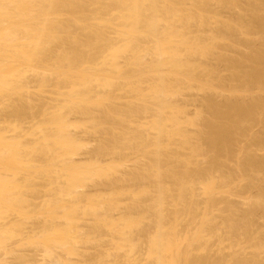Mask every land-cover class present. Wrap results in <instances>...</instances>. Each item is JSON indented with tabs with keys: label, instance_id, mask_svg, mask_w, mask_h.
Masks as SVG:
<instances>
[{
	"label": "bare ground",
	"instance_id": "6f19581e",
	"mask_svg": "<svg viewBox=\"0 0 264 264\" xmlns=\"http://www.w3.org/2000/svg\"><path fill=\"white\" fill-rule=\"evenodd\" d=\"M190 1V0H189ZM194 1V2H193ZM200 1H202V0H200ZM208 1V0H207ZM206 0H205V3H203L204 1H202V3L203 4H205V5H203V6H201V4L200 5H198L197 3V8L200 10V8L201 7H204V6H206L207 4H208V9L210 8V7H212L213 5H214V3H213V5H212V3H210L209 1H211V2H213L212 0H209L208 2H207ZM216 2H217V4H218V6H219V2H223L224 3V1L225 0H222V1H217V0H215ZM228 1V0H227ZM226 1V3H227V5H229V3ZM230 1V0H229ZM234 1V0H233ZM233 1H230L231 2V4H230V6L232 5V2ZM238 1V0H237ZM253 1V0H252ZM258 1V0H257ZM256 1V2H257ZM188 1L187 0H0V105H2V106H4V105H9V106H11L12 105V110H11V113H9L10 115L12 114V112H14V117L19 113V112H21V111H19V110H23L21 113H20V115L18 116V120H19V117L21 118H23V116H25L24 117V119L26 120V119H29V120H31V118H33L34 117V119L36 118V116H34V114L35 115H37V112L39 113V112H41L42 114H40V115H42V117H40V119L42 118V121L40 120V119H38V118H36V121H37V119L38 120H40L42 123H41V125H38V128L36 129L35 127V132H37L36 133V135H37V139H35V136L36 135H34V134H25L24 132H26V130H24L25 128H23V129H21V127H19V126H17V123H15V125H14V122H8L9 123V125H7V119H5V122L3 123V122H1L0 124H2L3 125V128H2V125L0 126V264H9V262L10 261H13V260H9V262H8V257L11 259H16V261L17 262H19V264H77V263H74V262H78V261H76L75 260V258H73L74 260H72V257H78V255L80 254H78L77 252H81V251H79L78 250V248L80 247L79 246V243H80V245H81V243H83V242H81V239L83 240L84 239V247H86L85 245H86V242H87V239L89 240V238H87V237H90V236H92V234L89 236H86V238H84L85 237V235L83 234V232H82V229L80 230H78V228L80 227L79 225L82 223V222H84V221H82L81 223L80 222H78L81 218L79 217L81 214H82V217H83V215L84 214H88V213H90V214H88V215H93V214H95L94 215V217L95 216H99V217H96V218H98V221H100V222H98L97 220V222L98 223H96V221L94 222L93 221V223H95V224H98L99 225V228L100 229H98V227H97V225L95 226V225H93V226H95L97 229H95L96 230V234H97V232L100 234V232L99 231H97V230H102L101 231V233L103 232V236H102V239L100 238V240H102V243L104 242L103 241V239H105V241H108V240H110V242H111V244H109V243H107V244H109V245H111L112 246V250H113V247H114V250H117V253H114L113 252V254H111L109 251H110V249H111V247H110V249H108V253H110L111 255H112V257H113V255L114 254H116V255H114V260L113 261H116L115 260V256L118 258V253H119V251H120V253L122 254L123 253V249H127L128 248V244L127 243H130L131 245L133 244V247L131 248V247H129V248H131L133 251H136V250H138V246H139V249H140V247L141 246H143L142 245V243H144V246L146 247H144L143 246V248L144 249H147V252H146V254H145V256H147V258L148 259H146V264H190V263H192V262H195L197 259H198V256H197V253H195V252H197L198 251V249H200L199 251H198V254H199V252L200 251H203V253H204V256H205V254H208V252H209V255H208V260L209 259H213L212 257H214V256H216L217 255V257L220 255V257H221V253L219 254V253H216V255L214 254V253H212L213 251L211 250V248L212 247H219V246H222V245H224L225 243H226V241H227V243L228 244H225L224 246H222L221 247V249H222V251H226V252H229L230 251V247H231V250H233V251H230V252H232V253H234V249H235V247L234 246H236L237 245V243L239 242L238 241V239H237V241H232L231 239H225V238H223L224 239V241H225V243H223V239H222V235H224V234H222L221 232V234L219 235V234H216L215 232H217L218 233V231H217V229L216 230H214V229H212V226L214 225V223H216L217 221V219H219V217L221 216V217H223L224 218V216L223 215H225V213H223L224 212V207H225V209H229V211H230V209L232 210L233 209V207H234V210L236 209L235 208V205H233V206H231L232 204L230 203V202H232V201H230V200H232L233 199V197H235L236 195V193H234L235 191H238V189H237V184L234 182V185H232V183H233V181H230L228 178H231L229 175H231V173L235 170H237V169H234V168H236V167H238V165L237 164H239V170L241 169V166H242V168L243 169H246V170H243V169H241L239 172H242L243 174H244V171H245V173H251V172H255L256 170H257V173H258V170L260 171L261 170V168H260V166H259V168L260 169H256L255 170V168L258 166L257 164H259V160L258 159H256V160H258L257 162H256V160H255V158L256 157H254L253 155H255L256 156V153H251V152H248L247 151V149H245V151L247 152H242L243 154L240 156V154L241 153H239V156H238V159L239 158H241L242 156H244V158H245V156L247 157V158H243L242 159V161H245L246 162V164H244L242 161H241V163H243L244 165H241L238 161H237V164H236V162L235 163H233L232 165H230V163H229V165L231 166V167H233V169L234 170H230V171H228L229 172V175H227L228 177L226 178L225 176H224V179H227V180H225L227 183H231V184H226V186H224L225 184H224V179H223V181H222V178L223 177H220V182H223V185L218 181L219 179H218V177L220 176V175H222V173H224L225 172V170H222V167L221 166H223V169H224V165H225V163H226V161L228 160L226 157H229V156H227V155H230V157H231V155H233V154H229V150H231V149H233L232 148V144H233V147H235L234 145H237L238 146V144H239V141L241 142V140H239V141H237L236 143L237 144H234L235 143V141H236V138L238 139L239 138V136H240V138L239 139H241L242 137H241V135L239 134L240 132L242 133V134H247L248 132H246V127H248L247 125H251V122L250 121H254V119L256 118V120H258V117L260 118L259 120H261V117H260V115L259 114H257V115H259V116H257L256 115V113L257 112H261L259 109H260V107L261 106H259L258 107V111H257V105H262L263 106V108H264V104H262V99H260V98H258V99H260V104H258V102L259 101H254V103H257V104H253L252 102H250V103H252L251 105H250V103H249V105L247 106H244L243 104H244V102H245V104H246V101H244V100H242L243 102H242V104H241V102L239 103H232L231 102V104L229 105V102H227L228 104H225V106H229V107H227L228 109H227V111L226 110H223L224 108H223V106H219V108H218V106H217V108L219 109V111H218V109H216V107L214 108H212L211 106H214V105H216L215 104V102L214 101H211V102H214V105H213V103H211L210 102V99H208L207 98V100L205 101V103H204V101L202 102V103H204V104H202L203 106V108L205 107V105H206V107H205V110L203 111V109H202V111H203V113H205L207 110H209V109H207V106H208V103L207 102H210L209 103V105H211L209 108H210V110H212L213 111V113H212V111L210 112L211 113V117L213 116V118L214 119H212L211 117V120H210V118H209V116H207V119L206 118H203V115H202V113H201V118L199 117H196V116H198V115H196L195 117H196V119H193L194 121H192L191 119H190V117L187 119L188 121H192V123H194V124H191V122H190V125L191 126H193V125H196L197 127H199L198 125H199V123L201 122V120H202V118H203V121H206V123H204L203 121V123H200V125L201 124H203L201 127H199L200 128V130H198L197 129V127H196V129H197V131H199V135H198V132H190V134L192 135H194V136H196V138H197V142H195L196 140H194L195 139V137H193L194 139H192V136H191V140H190V136H187V137H185L187 134H189V130L188 129H186V131H185V128H189V129H191L190 127H188L187 125H189L188 124V122H187V120H186V122L184 121V119L183 118H185V115H187V114H185V113H187V112H185L184 110H185V108L184 107H182L183 105H181L180 107L179 106H177L176 107V109L178 108L179 109V111L181 112V114L183 113V114H185L184 115V117L182 118H180V113L178 112V109L176 110L174 107H173V105H171V104H173V103H177L176 101L175 102H173L175 99V97H176V99H177V97L178 96H182V94H183V92L187 89H185V86L187 87L188 85V83L190 84L189 86H192L191 84H197V83H195L197 80V78L198 77H200L201 76V78H202V76H203V80L204 81H206L207 80V82H210L209 84H211L212 82L214 83L215 81H214V78H215V74H214V76H213V73H212V76H211V72H209L208 70V72L210 73V75L209 74H207L208 72L206 71V69L208 68H206V67H204V69L205 70H203L202 69V65H205L206 64V62H205V60H211V59H213V60H215V58H216V62L219 60V58L221 57V55L219 54V53H217L216 55V57H215V53H213V51H215L216 50V48L213 50L212 48H214V47H216V45H214L213 43H214V39H216V41L215 42H219L218 43V45L220 44V41H222V39L223 38H220V37H222L224 34H223V32L227 29L228 30V33H230L229 31H230V29L232 28V25H233V27H234V24H232L231 25V22H230V24H229V22H228V25H231V28L229 29V28H226V29H223L222 27V29H223V32L221 33V31L222 30H219L220 31V34L222 35H219L218 36V34H219V31H216V29L218 28H216L215 29V31L216 32H218V34L216 35L215 34V38H214V35L213 34H211L212 36L211 37H213V38H211V39H213V40H210L209 38H204V40L203 41H206V42H209L210 43V41H213V43L211 42L210 44H208L210 47H212V48H208V47H206V44H205V46L203 47V41H201V40H199L198 38V41H200V43L199 44H196L197 43V39H194L195 41H196V45H192V43H193V41L192 42H189L191 39H189L188 40V38L190 37V31H192L194 28V25H193V23H195L196 24V22H195V20L197 21V19L199 18L198 17V15H199V10H198V13L196 12V14H198L197 16H196V14H195V16L196 17H198V18H195V16L193 15V17H194V21H192L193 20V17H192V14L194 13H191L192 11H195L194 9H196V5H194L193 6V3L195 4V0H192V1H190V3H187ZM193 2V3H192ZM239 2H242V1H239ZM184 3V4H183ZM189 4V5H192V8H190L191 6H188V10L187 11H184L185 10V8H184V10H182L183 8H182V5L183 6H186L185 4ZM223 3L221 4V5H223ZM226 3H224V6H225V4ZM243 3V2H242ZM217 4H215V5H217ZM252 4H254V3H252ZM259 4V3H258ZM257 4V5H258ZM210 5H212V6H210ZM214 5V6H215ZM260 5V4H259ZM258 5V6H259ZM262 5H264V2H263V4ZM212 7L213 8V10L215 11V8H217V7ZM234 6V5H233ZM252 6V5H251ZM251 6H249V7H251ZM258 6L256 7V6H254V7H256V8H258ZM174 7H177V9H175ZM178 7H179V10H178ZM222 7V6H221ZM187 8V7H186ZM194 8V9H193ZM205 8L206 7H204V8H201L202 10H200L201 12L203 11V9L205 10ZM232 8V7H231ZM235 8V7H234ZM239 8V7H238ZM241 8V7H240ZM261 8H263V6H261ZM175 9V11H176V13L173 11ZM189 9H191V10H189ZM242 9V8H241ZM206 10H207V8H206ZM213 10H211V8H210V10L208 11V12H211L212 14L214 13L213 12ZM216 10H218V9H216ZM233 10V9H232ZM237 10V9H236ZM235 10V11H236ZM243 10V9H242ZM248 10V9H247ZM249 10H251L250 12H252V10H253V12H257L258 13V11H259V13L257 14H253V12L252 13H250V14H252V15H257L258 16V18L264 13H261V10L259 9H253L252 7H251V9H249ZM256 10H258V11H256ZM171 11H173V12H171ZM180 11V12H179ZM189 11V12H188ZM226 11V10H225ZM200 12V13H201ZM206 12V11H205ZM216 12H218V11H216ZM223 12V11H222ZM234 12V11H233ZM171 13H174L175 14V16H174V14H171ZM177 13H179L180 14V16L179 15H177L176 16V14ZM188 13V14H187ZM190 13V14H189ZM204 13V11L201 13V15H199L201 18H199L198 19V21H199V23H198V29H200L199 27H201V29L200 30H198V31H201V30H203V28L202 27H205V25L207 24V26L209 27V25H208V23H205L206 22V20L207 19H204V18H207V16H203V19L204 20H202V14ZM211 13H207L208 15H210ZM261 13V14H260ZM206 13H205V15H207ZM210 15V17L209 18H211V19H209L208 18V20H211L212 21V19H213V17H211V16H214L215 14H217V13H214L213 15ZM259 14H260V16H259ZM220 15V14H219ZM230 15V14H229ZM245 15V14H244ZM252 15H248V16H250V17H252ZM174 16V17H173ZM217 16H218V14H217ZM217 16H215L216 18H217V20H218V22L216 21V23H218L219 25H221L220 24V22H219V19H221V18H218ZM247 16V17H248ZM257 16H253V17H255V20H257V22L259 23L260 21L259 20H262L263 19V16H261L262 17V19H259L258 20V18H256ZM214 17V18H215ZM220 17V16H219ZM235 18V17H234ZM224 19L225 18H223L222 20L224 21ZM241 19V18H240ZM245 19V18H244ZM249 19V18H248ZM254 19V18H253ZM207 20V22H209ZM226 20V19H225ZM230 20V19H229ZM246 20V19H245ZM252 20V19H251ZM201 21H202V24H201ZM209 22V23H211V24H213V22ZM223 21H222V23H223ZM244 21V20H243ZM254 21V20H253ZM252 21V25H255L256 23H255V21L253 22ZM204 22V23H203ZM225 22H227V20L225 21ZM262 23H261V26H262V24H264L263 22H264V19H263V21H261ZM234 23V22H233ZM251 23V22H250ZM201 24V25H200ZM203 24H205L204 26H202ZM211 24H210V26H211ZM242 24V23H241ZM246 24V23H245ZM200 25V26H199ZM227 25V26H228ZM247 25V24H246ZM251 25V26H252ZM260 24H258V26L257 25H255L256 27H259L258 29L259 30H264V27L262 26V29H260L261 27L259 26ZM193 26V27H192ZM213 26V25H212ZM215 26V25H214ZM222 26H226V25H222ZM226 26V27H227ZM238 26H240V24H238ZM238 26H235L234 27V29H236V32H235V30L232 28L231 29V32H233L234 34H236L237 32H239L238 30H237V28H238ZM255 26H253L254 28H255ZM191 27H192V30H189V28L191 29ZM195 27H197L196 25H195ZM208 27H205L204 29H207ZM216 27V26H215ZM241 27V26H240ZM250 27V26H249ZM249 27H248V29H249ZM195 29H197V28H195ZM208 29H210V28H208ZM241 29H242V27H241ZM241 29H239L240 31H242ZM244 30L243 31H245V28H243ZM188 30H189V32H188ZM227 30L225 31V32H227ZM234 30V31H233ZM250 30V29H249ZM249 30H247V31H249ZM252 30H254V29H252ZM185 31H187L186 33H188L187 34V37H186V35H185ZM206 32H207V30H205ZM205 31H202L203 33H205ZM210 31V30H209ZM193 32V31H192ZM191 32V33H192ZM195 32V31H194ZM193 32V35L191 34V36L193 37V38H195L194 36L195 35H197V33L195 34ZM246 32V31H245ZM244 32V33H245ZM184 33V34H183ZM213 33H215V32H213ZM232 33V34H233ZM242 33V32H241ZM244 33L243 34H240V33H238L241 37H242V35H244ZM195 34V35H194ZM202 34V33H201ZM231 34V33H230ZM246 34V33H245ZM249 34V35H248ZM248 37L250 36V33L248 32ZM253 34V33H252ZM198 35H200V34H198ZM197 35V36H198ZM226 35V34H225ZM237 35V34H236ZM238 35V36H239ZM256 35V34H255ZM200 36H203V34L202 35H200ZM208 36H210V35H208ZM216 36L218 37V39H219V41H217L218 39L216 38ZM227 36L228 35H226V37H225V39H227ZM232 36L233 35H230V37L229 38H231V39H235V38H232ZM239 36V37H240ZM258 36V35H257ZM264 36V35H263ZM203 37H206V36H203ZM255 37V36H254ZM261 37V36H260ZM192 38V39H193ZM229 38H228V40H229ZM245 38V37H244ZM250 38V37H249ZM200 39H202L201 37H200ZM205 39H208V40H210V41H208V40H205ZM261 39V38H260ZM226 41V40H224L223 39V42L224 41H226V43H228L229 41V43H231L232 41L231 40H229V41ZM263 40V39H262ZM194 41V42H195ZM250 41V40H249ZM205 42V43H206ZM248 42V41H247ZM191 43V44H190ZM222 43V42H221ZM225 43V42H224ZM223 43V44H224ZM233 43H234V41H233ZM232 43V44H233ZM254 43V42H253ZM194 44V43H193ZM201 44V45H200ZM214 46H213V45ZM217 45V49H218V47H220V45L218 46ZM222 45V44H221ZM225 45V44H224ZM228 45H231V44H228ZM248 45V44H247ZM261 45V44H260ZM226 47V46H225ZM235 47V46H234ZM210 49V50H212L211 52H210V50H209V52H210V54H205L206 53V51L208 50V49ZM236 48V47H235ZM239 48V47H238ZM250 48V47H249ZM262 49H264V48H262ZM233 50V49H232ZM238 50H240V48L238 49ZM246 50V49H245ZM181 51V52H180ZM182 51L184 52L185 51V53H182ZM218 51H219V49H218ZM260 51L261 52H257V53H261V54H257V55H259V56H257L256 55V52H253V53H255V54H252V55H249V57H248V53H247V56H245V57H248L247 59L246 58H244L243 56H244V54H242L243 56H242V58L244 59V60H240V62L241 63H245L244 61H246V65L244 64V65H242L241 63H239V62H236V63H233V60H232V64H234V66H236V65H238L239 67L242 65L243 67H246L245 69H246V71H247V69L249 68V67H251L250 68V74L248 73L249 72V69H248V72H247V79H248V77H249V79L251 78H253V80L254 81H256V82H261V86H262V89H263V87H264V53H262V50L260 49ZM187 52V53H186ZM216 52V51H215ZM243 52H245V51H243ZM183 54V55H182ZM214 56H213V55ZM181 55V60L180 59H178V57ZM185 55H187V56H190V64H191V57H193L194 58V56L195 57H197V55L198 56H201L200 58H202L203 56H205L206 57V55H208L207 57L208 58H202V59H204V60H202L201 59V61H195V60H200L199 58L198 59H196L195 58V60H193V58H192V61H193V63L195 64V63H200L201 65V67L198 65V63H197V65H198V67H197V65L195 64V66L197 67V68H199L200 67V69H199V72H198V69L196 70V69H191L190 71H189V73L188 74H190L191 72H192V70H193V72L196 70L197 72H195V76H193L192 74H190V75H187V74H185L186 73V71L187 70H189L190 68H192V67H194V65L193 66H191L189 63H188V60L189 59H187V62H186V58H189V57H185V62H184V59L182 58V57H184ZM210 55V56H209ZM212 55V56H211ZM220 57H219V56ZM223 55V54H222ZM246 55V54H245ZM253 55H255V56H253ZM261 55H263V57H261ZM210 57V58H209ZM212 57V58H211ZM214 57V58H213ZM227 58V57H226ZM232 58V57H231ZM220 59H223L222 61L224 62V58H220ZM239 59V58H238ZM246 59V60H245ZM179 60V61H178ZM230 60V59H229ZM229 60H228V63H225L226 65H228V64H231V63H229ZM234 60H237V59H234ZM181 61H183V62H181ZM195 61V62H194ZM202 61H204L205 62V64L202 62ZM221 61V62H222ZM239 61V60H238ZM151 64H150V63ZM159 62H161V66H159ZM181 62V63H180ZM202 62V63H201ZM213 62V61H212ZM215 62V63H216ZM227 62V61H226ZM163 63V64H162ZM239 64H241V65H239ZM248 64V65H247ZM214 65V64H213ZM250 65V66H249ZM207 66V65H206ZM233 66V65H232ZM237 66V67H238ZM240 67L238 70H239V73H240V69H241V71H243L242 70V68L243 67ZM161 67H164V68H169V69H172V71H176V70H174V69H179V68H182V69H184L185 67H186V69L187 70H183V71H176L177 72V75H178V73H181V75L179 74V76H177L176 75V77H178V78H176L175 77V75H173V73H175L176 74V72H171V71H169V72H166L167 71V69H165L166 71H164V68H163V70H161ZM184 67V68H183ZM188 67H190L189 69H188ZM228 67H230V66H228ZM237 67L235 68V70L237 69ZM227 68V67H226ZM130 71V73H129V81L128 80H126V84L125 85H123V83L122 84H119V79H122L123 81H125V79L124 78H126L127 77V71L128 70ZM201 69H202V71H201ZM224 69H225V67H224ZM229 69V68H228ZM228 69H226V71L228 70ZM232 69H234V68H232ZM231 69V70H232ZM126 70V71H125ZM211 70V69H210ZM215 70V69H214ZM213 70V71H214ZM230 70V69H229ZM230 70V75H229V77L231 78L232 77V79L235 81V82H233L235 85H237L238 83L240 84V87L242 86V84L244 85V83L243 82H245V77H244V74H242V73H244V72H246L245 70L243 71V72H241L240 73V77H241V75H242V77L243 78H245V79H243L242 77H241V79H242V81H241V79H240V82H238L239 81V78H238V76L236 75L237 73H235V71H234V73L232 74V71ZM237 70V71H238ZM163 71H164V73H163ZM203 72V71H205V74H207V75H209L208 77H205L204 76V73H201V72ZM184 72V75L182 74ZM192 72V73H193ZM221 72V71H220ZM225 72V71H224ZM126 73V74H125ZM196 73H197V75H196ZM199 73L200 74H203V75H200L199 76ZM239 73H238V75H239ZM194 74V73H193ZM222 74V73H221ZM246 74V73H245ZM248 74H249V76H248ZM124 75V76H123ZM186 75H187V77H186ZM192 75V76H191ZM206 75V76H207ZM220 75V74H219ZM218 74H217V76H219ZM235 75L237 76V78L235 77ZM122 76V77H121ZM181 76H183V77H181ZM197 76V77H196ZM217 76H216V78H217ZM228 76V75H227ZM168 77V78H167ZM172 77H174V78H172ZM192 78L191 79V82H190V79L189 78ZM193 77H196V78H193ZM212 77H214V78H212ZM235 77V78H234ZM147 78H149V79H151L152 78V80L154 81V82H152L151 80H148ZM170 78H172V79H177V81L175 82V80H174V82H172L173 80H171ZM200 78V79H201ZM229 78V79H230ZM32 79H34L33 81H32ZM131 79V80H130ZM167 79H169L170 81L168 82V80ZM186 79H189L187 82H185V80ZM201 79V80H202ZM208 79L209 80H211V81H208ZM221 79H222V77H221ZM226 79V78H225ZM237 79H238V81H237ZM133 80V82H132V84H130L129 85V82L131 83V81ZM196 80V81H195ZM198 80H199V78H198ZM202 80V81H203ZM121 81V80H120ZM122 81V82H123ZM128 81V82H127ZM146 81L148 82V84L149 85H145L146 84ZM202 81H200V82H202ZM216 81H217V79H216ZM227 81V80H226ZM252 82V84H253V86L255 87V85L257 84H254L255 82ZM151 82H152V84H151ZM207 82H206V84L204 83V85H208L207 84ZM218 82V81H217ZM223 82H225L224 80H223ZM222 82V83H223ZM238 82V83H237ZM121 83V82H120ZM128 83V84H127ZM141 84V85H143V86H140L139 84ZM171 83L173 84V85H171ZM176 83H178L179 85H175ZM185 83V84H184ZM187 83V84H186ZM227 83H228V81H227ZM229 83H231L230 81H229ZM248 83V82H247ZM249 83H251V80H249ZM248 83V84H249ZM259 83L257 84V86L256 87H258V85H259ZM34 84V85H33ZM141 87V88H138L139 86ZM168 84L170 85V86H173V88H171L170 87V89H169V86H168ZM201 84V83H200ZM200 84H198V85H200ZM217 84H219V82L217 83ZM223 84H225V83H223ZM248 84H246L247 86H248ZM33 85V86H32ZM150 85H152V87H151V89H150V87H148V86H150ZM183 85H185L184 87H182ZM204 85H202L203 86V89H204ZM213 84H211V86H212ZM225 85H227V84H225ZM246 85H244V89H245V86ZM178 86H179V89H180V87H181V89L182 88H184L181 92H182V94L180 95V91H179V89H178ZM189 86H188V88H189ZM209 86V88L211 87L210 85H208ZM214 86V85H213ZM216 86V85H215ZM250 86H251V84H250ZM253 86H252V88H253ZM261 86L259 87V91L260 90H262V89H260L261 88ZM127 87H128V90H127ZM145 87V88H147L148 87V90H144L143 88ZM174 87H177V89H178V91L176 92V90H174ZM194 87V86H193ZM196 87V86H195ZM194 87V88H195ZM207 87V86H206ZM205 87V88H206ZM218 87L219 88H223V87H221L220 85H218ZM218 87H214V89L216 88H218ZM232 87V86H231ZM235 86H233L232 88H234ZM239 87V86H238ZM249 87V86H248ZM247 87V88H248ZM255 87V88H256ZM39 89V90H35V91H39L38 93H36V94H38V95H40L41 96V94H43L42 95V97H44V95L46 94V93H49V95H51V96H49L51 99H52V103H51V101H50V99H49V101H50V105L49 104H46V102H45V104H46V106L50 109H42L43 107L44 108H47V107H45V106H42V104H40L41 105V111H39L40 109L39 108H37L38 106H40V105H38V102H36V103H34V101L31 99V95H29V94H32V92L30 93V91H31V89ZM191 88V87H190ZM189 88V89H190ZM198 88V87H197ZM208 88V89H209ZM218 88V90H216V92L217 91H219V90H221V89H219ZM226 88V87H225ZM231 88V89H232ZM243 88V87H242ZM251 88V87H250ZM250 88H248L249 90H250ZM252 88H251V90H252ZM99 89H101L102 91L103 90H106L104 93L105 94H108L109 93V91H111V93H109V94H112V92H114V90L115 91H117V93L119 92V91H123V94L125 95V93H124V90H125V92H129L130 93V91H132L130 94H132L133 93V91L136 93V95H135V93H133L135 96H136V98H135V96L131 99V100H133V102H132V105H130V103H131V101L130 102H128V104H127V106H128V112L126 111V107L124 106V109H122L121 110V108L120 107H123V104L126 102L125 100H130L129 98L128 99H125L124 101H122V106H117L116 107V105H115V107L117 108V109H115V107H114V109H112V108H108V106H106V105H104V106H106L107 107V109L109 110V111H107V112H105L106 111V109H105V111L103 112L101 109H99V110H101L100 112H101V114H100V112H99V110L97 111L98 112V115L100 114V117H98L97 116V112H96V117L98 118V120H101L102 118V120L104 121L103 123L105 124V126H106V123H107V125L109 124V125H112V127H114L115 129H112L113 131L115 130L116 131V129H117V132H115L114 131V133H109V134H107L106 133V135L104 136V135H102L103 137H105V139L103 138L102 140H104V142L105 141H107L106 139H108L109 141V144H108V142L106 143V145L108 144L109 145V147H108V145H107V147L105 146V148H103V149H98L99 151H97L96 149V151L94 150L93 152H91V153H93V154H91V153H89V154H91V155H88V156H90L89 158H88V156H87V158L90 160V159H94V153H96L97 154V152H98V154H100V155H104L105 157L107 156V157H109V156H113V155H115L116 156V154L118 155L119 153H121L120 154V156L122 155V153L124 152H126V151H132L131 153H133V151H136L132 156L134 157V155L135 154H137L138 156L137 157H139V159H137V160H140V155L139 154H142V157L141 158H143L144 157V155L146 154L147 156H149L150 158H151V156H152V159H151V165H150V163H147V161H149L150 162V160H148V158H147V156L145 155V158H146V162H145V158H144V164L143 163H141V164H143L142 166H141V164H139L140 162H143L142 160L141 161H138L137 162V160H135L137 163H135V161H134V163H135V165H136V168L133 170V173H132V168H130L128 171H130L131 170V172H130V176H132V180L129 178H127V175L125 176V177H120L119 179H115L114 181H109V178H107V176H105V175H109V173H111L112 172V170H114V169H112L111 170V166L109 165V167H108V165H107V169L105 168V170H103V171H101L102 172V174H98V176H105L107 179H108V182H111L109 185L110 186H114V188L116 189L117 188V191H118V187L120 186V184L122 183V185L123 184H125L126 183V181L127 182H130V181H132V182H134L135 183V187H137V185L138 186H140V188L143 190V188L144 187H146V191H148V193L146 194V195H144V196H147V198H146V201L149 199V202L151 203H149V202H146V204H147V209H146V207L145 208H143V209H146V210H144L145 212H143L142 211V209H141V211L145 214V213H151V215H153L154 214V217L156 218V220H155V218H151L152 220H153V223H155L153 226H151V228L149 227L148 229H146L145 230V228H144V232L142 233L141 232V238H140V240H139V242H140V244H138V243H136V244H138V246L135 244V242H134V240L136 239V238H134V240H133V238H132V240L130 239V240H128V238H131L132 236H134L133 234L135 233V231L133 232V234H132V232H131V230L133 231V230H135L134 228L136 227L137 228V226H140V224H142L143 223V218L141 219L140 217L141 216H143L144 217V219L145 218H150L151 217V215L148 217L146 214V216L147 217H145V215L144 214H142V212L141 213H139V215H141L139 218H137V217H135L134 219L133 218H131L129 215H126V210H125V214H122V215H119V219L118 218H115L114 216H115V214H113L114 213V208H116V206L118 205L117 204V202L118 203H121V202H119L121 199H122V197H123V195H122V190L123 189H119L120 191H121V194H119L120 193V191H118L119 193V199H116L117 200V202H116V204L114 203L116 200H115V198H114V200L112 199L113 197H111V199L114 201H110V205L108 206L107 204V206L109 207V208H111V209H109V208H107V210L106 211H108L107 213L105 212V211H103L102 210V208L100 209V207H102V206H100L99 207V211H100V213H99V211L97 210L98 209V207L97 206H94V205H91V204H93V202H92V199L94 200V198H95V196L93 197L92 196V198L91 197H89V200H87V205H89V207L87 206V208H85V213L83 212V213H80V210L78 211V208L80 209V204H79V202H76V200H75V197H76V199L77 198H82V196H83V194H82V191H83V189L84 188H86L87 189V186L85 187L84 186V184H87V182L89 181H94V178H96L95 177V175L97 174L96 172H98V170H99V168L98 167H95V168H93L94 169V171L96 170V168H97V170H96V172H95V174H94V172H93V169L91 168L92 167V161L93 160H91L89 163H91V164H88V161L87 160H85L86 158H84L83 159V155H84V153H82L83 155H81L79 152L77 153L76 151H78V149H80V148H83V147H81L82 145H81V140L79 139V141H77L75 138H77V134H76V137L75 138H73V135L74 134H71V133H73L72 131H70L72 128H74V129H76L77 128V130H75V131H79V128H80V130H81V127L82 128H84L85 127V125H83L84 124V122L82 121L83 119H84V121L85 122H87L88 123V119L90 120H92L93 118L95 119V120H97V118H95V117H93V115H94V112H92L93 110L91 109V106L93 105V104H98V106L99 105H101V104H105V102H107V100H109L110 98H112V99H114L115 97V92L112 94V95H110V96H112V97H107V95H105L102 91H100ZM139 89V90H138ZM141 89H143L144 91H146V92H144V91H142ZM150 89V90H149ZM173 89V90H172ZM196 89V88H195ZM195 89H193L192 88V91L193 90H195ZM200 89H202L201 88V86H200ZM199 89V90H200ZM202 89V90H203ZM211 90H212V87L210 88ZM230 89V90H231ZM241 89V88H240ZM254 89V88H253ZM98 90L101 92V93H103L104 95V97L102 96L101 98H100V96L102 95L100 92H99V95L98 94H96V96H94L95 95V92L96 93H98ZM130 90V91H129ZM171 92V94L173 93V91L177 94H179L178 96L176 95V96H174L173 94H175V93H173L172 95L174 96H169V92ZM199 90H195L196 92H198ZM226 90V89H225ZM224 90V92H228V91H225ZM228 90V89H227ZM234 90V89H233ZM236 90V89H235ZM247 90V89H246ZM245 90V91H246ZM148 91V92H147ZM187 91H188V89H187ZM186 91V93H188ZM201 91V90H200ZM199 91V92H200ZM205 91V90H204ZM263 91H264V89H263ZM262 91V92H263ZM106 92H108V93H106ZM127 92V93H128ZM206 93L208 92V91H205ZM204 92V93H205ZM214 92V91H213ZM229 92H231V91H229ZM228 92V94H230V96H231V94H233L234 92H232V93H229ZM241 92V91H240ZM247 92V91H246ZM41 93V94H40ZM45 93V94H44ZM169 93V94H168ZM219 93V92H218ZM217 93V94H218ZM236 93L238 94L239 92H237L236 91ZM235 93V94H236ZM242 93H244V92H242ZM250 93V92H249ZM251 93H253V92H251ZM250 93V94H251ZM21 94V95H20ZM94 94V95H93ZM101 94V95H100ZM109 94H108V96H109ZM119 94V93H118ZM121 94V93H120ZM123 94H121V96L123 95ZM168 94V95H167ZM194 94V93H193ZM201 94V93H200ZM199 94V95H200ZM221 94V93H220ZM261 94V93H260ZM20 95V96H19ZM27 95V96H26ZM33 95V94H32ZM97 95H98V97L100 98H98L97 97ZM117 95V94H116ZM183 95H185V94H183ZM212 95V94H211ZM210 95V96H211ZM222 95V94H221ZM221 95H219V96H221ZM225 95V94H224ZM223 95V96H224ZM239 95V94H238ZM244 95V94H243ZM243 95H241L240 94V97L241 96H243ZM245 95H247V93L245 94ZM256 95H258V94H256ZM28 96H31L30 97V99H29V97ZM34 96H35V94H34ZM37 96V95H36ZM117 96H119V95H117ZM116 96V97H117ZM120 96V98H122ZM128 96V94L126 95V97ZM138 96V97H137ZM186 96V95H185ZM185 96H182V97H185ZM227 96V95H226ZM229 96V97H230ZM236 96V95H235ZM247 96H249V94L247 95ZM255 96V95H254ZM259 96V95H258ZM18 97V98H17ZM26 97V98H25ZM97 97L98 99H95V98ZM107 97V98H106ZM114 97V98H113ZM125 97V96H124ZM171 97H173V98H171ZM244 97V96H243ZM16 98H17V100H16ZM20 98H24L25 100H28L29 99V106H28V108H25V110H24V108H23V106H25L26 107V105H27V101H26V103H25V100L23 99V100H21ZM45 98H46V95H45ZM94 98V99H93ZM109 98V99H108ZM117 98H119V97H117ZM117 98H115L116 100H118L119 101V99H117ZM180 98V97H179ZM188 98V97H187ZM214 98V97H213ZM224 98V97H223ZM228 98V97H227ZM226 98V99H227ZM236 98H238V97H236ZM247 98V97H246ZM251 98V97H250ZM253 99L255 98V97H252ZM33 99H35V98H33ZM39 99V98H38ZM114 99V100H115ZM123 99V98H122ZM169 99H171V100H169ZM174 99V100H173ZM190 99V98H189ZM216 100H217V98H215ZM241 99V98H240ZM256 100H257V98H255ZM15 100H16V102L19 100H21V102H20V105H17V103L15 102ZM36 101H37V99H35ZM111 100V99H110ZM138 100V101H137ZM173 100V101H172ZM185 100V99H184ZM192 100V99H191ZM209 100V101H208ZM213 100V99H212ZM235 100V99H234ZM238 100H239V98H238ZM24 102V104H26V105H23V102ZM30 101L31 102H33L34 104L32 105V103H30ZM40 101V100H39ZM42 101V100H41ZM40 101V102H41ZM121 101V100H120ZM119 101V102H120ZM140 101V102H139ZM170 103H169V102ZM231 101H233V100H231ZM240 101V100H239ZM263 101H264V98H263ZM11 102H13V104H14V102L16 103V105L18 106V108H19V106H21V105H23V106H21L23 109H21V108H19V110L16 108V107H14V105L11 103ZM110 102H112V101H109V106L111 105L110 104ZM114 102V101H113ZM143 102H146L147 104L149 103V102H151V103H153L154 104V106H153V108H150V106L151 105H153V104H146V105H143ZM166 102H168L167 103V105L169 104L170 105V108H169V105L167 106L166 105ZM173 102V103H172ZM178 102H179V100H178ZM192 102V101H191ZM220 102V101H219ZM233 102H235V101H233ZM10 103H11V105H10ZM22 103V104H21ZM41 103H43V102H41ZM108 103V102H107ZM118 103V102H117ZM117 103H113V104H117ZM141 104V106L140 105H138L137 106V104ZM180 103V102H179ZM207 103V104H206ZM247 103V104H248ZM44 104V105H45ZM118 104H121V103H118ZM117 104V105H118ZM195 104V103H194ZM32 105V106H31ZM38 105V106H37ZM49 105V106H48ZM51 105H53V108L51 107ZM125 105V104H124ZM136 105L137 107H135V110L134 109H131V107H134V106ZM177 105H179V104H177ZM219 105V104H218ZM224 105V104H223ZM2 106L0 107V108H2ZM8 106V107H9ZM94 106V105H93ZM92 106V107H93ZM98 106H97V108H98ZM114 106V105H113ZM130 106V107H129ZM145 106V107H144ZM149 106V107H148ZM172 106V107H171ZM176 106V105H175ZM30 107V108H29ZM94 107H96V105L94 106ZM142 107V109H140ZM155 107V108H154ZM198 107H199V104H198ZM3 108H5V107H3ZM9 108H11V107H9ZM13 108H16L15 110H13ZM52 108V109H51ZM97 108H96V110H97ZM136 108L138 109L137 111H136ZM167 108V109H166ZM172 108L173 109H175L174 111H173V113H172ZM180 108H181V110H180ZM184 108V110H182ZM197 108V107H196ZM34 109L37 111L36 113L34 112ZM90 109L92 110V111H90ZM93 109H95V108H93ZM110 109H112L113 111L111 112V110ZM131 109V112H130V114H129V110ZM152 109H154V111H155V113H153L152 114ZM156 109V110H155ZM169 109V113L167 112V110ZM222 109V111H224V112H222V111H220ZM225 109H226V107H225ZM3 110V109H2ZM7 109H5V111H6ZM44 110V111H43ZM104 110V109H103ZM133 110V111H132ZM140 110H141V115L142 114H145L146 113V115H149V116H152L151 118L153 119V117L156 119L155 121L156 122H154V119H153V121H152V119L150 118L149 119V121L147 120V122H149L150 123V125L149 124H147V126L144 124V122H146L145 121V119L143 118V120H144V122L143 121H141V119H134L133 117H134V115L135 116H137L139 113H140ZM149 110H151L150 112H148ZM4 110H3V112H5ZM18 111V112H17ZM124 111H126L125 113H124ZM138 112L137 113V115H136V113L133 115H131V113L133 112ZM166 111V112H165ZM257 111V112H256ZM8 112H10V111H8ZM91 112L93 113V114H91ZM103 112V113H102ZM111 112V113H110ZM150 113V114H148V113ZM167 113V114H169V115H167L168 117L171 115V114H173L174 116H175V112L177 113L178 112V115L176 114V116H175V118L177 117V119H179V123H180V119H183V121H181V123L182 122H185V123H183V124H181L180 123V125H179V123L177 124V123H175V122H173V126H174V123L176 124V125H178V126H176L175 125V127L177 128L178 127V129H174V128H172V124L170 123V127H171V129H169V126H167V124L169 125V123H164L165 122V119L163 120V118L164 117H166L165 115V113ZM262 112H263V109H262ZM261 112V113H262ZM6 113V112H5ZM74 114V115H76V114H79V115H77V116H83V117H81V118H79V119H81V121H79V123H78V120H77V122H76V120H75V122L74 121H71L72 119V117L69 115V114ZM76 113V114H75ZM128 113V114H127ZM171 113V114H170ZM209 113V111H208V114H210ZM264 113V112H263ZM1 114V113H0ZM9 114H8V116H9ZM16 114V115H15ZM22 114V115H21ZM128 116H130V118L128 117L127 118V115ZM155 114V115H154ZM183 114L181 115V116H183ZM39 114H38V116H40ZM90 115L93 117V118H91L90 117ZM206 115H207V112H206ZM263 115V114H262ZM261 115V116H262ZM1 116V115H0ZM131 116H132V118L133 119H131ZM140 115H138V117H139ZM144 117H145V115H143ZM156 116H158V117H162V116H164L161 120H157V118L158 117H156ZM173 116V117H174ZM187 116H189V115H187ZM252 116H257V117H252ZM6 117V116H5ZM10 117V116H9ZM13 117V116H12ZM74 118H76L75 116H73ZM86 117H90V118H86ZM102 117V118H101ZM147 117V116H146ZM171 117H172V115H171ZM171 117H169L170 119H171V121H172V119L173 120H175L174 118H171ZM179 117V118H178ZM194 117V118H195ZM204 117H206V116H204ZM249 117H251V118H249ZM263 118H264V115L262 116ZM125 118L126 119H128V120H126V122L127 123H125ZM135 118H137V117H135ZM148 118V117H147ZM167 118V117H166ZM169 118H167V119H169ZM225 118L226 119H228V120H225ZM249 118V122L250 123H248V121H247V123H245V121H246V119H248ZM0 119H1V121H3V119H2V117H0ZM17 119V118H16ZM23 119V120H24ZM33 119V120H34ZM85 119H87V120H85ZM159 119V118H158ZM166 119V120H167ZM170 119H169V121H170ZM176 119V120H177ZM190 119V120H189ZM200 119V120H199ZM219 119H222V121L224 122V121H227V122H222L221 120L219 121ZM252 119V120H251ZM12 120H13V118H12ZM11 120V121H12ZM33 120L32 121H29V122H31V123H33ZM123 121L124 120V123L125 124H121L120 123V121ZM137 120H140V122L139 121H137ZM151 120V121H150ZM163 120V121H162ZM198 120H199V122H198ZM257 121L258 123H260V122H262V120H264V119H262L261 121ZM28 121V120H27ZM35 121V120H34ZM121 121V122H122ZM160 121L162 122V125H163V123H164V125L166 126V127H164V125L162 126V127H160L159 129L157 128L156 130H158L159 131V134L157 135V131H155V132H151L153 129H151L150 128V132L152 133V134H156V136H154V137H148L147 139H149V140H147L146 139V137L145 136H149L150 134H147V135H145L147 132H149L148 130L146 131V128L145 127H150L151 126V124L153 123V128H156V127H158L157 125H160ZM169 121H167V122H169ZM170 121V122H171ZM252 121V124H254V122ZM19 122V121H18ZM38 122V121H37ZM97 122V121H96ZM99 123H100V121H98ZM102 122V121H101ZM115 122V123H114ZM141 122H143V123H141ZM177 122V121H176ZM198 123V124H196V123ZM264 122V121H263ZM6 123V124H5ZM22 123V122H21ZM25 123V122H24ZM28 123V122H27ZM87 123H86V125H87ZM91 122H89V124H90ZM132 123V125L133 124H135L136 125V127H135V125L134 126H131V127H133V128H124V125H128V124H131ZM157 125H156V124ZM245 123V126L243 125ZM255 123H256V121H255ZM258 123H256V124H258ZM36 124V123H35ZM38 124V123H37ZM92 125H93V122L91 123ZM90 124V125H91ZM94 124H97V123H94ZM119 124H121L120 126H119ZM141 124L142 125H144V126H141ZM184 124H186V127H184ZM247 124V125H246ZM261 124V123H260ZM260 124H258L259 126H260ZM4 125H6V128H7V126H9L8 128H10L9 130V132H11V129H12V132L13 131H15V132H18L19 134H20V136H18V137H10L11 135L10 134H15V133H6L7 132V129L5 130L4 129ZM22 125V124H21ZM29 124H27L26 126H28ZM99 125V124H98ZM103 125V124H102ZM141 127H144L143 129L142 128H139L140 126ZM261 125H263V123L261 124ZM34 126V125H33ZM88 126V125H87ZM116 126H119V127H116ZM129 126V125H128ZM161 126V125H160ZM251 126H253V125H251ZM256 126V125H255ZM29 127V126H28ZM76 127V128H75ZM89 127V126H88ZM92 127V126H91ZM96 127V126H95ZM126 127V126H125ZM168 127V128H167ZM184 129H183V128ZM203 127V128H202ZM87 128V127H86ZM90 128V127H89ZM89 128H88V132L91 130H89ZM103 128V127H102ZM106 128V127H105ZM123 128V129H122ZM161 128L162 129H164V130H161ZM249 128V127H248ZM251 128V127H250ZM32 129H33V127H32ZM85 129V128H84ZM110 129H111V127H110ZM128 131H127V130ZM140 129H141V131H140ZM148 129V128H147ZM167 129H168V131L169 132H171L172 131V133H171V135H170V133L167 131ZM173 129V130H172ZM179 129L181 130V131H184V132H187V133H183V135H184V137L182 138V136H181V134L182 133H180V131H179ZM192 129H195V126H194V128L192 127ZM192 129H191V131H192ZM238 129H241V130H243V131H241V130H238ZM18 130V131H17ZM83 130V129H82ZM81 130V131H82ZM87 130V129H86ZM92 130H93V128H92ZM98 131L99 132V129H95V131ZM155 130V129H154ZM188 130V131H187ZM29 131H30V128H29V130L26 132V133H29ZM32 131H34V130H32ZM32 131H30V132H32ZM80 131V132H81ZM94 131V130H93ZM93 131H92V133H93ZM94 131V133H96ZM109 131V130H108ZM142 131H145V132H142ZM174 131V132H173ZM236 131H239L238 132V134H239V136H236L237 134H235V132ZM245 131V132H244ZM248 131V130H247ZM71 132V133H70ZM84 132V131H83ZM87 131H85L84 133H86ZM97 132V133H98ZM102 132V131H101ZM104 132V131H103ZM102 132V133H103ZM138 132H140L139 133V135L140 134H143V133H145V134H143L141 137L139 136V135H136ZM142 132V133H141ZM244 132V133H243ZM252 132V131H251ZM258 132V131H257ZM260 132V131H259ZM69 133L71 134V136H69ZM77 133V132H76ZM79 133V132H78ZM91 133V132H90ZM89 133V134H90ZM91 133V134H92ZM105 133V132H104ZM128 133H130V135H128ZM237 133V132H236ZM253 133V132H252ZM25 134V135H24ZM82 134V133H81ZM100 134V133H99ZM135 134V135H134ZM154 134V135H155ZM196 134V135H195ZM246 134H245V140H246V137L248 136V138H252V139H254V138H256V137H254L255 136V134L253 135V137H249V133L247 134V136H246ZM251 134V133H250ZM22 135V136H21ZM32 136V137H30V138H32V140L34 139V141H36V143L35 142H33L32 141V144L33 143H35V145H34V148L33 147H30V145H27V141L26 140H23V142H22V139L23 138H26V139H29V137L28 136ZM79 135H80V133H79ZM84 135V134H83ZM126 135H128L127 137H126ZM145 135V136H144ZM176 135H179V136H176ZM260 136H262L261 134H259ZM259 135H258V140L260 141V139H259ZM13 136H15V135H13ZM33 136H34V138H33ZM81 136V135H80ZM89 136V135H88ZM106 136H109V137H107L106 138ZM129 136L130 137H133L134 138V136H138V137H140V138H143V139H140V138H137V140L135 139H133V138H130L129 139V141H127L128 139L127 138H129ZM144 136V137H143ZM153 136V135H152ZM178 139H185V141L187 140V143H189L190 141V145H192L193 143L192 142H195V144H193L195 147H197V148H195V147H193L192 148V146H189V145H187V143L184 141L183 142V140H182V142L185 144V146H184V144L182 143V142H180V141H178L177 140V138ZM198 136H199V139H198ZM71 137V138H70ZM85 137V136H84ZM126 137V138H125ZM175 137V139L178 141V143L179 144H181L180 146L182 147V149H183V153H184V151L186 150V152L183 154V153H181V148L179 149V147L180 146H177L176 144L174 145V140L172 139V138H174ZM200 137L201 138H203L202 139V141H200L201 139H200ZM243 137V138H244ZM79 138H81V137H79ZM83 138V137H82ZM86 138H88V137H86ZM95 138V137H94ZM147 140V142L148 141H150L149 142V144H146V145H144V142L143 141H141V140H145V139ZM151 138V139H150ZM172 139L171 141H170V139ZM247 138V139H248ZM40 139L42 140V141H40ZM85 139V138H84ZM99 139H100V136H99ZM133 139V140H132ZM139 139V140H138ZM251 139V140H252ZM261 139L263 140L264 138H262L261 137ZM146 140H145V143H147L146 142ZM175 140V141H176ZM189 140V141H188ZM204 140V141H203ZM243 140V139H242ZM251 140H249L248 139V142L249 141H251ZM262 140L260 141V142H262ZM25 141V142H24ZM31 140H29V142H30ZM85 141V140H84ZM168 141H170V144H172V146H171V148H173V149H175V147H176V152H177V150L178 151H180L179 153H181V154H183V155H185V156H181V157H176L178 154H176V156H173V155H175V153L173 152V149H171V151H172V153H174L173 155H171L172 153H171V151H170V149L168 148V147H170V145L169 146H167L166 147V144H168L169 142ZM177 141L175 142V143H177ZM205 142L206 143V145H202V147H201V145L199 144L200 142ZM253 141V140H252ZM254 141H257V140H254ZM258 141V142H259ZM86 142V141H85ZM85 142H84V144H85ZM88 142V141H87ZM100 142H101V139H100ZM103 142V143H104ZM137 144H139V145H137ZM142 142H143V144H142ZM39 143H44V145L43 146H46V147H42L41 145H39ZM102 143V144H103ZM198 145H197V144ZM243 143V142H242ZM245 143V142H244ZM243 143V144H244ZM251 143H254V142H251ZM257 143V142H256ZM29 144V143H28ZM83 144V143H82ZM83 144V145H84ZM92 144H94V143H92ZM92 144H90V145H92ZM100 144V143H99ZM204 144V143H203ZM39 145V146H38ZM96 145V144H95ZM187 145V146H186ZM240 145H242V144H240ZM251 145V144H250ZM257 145V144H256ZM89 145H87V147H88ZM97 146H100V145H97ZM164 146V147H163ZM208 147V148H206V147ZM236 146V147H237ZM244 146H246V143L244 144ZM249 146V145H248ZM247 146V147H248ZM253 146V148H254V146L255 145H252ZM264 146V145H263ZM39 147V148H38ZM40 147H42V149H40ZM163 147V148H162ZM165 147L167 148V149H169V151H170V153H169V151L167 150V149H165ZM178 147V148H177ZM198 147H200V148H202L203 150H204V147H205V150L206 149H209L210 150V152L211 151H214V152H212V153H215L216 152V154H214V155H219L220 157H222L218 152H221L222 150H223V152H224V157H222V159H225V160H221V158L220 157H218V159H219V163L217 164L216 162H218V160L217 159H213L214 158V155H212L213 157H209V158H211L210 160L206 157V155H208L210 152L208 151L207 152V150L205 151H203V150H201V149H199L200 151H201V153H200V155L201 156H203V153L204 152H206V153H208V154H205L204 153V157H202V159H205V157L208 159V161L209 162H207L208 164L210 163V165H212L211 164V162L213 163V165L212 166H214L215 167V169H220L221 168V170L223 171L222 173H220V175H219V173L218 172H221V170H218V172H216L217 170H215V172H216V174H215V172L213 171L214 169V167H210L209 166V170H210V173L213 175V176H217L216 178L218 179L217 181L220 183V185L221 186H224V187H221L220 185L219 186H217L218 184H216V182H215V184L213 183V182H211L212 181V178L209 176V175H207V176H205V175H203L205 178H204V180L202 179L203 177L202 176H200L201 177V179H202V181L201 182H199L201 179L199 178V174H200V171H201V173L203 174H206L207 172V174H209V171H208V165H206L205 164V162L207 161V159L206 160H204L203 161V163H202V159L200 158V156H199V154H198V157L200 158V161H201V165H200V161H199V159H198V157H197V154H196V152L198 153ZM228 147H230L229 148V150H228V153H226L225 154V151L224 150H226L227 151V149H228ZM258 147V146H257ZM46 148H47V150H46ZM185 148H188V149H191L192 148V151L195 149H197L198 151H193V152H195V156L197 157V158H195L194 157V159L197 161H193V160H191V161H193V163L194 164H196L197 165V168H198V164L200 165V167L199 168H202V169H204L205 170V172H203V170H198V171H196L197 172V174L198 175H196L195 173L196 172H193L192 170V175H193V173H194V178H193V176L191 175V173H189V172H191L190 171V169H192V168H195L196 169V166L195 165H192L191 163L189 164V163H187L186 161H185V159H186V154H187V152H188V156L190 155L191 156V159H193L192 157V152L190 151V153H189V151H187V149H185ZM238 148V147H237ZM239 148H241V146H239ZM243 148V147H242ZM241 148V149H242ZM244 148H246V147H244ZM243 148V149H244ZM252 148V147H251ZM251 148L249 147L248 149H250L251 150ZM259 148H261V154H262V147H260V145H259ZM264 148V147H263ZM130 149H133V150H130ZM240 149V150H241ZM255 149V148H254ZM253 149V150H254ZM49 150H50V152L52 151L53 153H50L49 152ZM81 151H83L82 149H80ZM84 150H86V149H84ZM146 150V151H145ZM239 150V151H240ZM103 151V152H102ZM142 153H141V152ZM144 151V152H143ZM199 151V152H200ZM232 151V150H231ZM234 151H236L237 152V150L235 149ZM244 151V150H243ZM264 151V150H263ZM146 152V153H145ZM148 152V153H147ZM222 152V153H223ZM233 152V151H232ZM231 152V153H232ZM254 152V151H253ZM255 152H257V150H255ZM258 152H260V151H258ZM257 152V153H258ZM49 153V155H48V157H47V154ZM139 153V154H138ZM151 153V154H150ZM234 153V152H233ZM252 155H251V154ZM50 154H52V155H50ZM81 155V156H83L82 158H80V156H78V155ZM95 154V155H96ZM98 154H97V157H98ZM149 154V155H148ZM180 154V155H181ZM245 154V155H244ZM264 154V153H263ZM53 155H55V156H53ZM86 155V154H85ZM124 155V154H123ZM126 155V154H125ZM125 155H124V157H125ZM226 155V156H225ZM236 155V154H235ZM258 155H260V154H258ZM257 155V156H258ZM44 156H46V158H47V163L45 162V158H43ZM74 156V157H73ZM113 157V158H116V157ZM119 156V155H118ZM132 156H130L129 158L131 159V158H133ZM136 156V155H135ZM171 156H173L175 159L172 161V159L173 158H171ZM188 156H187V159H189V162H190V158H188ZM189 156V157H190ZM210 156H211V154H210ZM50 157V158H49ZM56 157V158H55ZM86 157V156H85ZM106 157V158H107ZM123 157V156H122ZM127 157H128V155H127ZM183 157H185V158H183ZM234 156H232L230 159H231V161H227V162H231L232 163V158H233ZM235 157H237V156H235ZM259 157V156H258ZM40 159V161H42L43 159H44V164L46 165L47 164V166L46 167H48V169L45 167V165L44 164H41L42 162H39V159ZM53 159V161H55V163L54 162H48L49 161V159ZM104 158V157H103ZM149 158V159H150ZM155 158V159H154ZM216 158V157H215ZM261 158V157H260ZM259 158V159H260ZM34 159H37V160H34V162H32ZM51 159V160H52ZM57 159V160H56ZM79 159H81V160H85V161H87V162H81V163H83V164H80V161H78ZM97 159V158H96ZM98 159H99V157H98ZM97 159V160H98ZM122 159H124V158H122ZM128 159V158H127ZM154 159V160H153ZM229 159V160H230ZM235 159V158H234ZM100 160H102L101 158H100ZM99 160V161H100ZM107 160V159H106ZM126 160V159H125ZM240 160V159H239ZM255 160V161H254ZM263 160H264V158H263ZM263 160H261V161H263ZM36 161V162H35ZM94 161H96V160H94ZM97 162V163H100V162ZM158 161V162H157ZM214 161V162H213ZM224 162V164H222L221 162ZM236 161V160H235ZM260 161V162H261ZM39 162V164H41V165H38L37 163ZM78 162V163H77ZM116 162H120V165H124V160H122V161H117L116 160ZM121 162H122V164H121ZM124 162V163H123ZM157 163V165H154V164H156ZM254 162H256V163H254ZM264 162V161H263ZM262 162V163H263ZM32 163V164H31ZM49 163V164H48ZM118 163L116 164L115 162L114 163H112V165H114V166H116V167H118L117 165H118ZM130 161H129V165H130ZM149 164V165H146V164ZM154 163V164H153ZM159 163V164H158ZM216 163V164H215ZM221 163V164H220ZM256 164V166H252L251 164ZM262 163H261V166H262ZM34 164V165H33ZM87 164H88V166H87ZM96 163L94 162V165H95ZM103 164V163H102ZM116 164V165H115ZM133 164V163H132ZM137 164H139V167H138V165ZM175 164V165H174ZM186 164H188V166L186 167V168H188V167H190V169L188 170V169H184V170H182L183 168H182V166H184V165H186ZM203 164V165H202ZM215 164V165H214ZM237 166H236V165ZM42 165H43V168H42ZM52 165V166H51ZM86 165V166H85ZM94 165H93V167H94ZM125 165H127V164H125ZM124 165V166H125ZM128 165V166H129ZM169 165H170V167H169ZM176 166V167H172L171 168V166ZM206 165V166H205ZM228 164H226L225 165V168H226V166L227 167H229L230 169H231V167L229 166ZM233 165H235V166H233ZM241 165V166H240ZM248 165H250V166H252L253 168V171H251V169L249 170V167L247 168V167H244V166H248ZM263 165H264V163H263ZM35 166L37 167V166H41L40 167V169L37 167L36 169L37 170H39V172L35 169ZM55 166H57L58 168L56 169V167ZM101 166V165H100ZM102 166H104V165H102ZM133 166V165H132ZM154 166V167H153ZM193 166V167H192ZM195 166V167H194ZM85 167H87V168H85ZM105 167V166H104ZM119 167H122V166H119ZM138 167V168H137ZM184 167V168H185ZM207 169H205V168ZM220 167V168H219ZM31 168L33 169L32 170V172L30 171L31 170ZM42 168V169H41ZM60 168V169H59ZM90 168H91V170H90ZM114 168V167H113ZM122 168H125V167H122ZM168 168H171L170 170L168 169ZM174 168H175V170L176 169H179L180 168V170L181 171H183V173H185V170H186V175H187V177L190 179V178H192L191 179V182L189 183V179L187 180L186 179V177L184 178L183 176H186L185 174H183L181 171H175L174 170ZM182 168V169H181ZM198 168V169H199ZM211 168L213 169V170H211ZM262 168H264L263 166H262ZM37 171H35V170ZM86 169V170H85ZM102 169H104V168H102ZM116 169H118V168H116ZM172 169L175 171H172ZM195 169H194V171H195ZM60 170V171H59ZM100 170H101V168H100ZM107 170V171H106ZM108 170H110V171H108ZM122 169H120V171H121ZM197 170V169H196ZM251 171V172H248V171ZM255 170V171H254ZM33 171L36 173V175H40V176H38V178H40L41 176H45L46 177V179L47 178H49V180L48 181H52V184L50 183V187H49V189H52L53 190V188H52V185L55 183H57L59 180H60V185H58V184H56L57 186H56V188L58 189V186H59V192L60 193H58V195H60V196H58V197H56L55 199L57 200V198H58V200H59V198L61 199L62 197V199H61V201L59 200V202L57 203V201L53 198V196L51 197L52 198V200H50L49 198V200L47 201V202H49V201H53V199L56 201V206H60V207H57V210H55L56 208V206L54 207V208H52V210L54 209L56 212H54L55 214H58L57 215V218L55 217V215H54V218H52V220L53 221H51V215H50V219L49 218H47L48 216L46 215L47 213H45V215L47 216L46 218H45V216H44V220L46 219V221H48V220H50V225H49V221L48 222H45V224L44 223H42V224H39V225H43L44 224V226H46V224L48 223V226L50 227V229H49V227L47 228V229H49V231L47 232V230H44L45 229V227L43 228V230H44V232L42 231V233H41V228H39L40 229V231H38V232H40V234L39 233H37L36 235H35V233H31V234H34L33 236L32 235H30V236H25L24 234H23V231H19V226H21V223H20V225L18 224V221L16 222V220H17V218H16V220L14 219V223L16 224L17 223V225H19V226H14L15 228L17 227V229H15L13 226H12V228L10 227V226H8L7 224H9V223H7V222H10V219H9V217H11V216H9L10 215V213L12 214V212L13 213H15V212H18L19 214H21V215H19L20 216V220H21V216L22 215H24V216H22V219H27V217L26 218H24L25 216H26V214H27V211L29 210L28 208L29 207H31V206H33V205H31V198L29 197V194H33V192L35 193V189L37 188H33V187H30L28 190V192H27V189L25 190V189H20L19 188V186H18V188H17V185L16 184H19L20 186L22 185H24L23 187H25L26 185L28 186H30V182L31 181H29L30 179H34V177H37L36 175H34L33 174ZM41 171V172H40ZM93 173H92V172ZM104 171H105V173H104ZM119 171V172H120ZM170 171V172H169ZM207 171V172H206ZM214 172V174L212 173V172ZM232 171V172H231ZM235 171L233 172L234 174H235ZM238 171H237V173H238ZM247 171V172H246ZM61 172H65L66 174H64V173H62L63 175L61 176ZM100 172V171H99ZM98 172V173H99ZM114 172H115V170H114ZM126 172V171H125ZM173 172V173H172ZM263 172V171H262ZM26 174L25 176H26V178H25V181H27V182H29V184L27 183L26 184V182H24V184H20V182H21V180H24V177H22L23 179H21L20 181H19V176L21 175V174ZM29 173V174H28ZM31 173V174H30ZM38 173V174H37ZM116 173V172H115ZM123 173V172H122ZM227 173V172H226ZM257 173H251L253 176V179H254V175H256ZM261 173V172H260ZM19 176H18V175ZM23 174H22V176H23ZM91 174H92V176H91ZM104 174V175H103ZM117 174V173H116ZM228 174V173H227ZM250 174V175H251ZM259 174V173H258ZM29 175V176H28ZM64 175H66V177L63 179V183H66L65 182V180L67 181V183L68 184H66V185H68L69 186V188H67L66 187V185L65 184H63V185H65V191L64 190H62V192H61V188H60V186H61V181H62V179H60V178H63V176ZM113 175V174H112ZM190 175H191V177H190ZM211 175V176H212ZM224 175V174H223ZM222 175V176H223ZM240 175V174H239ZM247 175V176H246ZM263 175V174H262ZM68 176V177H67ZM93 176H94V178H93ZM97 176V175H96ZM110 176H111V174H110ZM123 176H124V174H123ZM129 176V175H128ZM197 176V178H199L198 179V183H199V185H198V183H197V178H195ZM234 176V175H233ZM236 176V175H235ZM243 176V178H244V176H245V178L246 177H249V174H245V175H242ZM264 176V175H263ZM262 176V177H263ZM104 177V178H105ZM136 177V178H135ZM207 177H209V181H208V179H206ZM251 177V178H252ZM258 177V176H257ZM67 178V179H66ZM90 178V179H89ZM93 178V179H92ZM124 178V179H123ZM135 178V179H134ZM214 178V177H213ZM216 178H214V179H216ZM235 178V177H234ZM242 178V179H243ZM250 177L246 180L248 183H249V181H250V179H251ZM41 179V178H40ZM44 179V178H43ZM43 179L42 180H40V181H43ZM97 179H99L98 177H97ZM169 179H171L170 181L173 183L174 181V183H173V185L172 186H174L173 188L174 189H171L172 188V186H171V188H170V186H169V183H171L170 181H169ZM205 179H206V181L207 182H209V183H207V182H204L205 181ZM241 179V180H242ZM253 179H251V183H249L248 185H246L247 186V188L249 187L250 189H252V187H255L256 185H254L255 184V181L257 180V179H259V178H255L256 180H253ZM96 180V179H95ZM100 181L102 180V178L101 179H99ZM133 180H136V181H133ZM196 182H195V181ZM211 180V181H210ZM235 180H236V178H235ZM34 181H36L35 179H34ZM33 180H32V182L33 183H36V182H34ZM82 181V182H81ZM169 181V182H168ZM228 181H230V182H228ZM240 181V180H239ZM244 181H245V179H244ZM243 181V182H244ZM252 181H254V183H253V186H252ZM263 181V180H262ZM23 182V181H22ZM37 182H38V180H37ZM44 182H46L45 180H44ZM124 182V183H123ZM217 182V183H218ZM225 182V183H226ZM40 183V182H39ZM49 183V182H48ZM102 183H104V181H102ZM114 183V184H113ZM133 183V184H134ZM137 183V184H136ZM150 183V184H149ZM194 183H197V184H195V186L197 185V186H201L202 187V189H203V191H205L204 193H202V196H199L200 194H199V191H198V188L199 187H197V191H198V196L199 197H203V202H204V195L203 194H205V196H207L208 197V194H209V196H210V200L208 201V199L209 198H206L207 199V201L208 202H211L212 201V206L214 207H211V206H209L208 204H211V203H208L207 202V204H205V203H203V204H205L206 206H208L207 208H208V210H207V213H205L206 212V208H205V206H204V208H205V210H203L204 208H203V204L202 205H200L201 204V202H200V200H198L199 198L197 197V195H195V193H197V192H195L194 193V191H196V187L194 186V185H192V187L194 186V189L195 190H192V187L190 186L191 184H194ZM202 183H206L205 185H202ZM258 183V182H257ZM37 184V183H36ZM45 184V183H44ZM43 184V185H44ZM55 184L53 185V187L55 186ZM90 184H92V182L90 183ZM95 184V183H94ZM127 184V183H126ZM177 184V187H175V185ZM235 184H236V188H235V190H233V188H234V186H235ZM240 184V183H239ZM242 184V183H241ZM244 184H245V182H244ZM16 185V186H15ZM46 185H48V184H46ZM88 185V184H87ZM106 185V184H105ZM108 185V187H110ZM130 185V184H129ZM132 185V184H131ZM145 185V186H144ZM151 185V186H150ZM231 185V186H230ZM32 186H33V184H32ZM36 186V185H35ZM38 186V185H37ZM103 186V185H102ZM102 186H101V188H102ZM150 188H149V187ZM245 185H244V187H246ZM250 186H252V187H250ZM261 186H264V183H262L261 184ZM260 186V187H261ZM61 187H63V186H61ZM81 187H83L82 188V191H78L79 190V188H81ZM127 187V186H126ZM132 187H133V185H132ZM201 187L199 188L200 190H201ZM220 187V188H219ZM225 187H227V188H225ZM229 187H233L232 188V190H233V192H231L232 190H228L229 192H231V193H228V195L229 194H232V196L233 197H229L228 195H227V193H223V191H225V190H223L222 191V189L223 188H225L226 190L227 189H230ZM258 187V186H257ZM28 188V187H27ZM32 188V189H31ZM113 187H112V189H114ZM121 188V187H120ZM125 188V187H124ZM128 188V187H127ZM138 188V187H137ZM148 188V189H147ZM151 188H152V190H151ZM249 188L247 189V190H249ZM259 188V187H258ZM34 189V191L33 192H31L32 190ZM38 189H40V188H38ZM48 189V190H49ZM55 189V188H54ZM56 189V191H58ZM89 189V188H88ZM97 189V188H96ZM109 189V188H108ZM129 189V188H128ZM127 189V190H128ZM134 189V188H133ZM219 189H221V190H219ZM15 190V191H14ZM47 190V191H48ZM81 190V189H80ZM85 190V189H84ZM91 190V189H90ZM100 190V189H99ZM103 190V189H102ZM135 190H137V189H135ZM140 190V189H139ZM173 190V191H172ZM240 190V189H239ZM244 191L246 190V189H243ZM263 190H264V187L263 188H261V194L260 195H264V193H263ZM13 191V192H12ZM25 191L27 192V193H25ZM37 191V193H39V192H41V191H39V190H36ZM39 191V192H38ZM50 191V190H49ZM55 191V190H54ZM55 191V192H56ZM64 191V192H63ZM71 191V192H70ZM114 191V190H113ZM126 191V190H125ZM132 191V190H131ZM141 191V190H140ZM150 191L151 192H153V193H151V194H149L150 193ZM202 191V192H203ZM260 191V190H259ZM31 192V193H30ZM51 192V191H50ZM97 192V191H96ZM101 192V191H100ZM99 192V193H100ZM110 192V191H109ZM115 192H116V190H115ZM130 192V191H129ZM142 192V191H141ZM140 192V193H141ZM144 192V193H145ZM201 192V191H200ZM52 193H53V191H52ZM87 193V192H86ZM91 193H93V192H91ZM111 193H112V191H111ZM136 193V192H135ZM172 193V194H171ZM186 193H189L190 195H192L193 194V197L192 196H190V195H188L187 194V196L185 195ZM192 193V194H191ZM242 193V192H241ZM26 196H28L29 198V201L30 202H28L26 199H25V195ZM28 194V195H27ZM53 194H55V193H53ZM79 194H82V195H79ZM84 194H85V192H84ZM88 194V193H87ZM96 194V193H95ZM101 194V193H100ZM116 194H117V192H116ZM118 194H117V196H118ZM130 194V193H129ZM174 194V196H171V195H173ZM220 194H221V196H220ZM222 194H224L227 198H229V203L228 202H226V200L227 199H225L226 197L224 196V195H222ZM237 194H239L238 192H237ZM249 194H250V192H249ZM257 194V193H256ZM24 195V196H23ZM38 197H40V194H36ZM44 195V194H43ZM62 195H64V196H62ZM66 195V196H65ZM79 195V196H78ZM89 195V194H88ZM87 195V196H88ZM94 195V194H93ZM105 195V194H104ZM121 195H122V197H121ZM136 195V194H135ZM137 195H139L138 193H137ZM151 195V196H150ZM195 195V196H194ZM235 195V196H234ZM243 195V194H242ZM37 196H35V194L33 195V196H31V197H33V202L35 201L34 199H37L36 197ZM42 196V195H41ZM46 196V195H45ZM54 196H56V195H54ZM68 196V197H67ZM69 196H71V197H69ZM78 196V197H77ZM86 198H88L86 195H84ZM83 196V197H84ZM90 196V195H89ZM97 196V195H96ZM101 196V195H100ZM103 196V195H102ZM109 196H112L111 194L109 195ZM129 196V195H128ZM130 196H132V193H131V195ZM140 196V198H138V199H143V196L140 194L139 195ZM142 196V197H141ZM224 197V199L223 198H221L222 199V201L223 200H225V201H223L222 203L219 201L220 200V197ZM246 196V195H245ZM255 196V195H254ZM253 196V197H254ZM35 197V198H34ZM44 197V196H43ZM74 197V198H73ZM106 197V196H105ZM171 197H173L174 198V200H173V198L171 199ZM187 197H192L194 200H196V202H197V200L200 202V203H196L195 204V202H194V204L195 205H197V207L199 208V214L198 213H196L197 212V210H196V212H195V205L193 204V207H192V203H191V200H192V202L194 201L192 198H188L187 199ZM194 197H196L197 199H195ZM237 197H240V195L239 196H237ZM236 197V198H237ZM247 197H248V195H247ZM261 197H263V196H260L259 198L257 197V199H252L251 201H255V202H257L258 201V203H260V200H261V202H263L264 203V197H263V201H262V198ZM27 198V197H26ZM65 198H68L70 201H71V199L70 198H72V200H75V202L76 203H78L77 205L79 206H77V205H75V206H77V207H73V209H68V210H70V211H68V212H66V207L65 206H63V204L62 203H64L65 204V202H62V200H64ZM98 198V197H97ZM96 198V199H97ZM104 198V197H103ZM102 197L101 198H99L98 200L100 201V199L102 200L103 199ZM108 198V197H107ZM106 198V199H107ZM230 198H232V199H230ZM249 198V197H248ZM252 198V197H251ZM39 199H41V198H39ZM83 199V201L85 200V198H82ZM124 199V198H123ZM133 199V198H132ZM142 199H141V203L143 202L142 201ZM206 199H205V202H206ZM242 199V198H241ZM244 199H245V197H244ZM247 199V198H246ZM91 200V201H90ZM105 200V199H104ZM119 200V201H118ZM128 200H129V198H128ZM143 200H145V199H143ZM172 201V203H171V201ZM188 200H190V201H188ZM202 200V199H201ZM234 200V199H233ZM236 200V199H235ZM238 200H239V198H238ZM257 200V201H256ZM39 201H41V200H39ZM38 201V202H39ZM66 201H67V199H66ZM69 201V202H70ZM77 201H79V200H77ZM89 201V202H88ZM94 201H97V200H94ZM98 201V202H99ZM130 201V200H129ZM134 201H135V199H134ZM242 201V200H241ZM246 201V200H245ZM244 201V202H245ZM36 202V201H35ZM42 202V201H41ZM41 202H39L40 203V205H39V209H40V206H43V205H41ZM46 202V201H45ZM44 202V203H45ZM60 202H62L61 204H60ZM81 202V201H80ZM91 202V203H90ZM101 202H103V201H101ZM113 202V203H112ZM136 202V204H137V201H135ZM190 202V203H189ZM225 202H226V205L227 206H225ZM243 202V201H242ZM254 202V203H255ZM30 203V204H29ZM37 203V202H36ZM52 204H54L53 202H51ZM66 203H68V201L66 202ZM90 203V204H89ZM130 203V202H129ZM133 205L135 204L134 202H131ZM178 203V204H177ZM233 203V202H232ZM240 203V202H239ZM246 203V202H245ZM247 203H249L248 205H245V208H246V206H249V205H254V203H252V204H250L251 202H247ZM257 203V204H258ZM33 204H35V203H33ZM69 204V203H68ZM73 204H75V203H73ZM73 204H72V206H73ZM83 204H85V203H83ZM94 204L95 205H97V203L96 202H94ZM101 204H103V203H101ZM114 204V205H113ZM122 204H123V202H122ZM122 204H120V206H122ZM144 204V203H143ZM142 204V206H144ZM146 204H145V206H146ZM220 204H222L221 206L222 207H220L219 209H223L222 211L221 210H218V207L216 208L215 206H220ZM229 204H231L230 206L232 207H230L229 206ZM241 204V203H240ZM256 204V205H257ZM50 206L51 204H50V202L47 204V206ZM71 205V204H70ZM104 206H105V204H103ZM116 205V206H115ZM128 205H130V204H128ZM190 205V206H189ZM239 205V204H238ZM256 205H254V208H256L255 206ZM259 205H261V206H264L262 203L261 204H258L257 206H259ZM52 206V205H51ZM50 206V207H51ZM54 206V205H53ZM63 206V207H62ZM98 206H99V204H98ZM111 206V207H110ZM115 206V207H114ZM120 206H118V207H120ZM125 206H127V205H125ZM132 206V205H131ZM131 206H129V208L131 207ZM138 206H140V205H138ZM200 206H202V208H200ZM237 206V205H236ZM36 207V206H35ZM44 207H46V205L45 206H43V207H41L42 209L44 208ZM50 207H48V208H50ZM65 207V208H64ZM112 207H114L113 209H112ZM118 207H117V209H115L116 211L117 210H119L118 209ZM128 207V206H127ZM141 207V206H140ZM170 207H171V209H170ZM172 207L174 208L173 209V211H172ZM192 207V208H191ZM226 207H230V208H226ZM244 207V206H243ZM250 208L252 207V206H249ZM249 207H247L246 209H247V212H249V214H251L252 215V209L249 211ZM260 207V206H259ZM259 207H257V208H259ZM32 208V207H31ZM37 208V210H39L38 209V206L36 207ZM35 208V209H36ZM59 208V209H58ZM67 208H69V207H67ZM82 208V207H81ZM135 208V207H134ZM189 208H191V209H189ZM210 208H212V209H210ZM239 208V207H238ZM242 208V207H241ZM240 208V209H241ZM244 208V210L246 211V209ZM249 208V209H248ZM253 208V209H254ZM42 209H40L41 211H42ZM44 209H46V208H44ZM83 209H84V207H83ZM106 209V206H105V208H104V210ZM139 209V208H138ZM138 209H137V207H136V210L138 211ZM197 209V208H196ZM202 209V211H200ZM214 209H216L217 211L215 212V213H213V211H215ZM240 209H236L237 211H239ZM243 209V208H242ZM241 209V210H242ZM32 210V209H31ZM33 210H34V208H33ZM36 210V212H38ZM47 210V209H46ZM51 209L49 210L50 212H48V214L49 213H51V211H52ZM82 210V209H81ZM89 211V212H86V211ZM189 210H190V212L193 210L198 216L200 215V216H202V217H204L203 219H206V215L205 214H207V215H210V213L211 214H215L216 215V213L218 212L219 214H220V212H222L221 213V215L220 216H218L217 215V217L214 215V217H215V219L213 218V215H211L210 217L208 216L207 217V219L205 220V222H202L203 221V219H202V217H200L201 218V222L202 223H204L203 225L201 224V222L199 221H197V220H200V218H197V219H195L194 217H197V215L194 213V215H196V216H194V217H192L193 215V213L191 212V214H190V212H189ZM210 210V211H209ZM212 210V211H211ZM233 210V212L235 213V215L237 214V216L238 215H240V217H242L241 215L243 214H239V213H241L242 211H244V210H242L241 212H237L236 210V212ZM257 210V209H256ZM255 210V211H256ZM35 211V210H34ZM111 211H113V215L114 216H109V217H111V218H109L108 216H107V214H109V215H111ZM115 211V212H116ZM120 211V210H119ZM118 211V212H119ZM121 211H122V209H121ZM128 211V210H127ZM129 211L131 212V211H133V210H131V209H129ZM129 211H128V213H129ZM208 211H209V214H208ZM226 211V210H225ZM254 211V212H255ZM260 211V210H259ZM33 212V211H32ZM32 212H31V215H32ZM52 212V213H53ZM62 212H66L64 215L63 214H61ZM82 212V211H81ZM102 212H105V217L106 218H108V219H106V221H104V219H105V217L104 218H102L103 216H104V213L102 214ZM135 212L136 211H134V212H132V215H133V213L135 214ZM227 212V211H226ZM252 212V213H251ZM29 213H30V211H29ZM42 213H43V211H42ZM77 213V214H76ZM79 213H80V215H79ZM117 213V212H116ZM201 213L203 214L204 213V216L203 215H201ZM232 212H230V214H229V212H228V215H225L226 217H227V219H234L235 217H236V219L238 218L237 216H235L234 214V216H232V214H231ZM33 214H34V212H33ZM37 214V213H36ZM171 214V215H170ZM190 214V215H189ZM227 214V213H226ZM245 214H247V213H245ZM244 214V215H245ZM15 215V214H14ZM18 215H16V216H18ZM37 215H44V214H40V213H38ZM37 215H34V216H36L37 217ZM59 215H60V217H59ZM88 215H85L86 217L88 216ZM126 215V216H125ZM149 215V214H148ZM233 217V218H231V216ZM244 215H243V218H244V220H245V217H244ZM250 215V216H251ZM13 216V215H12ZM30 216V214H28V217ZM41 216V217H42ZM89 216V217H90ZM171 216H173V217H171ZM188 216H191V221H194V220H192L193 218L195 219V221L194 222H192L193 224L195 223V225L196 226H194L192 223H190V217L189 218H187ZM246 216V215H245ZM35 217V218H36ZM39 217V216H38ZM85 217V218H86ZM88 217V218H89ZM133 217H134V215H133ZM213 219H212V218ZM220 217V218H221ZM225 217V218H226ZM248 217L249 216H246V218L248 219ZM13 218V217H12ZM30 218L32 219V217L30 216ZM101 220H100V219ZM212 220H214V221H216V222H214L213 223V225L211 224V223H209L210 221H212ZM222 218V219H223ZM264 218V217H263ZM9 219V220H8ZM34 219V218H33ZM38 219V218H37ZM39 219H40V217H39ZM48 219V220H47ZM61 219H64V220H62L61 222H64V223H61L60 222V220ZM87 219V218H86ZM85 219V220H86ZM169 219H171V220H169ZM186 219V220H185ZM235 219V220H236ZM29 219H27L26 221H28ZM91 220V219H90ZM141 220H142V223H141ZM209 220V221H208ZM220 220V219H219ZM218 220V221H219ZM233 221V220H231V221H227L226 220V222H228V223H230L231 222V224H232V227H230V225L231 224H228V228H229V231H230V229H233V226L235 225V226H238L239 225V223L241 222L240 220H243L242 218H240V219H237L236 221L237 222H239L238 224L237 223H235L234 224V222H236V221ZM239 220V221H238ZM244 220L242 221V222H244ZM42 221V220H41ZM60 222V225L58 224L59 222ZM66 221V222H65ZM103 221V223H101ZM119 221L120 222H123L124 221V224H120L119 223ZM147 221V222H146ZM148 221H150V223L151 224H153L152 223V221L151 220H145V223L146 224H150V223H148ZM155 221V222H154ZM206 221H207V223L208 224H206ZM225 221V220H224ZM20 222V221H19ZM34 222V221H33ZM77 222H78V225H77V227H76V224H77ZM89 222V221H88ZM105 222V223H104ZM109 224H108V223ZM213 222V221H212ZM246 222H248V221H246ZM12 223V222H11ZM10 223V224H11ZM26 223V222H25ZM31 223V222H30ZM41 223V222H40ZM92 223V222H91ZM91 223H90V225H91ZM109 225V226H106L107 224ZM120 224V226L119 225H116V224ZM174 223H176V224H174ZM178 223V224H177ZM188 223H190L191 224V226L190 227H192V226H194V229L197 231H195L194 232V229H193V231H191V229L193 228H190L189 227V224ZM197 223H199V224H197ZM253 223V222H252ZM23 224H24V222H23ZM84 224V223H83ZM86 224V223H85ZM88 224V223H87ZM106 224V225H105ZM150 224V225H151ZM171 224H174L173 226H175V225H177L176 227H173ZM201 224V225H200ZM205 224H206V226L207 225H209L210 224V228H209V230L207 229L208 227H206L205 226ZM217 224L218 223H216V227H217ZM237 224V225H236ZM244 224V223H243ZM243 224H241V225H243ZM13 225V224H12ZM31 225H32V223H31ZM30 225V226H31ZM39 225L37 226V227H39ZM91 225V226H92ZM124 227H123V226ZM143 225H145L144 223H143ZM171 225V227H173L172 229H170L171 227H169ZM178 225H180V226H178ZM212 225V226H211ZM245 225H247V224H244V226ZM253 225V224H252ZM257 225V224H256ZM27 226H28V224H27ZM29 226V227H30ZM33 226V225H32ZM120 227V229H119V227ZM201 226H203V228L201 227ZM205 226V227H204ZM243 226V227H244ZM34 227H36V226H34ZM47 227V226H46ZM61 227H63V228H61ZM84 227V226H83ZM82 227V228H83ZM147 227V226H146ZM169 227V228H168ZM179 227V229H182V228H184V230L182 231V230H180V231H182V233L181 232H179V229H175V228H178ZM181 227V228H180ZM215 227V228H216ZM255 227V226H254ZM264 227V226H263ZM23 228V227H22ZM28 228V227H27ZM85 228V227H84ZM90 227H88V229H89ZM92 228V227H91ZM121 228H123V229H121ZM143 228V227H142ZM214 228V227H213ZM225 228V227H224ZM234 228H236V227H234ZM242 228V227H241ZM246 228H247V226H246ZM246 228H244L243 230H245ZM248 228L250 229V226H248ZM248 228H247V230H248ZM24 229V228H23ZM30 229V228H29ZM33 229V228H32ZM35 229V228H34ZM33 229V230H34ZM37 229V228H36ZM36 229H35V231H36ZM54 230V231H52V230ZM56 229V230H55ZM87 229V228H86ZM92 229H94V228H92ZM128 231H127V230ZM139 229H140V227L138 228V231H139ZM168 229H170V230H168ZM202 229H203V231H202ZM210 229H212V230H214V232H211V230ZM238 229V228H237ZM237 229H235L236 231H237ZM18 230V231H17ZM91 230V229H90ZM106 230H107V232H108V234H107V232H106ZM130 230V231H129ZM177 230H178V232H179V234H177L178 232H177ZM189 230H190V232H194L195 233V235H194V233H192L190 236L189 235H185V234H187V233H189ZM206 230H208V232H211L212 233V235L210 234V233H206L207 231ZM227 230V229H226ZM241 230V229H240ZM246 230V231H247ZM264 230V229H263ZM27 231H28V229H27ZM52 231V232H51ZM55 231H56V233H57V231H58V233L57 234H55ZM84 231V230H83ZM127 231V232H126ZM141 231V230H140ZM143 231V230H142ZM185 231V232H184ZM206 231V232H205ZM220 231V230H219ZM224 231V230H223ZM228 231V230H227ZM253 231H255L254 230V228H253ZM260 231V230H259ZM26 232V231H25ZM29 232V231H28ZM31 232V231H30ZM82 232V233H81ZM92 232V231H91ZM109 232L111 233L110 235H109ZM131 232V233H130ZM136 232H137V230H136ZM256 232V231H255ZM258 232V231H257ZM85 234H86V232H84ZM130 233V234H129ZM183 234V233H185V234H183L182 236H181V234ZM197 233V234H196ZM240 233H245V232H238V234H240ZM252 233V232H251ZM258 233H260V232H258ZM262 233H263V231H262ZM135 234H137V233H135ZM139 234H140V232H139ZM209 235L210 234V236H209V238H208V242H210L209 244H210V247H208V242L206 241L205 243L206 244H208L207 246H205L206 244H204L203 242L207 239V235ZM215 234V235H214ZM232 234V233H231ZM238 234H236V236H238ZM242 234H240L239 235V239L242 237L241 235ZM248 235L247 236H249V237H247L246 235H243V238H244V236H245V238L248 240V238H250L251 236L253 237L254 236V238L255 239H259V238H257V236L259 235V234H256L257 236H255V235H249V233H247ZM253 234V233H252ZM39 235V236H38ZM42 235V236H41ZM53 235H55V236H53ZM94 235H95V233H94ZM94 235H93V237H94ZM102 235V234H101ZM101 235H98V236H101ZM143 235V236H142ZM179 235H180V237H179ZM217 235V236H216ZM226 235H228V234H226ZM225 235V236H226ZM264 235V234H263ZM43 237V236H45L46 238H38L37 239V237ZM119 238H121V239H118L117 237ZM178 236V237H177ZM184 236V237H183ZM186 236V237H185ZM217 238H216V237ZM221 236V238H218V237H220ZM229 236V235H228ZM241 236V237H240ZM92 237V238H93ZM137 237V236H136ZM185 238V239H183V238ZM213 237V238H212ZM232 237H234L233 235H232ZM231 237V238H232ZM251 237V238H252ZM81 238V239H80ZM91 238V237H90ZM92 238L90 239L91 241H93V244L91 243L90 244V242L91 241H88V243L90 244V245H93L94 246V242H95V247H97L96 248V250L98 249V247H99V244H98V246H97V243L96 242H98V243H100L99 242V240L98 241H95L96 239L94 238V240H92ZM96 238H98V237H96ZM107 238H108V240H107ZM125 240H124V239ZM178 238H180L179 240H183L182 241V243H179V242H181V241H179L178 242ZM211 238L212 239H218V242H221L222 243V245H220V243H218L217 244V242H216V240H215V242L214 243H212L214 240H212V242L210 241L211 240ZM242 238V240H244L245 242H246V239L244 238L243 239ZM250 238V239H251ZM253 238V239H254ZM263 238V237H262ZM40 239V240H39ZM85 239H86V241H85ZM119 241H118V240ZM210 239V240H209ZM43 240V241H42ZM142 240V241H141ZM185 240V241H184ZM220 240V241H219ZM231 240V241H230ZM236 240V239H235ZM242 240H240V242L241 243H239L240 244V246H239V244L237 245V246H239L238 247V249H239V251H238V249H236L237 250V254H239L238 252H240V251H242V250H244L245 248L247 249V251H248V247H250L251 245V247H253V244L255 243L256 245L258 244V243H256V242H253L252 243V239L249 241L250 242V244H248V246L247 247H242ZM259 240H263V239H259ZM15 241H16V243L17 244H15ZM124 242L125 241V245L127 246V247H125L124 248V245H123V243L122 242ZM128 241V242H127ZM230 242V244H229V242ZM243 241V242H244ZM256 241V240H255ZM233 242V243H232ZM234 242H235V244L236 245H234V246H230L231 245V243L232 244H234ZM237 242V243H236ZM257 242H259V241H257ZM264 242V241H263ZM183 243H184V246H183ZM247 243H248V241H247ZM252 243V244H251ZM262 242L260 241V243L259 244H261ZM16 246H15V245ZM88 244V245H89ZM136 246H135V245ZM146 244V245H145ZM196 244H198L196 247H195V245ZM204 244V245H203ZM215 245V246H211V245ZM218 246H217V245ZM245 244V243H244ZM259 244L257 245V248H259V247H262V248H264V244L262 243L261 244V246H259ZM28 245H31L32 246V248H33V246H35V248H33V250L34 249H37V251H38V249H39V253H40V250L43 252V254L42 255H40L41 256V259H44L43 260V262L42 261H40L41 259L39 258L38 259V261H37V258L35 259V258H33V256L32 257H30L29 255H27L29 252H26L25 254H22V249H25V247H27ZM68 245L70 248H68L67 247V249H66V246ZM81 245V246H82ZM87 245V246H88ZM130 245V246H131ZM230 247H229V246ZM250 245V246H249ZM256 245H254V246H256ZM263 245V246H262ZM100 246H103L102 244L100 245ZM105 246V245H104ZM103 246V247H104ZM183 246V247H182ZM200 246V247H199ZM226 246V248L227 247H229V248H227V250L229 249V251H227V250H225L224 249V247ZM236 246V247H237ZM246 246V245H245ZM37 247V248H36ZM92 247V246H91ZM90 247V248H91ZM103 247H99V248H103ZM108 247V248H109ZM195 247V248H194ZM198 247V249H197V251L196 250H194L193 252H192V250L193 249H196ZM204 247H208L207 249H205ZM232 247H233V249H232ZM80 248H82V247H80ZM79 248V249H80ZM87 248H89V247H87ZM105 248V247H104ZM103 248V250H105ZM142 248V249H143ZM261 248V249H262ZM30 249V248H29ZM62 249H63V251H62ZM66 249V250H65ZM125 249V250H126ZM131 249H129L128 251L126 250V251H124L125 253H126V256L124 257V253L122 254L123 255V257H124V259H122V261H121V258H123V257H120L119 256V259H120V261H118V262H123V260H127L130 264H137L138 262H140L141 260H140V258L138 259V262H137V260H136V262H134V259H136L137 257H135V256H132V255H134V253L136 254V252H133ZM135 249V250H134ZM213 249V248H212ZM219 250H220V252H222L221 251V249H220V247L218 248ZM246 249H245V251L244 252H246ZM250 249H252V251H254L253 249H254V247L253 248H250ZM20 250H21V252H20ZM31 250V249H30ZM65 250V251H64ZM84 250H85V248H84ZM83 249H82V251H84ZM87 251H88V249H86ZM90 250V249H89ZM95 250V251H96ZM113 250V251H114ZM121 250H123L122 252H121ZM130 250H131V252H130ZM206 250H207V253H205L206 252ZM208 250H211V252L210 251H208ZM213 250H215L216 252H219V250H217L216 248H214ZM235 250V251H236ZM257 250V251H256ZM19 251V252H18ZM92 251V250H91ZM99 251V250H98ZM140 251V254H141V251L143 252V250H139ZM251 251V252H252ZM263 252V249H262V251L260 250V248L259 249H256V247H255V251L254 252H252L253 254L255 253V255H253V254H251V261H250V259H249V262H258L257 261V259H260L261 261L264 259L263 257H264V255H263V259H261V253L260 252ZM35 252V251H34ZM61 252V253H60ZM64 252V253H63ZM92 252H94V251H92ZM101 252V254H102V251H100ZM99 252V253H100ZM116 252V251H115ZM130 254H129V253ZM145 252V251H144ZM191 252L192 253H194L196 256H197V258H193V256H192V254H191ZM243 251H242V254H245ZM59 253V254H58ZM82 253V252H81ZM84 253H86V252H84ZM88 253H89V251H88ZM97 253V252H96ZM107 253V254H108ZM127 253H128V255H127ZM211 253V254H210ZM223 253V252H222ZM236 253V252H235ZM247 253H249V255H250V250H249V252H246V254L245 255H247ZM261 254L260 255V258H258L259 257V255H257V254ZM30 254V253H29ZM33 254H35V253H33ZM60 254H62V255H60ZM78 254V255H77ZM100 254V255H101ZM104 254H106L105 252H104ZM121 254H119V255H121ZM138 254V253H137ZM193 254V255H194ZM212 254H214L213 256H212ZM228 254V253H227ZM227 254L226 253H223V255H226V258L224 257V259H222V260H224L225 261V259L226 260H228V261H225V262H227V263H225V264H230V263H232V260L234 259V260H236V259H239V257H240V255L242 256V254L240 253L239 254V256L237 257H235V256H233L234 258H232V256L231 257H227ZM231 254V253H230ZM229 254V255H230ZM264 254V253H263ZM66 255V256H65ZM82 255V254H81ZM81 255H79L80 257L79 258H77V259H79V261L81 260V262H79V263H81L82 264V257L85 255H83V256H81ZM88 255V254H87ZM100 255H99V258H101L100 260H99V258H97L96 256L94 257V258H92L93 260L95 259V260H99V262H100V264H102L101 263V261H103L102 259H104L103 257H105V258H107L108 259V257H106V256H104L103 254V257H100ZM101 255V256H102ZM111 255H109L108 254V256H109V259L111 258L110 256ZM143 255V254H142ZM192 256V258L194 259V260H191L192 258H190L191 256ZM194 255V256H195ZM200 255L201 256H203V254H199V259H198V264H204V262H202L203 260L204 261H206V256L205 257H200ZM210 255L212 256L211 258H210ZM236 255V254H235ZM10 256H12V257H10ZM36 256V255H35ZM38 256V255H37ZM86 256V255H85ZM84 256V257H85ZM93 256V255H92ZM128 256V257H127ZM144 256V257H145ZM195 256V257H196ZM57 257V258H56ZM88 257V256H87ZM128 259H127V258ZM139 257V256H138ZM141 257V256H140ZM143 257V258H144ZM216 257V258H217ZM220 257H218V258H220ZM59 258V259H58ZM61 258H62V261H61ZM81 258V259H80ZM116 258V259H117ZM131 258V259H130ZM216 258L214 259V264H215V260H216ZM217 258V260H219ZM221 258H223V257H221ZM230 258L232 259L231 260V262H230ZM248 256L246 257V259H247V262H248ZM63 259H65V260H63ZM86 259V258H85ZM107 259H105L104 261H106V262H108V260ZM190 259V260H189ZM240 259H244V261L246 262V260H245V256H243V258L242 257H240ZM239 259V260H240ZM94 260V261H95ZM112 260L110 261L111 263H114V262H112ZM125 260V263L127 262ZM140 260V261H139ZM202 260V261H201ZM217 260H216V264L218 263V264H223V262L224 261H222V262H220L219 263V261L217 262ZM233 260V261H234ZM237 260V262L236 263H239L240 264V261H242V260ZM16 261H13V262H15V263H17ZM87 261V260H86ZM89 261V260H88ZM87 261V262H88ZM93 261V264L95 263V264H99L98 263V261H97V263H96V261L94 262ZM192 261V262H191ZM239 261V262H238ZM264 261V260H263ZM40 262H42V263H40ZM45 262V263H44ZM87 262H85V264H87ZM92 262V261H91ZM117 262V261H116ZM145 262H143L142 264H145ZM200 262H202V263H200ZM244 262V264H248V263H245ZM11 263V262H10ZM90 263V262H89ZM88 263V264H89ZM110 263V264H111ZM129 263H127V264H129ZM197 263V261L195 262V264ZM206 263V262H205ZM207 263H208V261H207ZM209 263L210 264H213V263H211V260H209ZM208 263V264H209ZM235 262H233L232 264H234ZM235 263V264H236ZM242 264H243V261L241 262ZM13 264V263H12ZM103 264H106V263H103ZM108 264V263H107ZM114 264H116V263H114ZM117 264H119V263H117ZM121 264V263H120ZM123 264H124V262H123ZM140 264V263H139ZM193 264V263H192ZM250 264V263H249ZM252 264V263H251ZM254 264H258V263H254ZM260 264H264V262L263 263H260Z\"/></svg>",
	"mask_w": 264,
	"mask_h": 264
},
{
	"label": "rangeland",
	"instance_id": "374dc122",
	"mask_svg": "<svg viewBox=\"0 0 264 264\" xmlns=\"http://www.w3.org/2000/svg\"><path fill=\"white\" fill-rule=\"evenodd\" d=\"M187 1H188L187 3H190V1H192V0H190V1L187 0ZM196 1H197V2L199 1L200 3L198 2V3H199V4H198ZM202 1H204L203 3H205V0H202ZM202 1H200V0H195V4L193 3L194 1L192 2V3H193V6L196 5V6H195L196 9L193 8L195 11H192L191 9H189V10L192 11L191 13L194 12V13L192 14V17H193V15L195 16L196 12L198 13V10H199V9L197 8V7H198L197 4H198V5L201 4V6L205 5V4L202 3ZM206 1H207V0H206ZM208 1H209V0H208ZM208 1H207V2H208ZM212 1H213V0H212ZM217 1H218V0H217ZM219 1H222V0H219ZM219 1H218V2H219ZM226 1H227V0H225L224 3H226ZM230 1H233V0H230ZM230 1L228 0L227 2L229 3V5H227V3H226L225 6H224V3H223V2H222L223 5H221L222 3L219 2V6H218V4H217V2H216L215 0H214L213 2L209 1L210 3H212V5H213V3H214V5L217 4V5H215V6L213 5L214 7H217V8H215V11H214L213 8H212L213 6L210 5V6H212V7H210L211 10H213L214 13H217V14H218V16H217V14H215L214 16H211V17H213L212 21H211V20H208V18H209L210 15L212 14V13H211L212 11H211V12H208V11L210 10V8L208 9V7H209L208 4H207L206 6H204V7L207 8V10H206V8H205V10L203 9L204 13L202 14V20L207 19L209 22H210V21L213 22V24L207 22V20H206L205 23H208L209 27L207 26V24H206V25L203 24L202 26L205 25V27H208V28H210V29H208V28H207V29H204L205 27H202L203 30L198 31V30L201 29V27H199L200 29H198V23H199V21L201 20V19H200V20L198 21V19L201 18L199 15H201V13L203 12V11L201 12L200 10H202L201 8H204V7H201V8H200V10H199V15L196 14V16L198 15V17H199V18H198V17L195 16V18H198L197 21H196V20L194 19V17H193V20H192V21L195 20L196 24L193 23L194 27H193V26H192V27H193L194 29L192 30V27H191V29L189 28V30H192L193 32L195 31L194 33H195V34L197 33V35H198V34H200V35L203 34V36H206V37H203V36H200V35L197 36V35L194 34V35H195V36H194L195 38H193V37L191 36V34L193 35V32L190 31V33H189V34H190V37L188 36V37H189V38H188V37H187V34H188V33H186L187 31L184 32L185 35H186V37L188 38V40L191 39L189 42H192L194 39H197V38H198L199 40L203 41L204 38H209V37H210L209 39H210V40H213V39L215 38V34H216V35L218 34V32H216V31L222 30V31H221V33H222V32H223V29H226V28H229V27L231 28V25H232V24H234V27H235V26H238V24H240V26L242 27V29H241V27L238 26L237 30H238L239 32L236 33L237 35L234 34L233 32H231V29H232V28L234 29L233 25H232V28H231V29L229 28V29H230L229 32H230L231 34L228 33V30L226 29L227 32H225V31H226V30H225V31L223 32L224 35L222 34V35H223V36H222V35L220 34V31H219L218 36L221 35L222 37H220V38H223V39L226 40V41L228 40V38L230 37V35H233L232 38H235V37H236L235 39H231V38H229V40L232 41L231 43H229V42H230L229 40H228V41H229L228 43H226V41H224V42H225V43H224V42H223V39H222V41H220V44H219L220 47H218L219 51H218V49H217V45H218L219 42H218V43L215 42L216 39H214V40H215L214 43H213V41H210V40H208V39H205V40L210 41V43L212 42L214 45H216V47H214V48H212V47H210V46L208 45V44H210L209 42L203 41V44H204L203 47H204L205 44H206V47L209 46L208 48H212L213 50L216 48V50H215L216 52L213 51V53H215V54H214L215 57L217 56L216 54L220 52L219 54L221 55L222 58H224V62L222 61L223 59H220L221 57H220L219 55H218V56H219L220 58H219V60H218L217 62H216V58H217V57L215 58V60H213V59H211V60H210V59H209V60H208V59L205 60L206 64H205L204 61H202V62L205 64V65H202V69L205 70L204 67H206V68L208 67V68L206 69V71L208 70L209 72H211V76H212V73H213V72H214V73H213V76H214V74H215L216 76H217V74H218V75L220 74L219 76H217V78H216V76H215V78L212 77V78H214V81H215V82H214V83L212 82L211 84H213L214 86H213V85L211 86V84H209L210 82H207V80L204 81L205 79H204V80L202 79L203 76H202V78H201V76H200V75H203V74H200V73H199V76H200V77H198L199 80H198V78L196 79L197 81L195 80V81H196L195 83L198 82L196 85H195V84H191L192 86H189L190 84H189V83H188V84L186 83V84L189 86V88L191 87L190 89L188 88V86L186 87L185 85H183V86L181 85L182 87L185 86V89L187 88L188 91H187V89H186V90L183 92L182 90H183L184 88L181 89V87H180V89H179V86H180V85H179L178 83L175 84V85H179V86H178L179 91L181 90V91L183 92V94H185L186 96L183 95L181 91H180V95L182 94V96H185V97L178 96L179 94H178V93L176 94V93L173 91V93H175V94H173V93H172V94H173L174 96L177 95L178 97H177V99H176V97H175V98H174L175 100L173 99L174 101L172 100L173 102L176 101L177 103H173V102H172L173 104H171V105H173V107H174L175 109H176L177 106L180 107L181 105H183L182 107H184L185 110H184V108H183L182 110H184L185 112H187V113H185V114H187V115H189V116H187V115H185V114H183V113H182L183 116H181L182 114H181V112H180L179 109H178L179 107H178L177 109H178V112L181 114V115H180V118H181V117L183 118L184 115H185V118H183L185 122H186V120H187L189 117H190V119H191L192 121H194L193 119H196V117L199 118V117L201 116V113H202V115H203V118H206V119H207V116H209V118H210V117H211V116H210V115H211L210 112H211L212 110H210V108H209V107L211 106V105H209V103H210L211 101H214L215 104L217 103L216 105H214V102H211V103H213V105H214V106H211L212 108H213V107H214V108L216 107V109H218L219 106L222 104L221 106H223V108H224L223 110H226V111H227V109H228L227 107H229V106H225V104H228L227 102H229V101H230V102H229V105H230L231 102H232V103H238V102L240 103V102H241V104H242V102H243L242 100H244V101H246V104H245V102H244L243 105H244V106H246V105L248 106L250 102H252L253 104H257V103H254V101H256V102L259 101L258 104H260V103H261V102H260V99H262V100H261V101H262V104H264V101H263V98H264V91H263V89H264V87H263V89H262V86L260 85L261 82H260V83H259V82H256V81L253 80V78H252V79H251V78L249 79V77H248V79L246 78V77H247L246 75H247L248 69H249V72H248V73L250 74V68H251V67H249V68L247 69V71H246V69H245L246 67H243V66H242V65H244V64L246 65V61H244V62H245L244 64L240 62L241 59L244 60V59L242 58V56H243L242 54H244L243 57L247 59V58L249 57V55L255 54V53H253V52H256V51H257V52H258V51L261 52L260 49L262 50V53H264V49H262V48H264V36H263V35H264V30H259V29H258L259 27H256V26H255V25L258 26V24H260V25H259V26L261 27L260 29H262V26L264 27V24H262V26H261V23H262L261 21H263V19H264V13H263V12H264V5H262L263 2H264V0H258V1H257V0H253V1H252V0H238V1H237V0H234V1L232 2V5H231V6H230V4H231ZM239 1H242L243 3H242V2H239ZM256 1H257V2H256ZM187 3L185 4L186 6H183V5H182V8H183V7L185 8V10H184V8H183L182 10L187 11V10H188V6H191L190 8H192V5H189V4H187ZM196 3H197V4H196ZM252 3H254V4H252ZM258 3H259L260 5H259ZM183 4H184V3H183ZM190 4H191V3H190ZM202 4H203V5H202ZM257 4H258L259 6H258ZM233 5H234V6H233ZM251 5H252V6H251ZM221 6H222V7H221ZM249 6H251L253 9H258V10L260 9V10H261V13H263V14L261 15V16H263V19H262V17L260 16L261 13L259 14V16H260L259 18H258L257 15H252V14H250V13L253 12V10H252V12H250L251 10H249V9H251V7H249ZM254 6H256V7L258 6V8L254 7ZM261 6H263V8H261ZM186 7H187V8H186ZM231 7H232V8H231ZM234 7H235V8H234ZM238 7H239V8H238ZM240 7H241L243 10H242ZM174 8L177 9V7H174ZM175 9H174L173 11L176 13ZM197 9H198V10H197ZM216 9H218V10H216ZM232 9H233V10H232ZM236 9H237V10H236ZM247 9H248V10H247ZM178 10H179V7H178ZM225 10H226V11H225ZM235 10H236V11H235ZM258 10H256V11H258ZM173 11H171V12H173ZM205 11H206V12H205ZM216 11H218V12H216ZM222 11H223V12H222ZM233 11H234V12H233ZM179 12H180V11H179ZM188 12H189V11H188ZM200 12H201V13H200ZM205 13H206V14H207V13H211V14H210V15H208V14L205 15ZM214 13H213V14H214ZM256 13H257V12H256ZM256 13L253 12V14H256ZM258 13H259V11H258ZM258 13H257V14H258ZM171 14H174V13H171ZM187 14H188V13H187ZM189 14H190V13H189ZM213 14H212V15H213ZM219 14H220V15H219ZM229 14H230V15H229ZM244 14H245V15H244ZM177 15L180 16L179 13H177L176 16H177ZM248 15H252V17H250V16H248ZM174 16H175V14H174ZM174 16H173V17H174ZM203 16H207V18H204V19H203ZM208 16H209V17H208ZM215 16H217L218 18H221V19H219V22H220L221 25H219L218 23H216V21L218 22V20H217V18H216ZM219 16H220V17H219ZM247 16H248V17H247ZM253 16H257L256 18H258V20H259V19H262V20H259L260 22L258 23L257 20H255V17H253ZM214 17H215V18H214ZM234 17H235V18H234ZM223 18H225V19L227 20V22H225V21H226L225 19H224V21H223V20H222ZM240 18H241V19H240ZM244 18H245L246 20H245ZM248 18H249V19H248ZM253 18H254V19H253ZM209 19H211V18H209ZM229 19H230V20H229ZM251 19H252V20H251ZM215 20H216V21H215ZM243 20H244V21H243ZM253 20H254L255 23H256L255 25H252V21H253ZM222 21H223V23H222ZM254 21H253V22H254ZM228 22H229V24H230V22H231V25H228ZM233 22H234V23H233ZM250 22H251V23H250ZM203 23H204V22H203ZM241 23H242V24H241ZM245 23H246L247 25H246ZM263 23H264V22H263ZM201 24H202V21H201ZM201 24H200V25H201ZM210 24H211V26H210ZM195 25H196L197 27H195ZM200 25H199V26H200ZM212 25H213V26H212ZM214 25H215L216 27H215ZM222 25H226V26L228 25V26L226 27V26H222ZM251 25H252V26H251ZM249 26H250V27H249ZM253 26H255V28H254ZM217 27H218V28H217ZM221 27H222L223 29H222ZM248 27H249L250 30L248 29ZM195 28H197V29H195ZM216 28H217V29H216ZM235 28H236V27H235ZM243 28H245V31H246V32L243 31V30H244ZM215 29H216V31H215ZM239 29H241L242 31H240ZM252 29H254V30H252ZM189 30H188V32H189ZM205 30H207V32H206ZM209 30H210V31H209ZM234 30H235V32H236V29H234ZM234 30H233V31H234ZM247 30H249V31H247ZM202 31H205V33H203ZM191 32H192V33H191ZM211 32H212V33H211ZM213 32H215V33H213ZM241 32H242V33H241ZM244 32H245L246 34H245ZM248 32L250 33V36H249L250 38L248 37V35H249ZM184 33H183V34H184ZM201 33H202V34H201ZM210 33L214 35V38L211 37L212 35H211ZM232 33H233V34H232ZM238 33H240V34H243V33H244V35H242V37H241ZM252 33H253V34H252ZM225 34L229 36V37L227 36V39H225V37H226ZM247 34H248V35H247ZM255 34H256V35H255ZM208 35H210V36H208ZM238 35H239L240 37H239ZM257 35H258V36H257ZM254 36H255V37H254ZM260 36H261V37H260ZM200 37H201L202 39H200ZM244 37H245V38H244ZM192 38H193V39H192ZM211 38H213V39H211ZM216 38L218 39L217 36H216ZM220 38H219V39H220ZM260 38H261V39H260ZM198 39L196 40L197 43H196V41L194 40L195 42L193 41L194 44L192 43V45L199 44L200 41H198ZM219 39H218L217 41H219ZM262 39H263V40H262ZM249 40H250V41H249ZM233 41H234V43H233ZM247 41H248V42H247ZM198 42H199V43H198ZM205 42H206V43H205ZM221 42H222V43H221ZM253 42H254V43H253ZM195 43H196V44H195ZM223 43H224L225 45H224ZM232 43H233V44H232ZM190 44H191V43H190ZM213 44H212V45H213ZM221 44H222V45H221ZM228 44H231V45H228ZM247 44H248V45H247ZM260 44H261V45H260ZM200 45H201V44H200ZM210 45H211V44H210ZM214 45H213V46H214ZM219 45H218V46H219ZM225 46H226V47H225ZM234 46H235L236 48H235ZM238 47L240 48V50H238V49H239ZM249 47H250V48H249ZM208 48H207V49H208ZM232 49H233V50H232ZM245 49H246V50H245ZM209 50H210V49H208V50L206 51L205 54H207V53L209 52ZM211 51H212V50H210V52H211ZM243 51H245V52H243ZM252 51H253V52H252ZM180 52H181V51H180ZM210 52H209L208 54H210ZM246 52L248 53V57H245V56H247V53H246ZM257 52H256V55H257V54H261V53H257ZM182 53H185V51H184V52L182 51ZM186 53H187V52H186ZM222 54H223V55H222ZM245 54H246V55H245ZM182 55H183V54H182ZM212 55H213V54H212ZM212 55H211V56H212ZM214 55H213V56H214ZM190 56H191V55H190ZM190 56L185 55L184 57H182V58L184 59V62H185V57H189V58H186V62H187V59H189V60H188V63L190 64ZM207 56H208V55H206V57H205V56H203V57H204V58H208ZM209 56H210V55H209ZM253 56H255V55H253ZM257 56H259V55H257ZM200 57H201V56H198V55H197V57L194 56V58L191 57V64H192V65H191V64H190V65H191V66L194 65V67H192V68L188 67V69L190 68L189 70H187L186 67H185V68L183 67L184 69H182V68L177 69V68H176V69H174V70H176V71L187 70L185 74H187V75L192 74L193 76H195V72H197L196 70L198 69V72H199V69H200V67H201V66H200L201 64L198 63V62L201 61V59H202L203 57H202V58H200ZM226 57H227V58H226ZM231 57H232V58H231ZM261 57H263V55H261ZM180 58H181V55L178 57V59H180ZM192 58H193V60H195V58H196V59H198V58L200 59V60H195V61H198L197 63H198V65L200 66L199 68H197V67H198L197 63H195V64L197 65V67L195 66V64H194L193 61H192ZM209 58H210V57H209ZM211 58H212V57H211ZM213 58H214V57H213ZM238 58H239V59H238ZM229 59H230V60H229ZM234 59H237V60H234ZM246 59H245V60H246ZM180 60H181V59H180ZM202 60H204V59H202ZM228 60H229V63H231V64L226 65L225 63H228ZM232 60H233V63L239 62V63L242 64V65H241V64H239V65H241V66L243 67V68H242L243 71H244V70L246 71V72L242 73V74H244V77L246 76V77H245L246 79L243 78L242 75H241V77H242L243 79H245V82H243L244 80L242 81V79H241V77H240V73L243 72V71H241V69H240V73H239V70H238L241 66H240V67H239L238 65L234 66V64H232ZM238 60H239V61H238ZM178 61H179V60H178ZM195 61H194V62H195ZM212 61H213V62H212ZM221 61H222V62H221ZM226 61H227V62H226ZM181 62H183V61H181ZM181 62H180V63H181ZM202 62H201V63H202ZM215 62H216V63H215ZM149 63H150V62H149ZM150 64H151V63H150ZM160 64H161V62H159V66H161ZM162 64H163V63H162ZM213 64H214V65H213ZM206 65H207V66H206ZM232 65H233V66H232ZM247 65H248V64H247ZM228 66H230V67H228ZM237 66H238V67H237ZM249 66H250V65H249ZM224 67H225V69H224ZM226 67H227V68H226ZM236 67H237V69L235 70ZM163 68H164V67H161V70H163ZM228 68H229L230 70H231L232 68H234V69H232L233 71L231 70V71H232V74L234 73V71H235V73H237V72L239 73V75H238V73L236 74V75L238 76V78H239V81H238V79H237L238 82H240V79H241V81L244 83V85H246V84L249 83V80H251V83L248 84L249 87L246 85V86H245V89H244V85L242 84V86L240 87V84H239L238 82H237L238 84L235 85L233 82H235L236 80L234 79V80H235V81H234V80L232 79V77H231V78L229 77V75H230L231 73H230V70H229ZM165 69H167V71H166ZM191 69H196L194 72H193V70H192V72H193L194 74H193L192 72H191L190 74H188L189 71H190ZM202 69H201V71H202ZM210 69H211V70H210ZM214 69H215V70H214ZM226 69H228V70L226 71ZM127 70H128V69H127ZM213 70H214V71H213ZM237 70H238V71H237ZM125 71H126V70H125ZM164 71H166V72H169V71H171V72H176V71H172V69H169V68H167V67L164 68ZM164 71H163V73H164ZM201 71H200V72H201ZM208 71H207V72H208ZM220 71H221V72H220ZM224 71H225V72H224ZM128 72L130 73L129 70L127 71V74L125 73V74L127 75V77L124 78L125 81H123L122 79H119V84H122V83H123V85L126 84V80H128V79H129L128 77L130 76ZM209 72H208L207 74L210 75ZM201 73H204V76H205V77H208V76H209V75L205 74V71H203V72H201ZM221 73H222V74H221ZM235 73H234V74H235ZM245 73H246V74H245ZM179 74L181 75V73H178V75H177V72H176V74L173 73V75H175V77H176V75L179 76ZM182 74L184 75V72H183ZM249 74H248V76H249ZM128 75H129V76H128ZM187 75H186V77H187ZM192 75H191V76H192ZM196 75H197V73H196ZM206 75H207V76H206ZM227 75H228V76H227ZM236 75H235V77L237 78ZM123 76H124V75H123ZM121 77H122V76H121ZM181 77H183V76H181ZM196 77H197V76H196ZM196 77H193V78H196ZM221 77H222V79H221ZM235 77H234V78H235ZM167 78H168V77H167ZM172 78H174V77H172ZM172 78H170V79L173 80L172 82H174V80H175L176 78H178V77H176L175 79H172ZM200 78H201L203 81H202ZM208 78H209V77H208ZM225 78H226V79H225ZM229 78H230V79H229ZM147 79H148V80H151L152 82H154V81H153L154 79L152 80V78H151V79L147 78ZM189 79H190V82H191V79H192V78L190 77ZM189 79H186L185 82H187ZM216 79H217V81L219 82V84H217L218 82L216 81ZM33 80H34V79H32V81H33ZM120 80H121V81H120ZM130 80H131V79H130ZM167 80H168V82L170 81L169 79H167ZM192 80H193V79H192ZM223 80H224L225 82H223ZM226 80L228 81V83H227ZM122 81H123V82H122ZM128 81H129V80H128ZM128 81H127V82H128ZM176 81H177V79L175 80V82H176ZM193 81H194V80H193ZM200 81H202V82H200ZM208 81H211V80L208 79ZM229 81H230L231 83H229ZM253 81L255 82L254 84H256V83L258 84V83H259L258 87H256L257 84L255 85L256 88L253 86V84H252ZM120 82H121V83H120ZM132 82H133V80L131 81V83L129 82V85L132 84ZM152 82H151V84H152ZM206 82H207L208 85H210V86L212 87V90L210 89L211 87L209 88L208 85H204V83L206 84ZM222 82L225 83V84H227V85L223 84ZM247 82H248V83H247ZM124 83H125V84H124ZM200 83H201V84H200ZM127 84H128V83H127ZM138 84H139V83H138ZM138 84H137V85H138ZM173 84H174V83H173ZM173 84L171 83V85H173ZM184 84H185V83H184ZM198 84H200V85H198ZM250 84H251V86H250ZM33 85H34V84H33ZM33 85H32V86H33ZM139 85H140V86H143L144 84H143V85L139 84ZM139 85H138V86H139ZM145 85H149L147 81H146V84H145ZM202 85H204V89H203V86H202ZM215 85H216V86H215ZM218 85H220V86L223 87V88H219ZM263 85H264V84H263ZM140 86H139L138 88H141ZM168 86H169V89H170V87L173 88V86H170L169 84H168ZM193 86H194V87L196 86V87H195L196 89H195ZM200 86H201V88H202L203 90L200 89ZM206 86H207V87H206ZM231 86H232V87L235 86V87L232 88ZM238 86H239V87H238ZM252 86H253L254 89L252 88ZM260 86H261L260 89H262V90L259 91L258 89H259ZM148 87H150V89H151L152 85H150V86H148ZM148 87H147V88L144 87L145 89H144L143 87H142V88H143L144 90H148ZM197 87H198V88H197ZM205 87H206V88H205ZM214 87H218V88L221 89V90H219V91L216 92V90H218V88H217V89L215 88V89H216V90H215ZM225 87H226V88H225ZM242 87H243V88H242ZM247 87H248V88L251 87L252 90H251V88H250V90H249ZM175 88L177 89V87H174V90H176ZM192 88L195 89L196 91L199 90V89H200L201 91H200V90H199L200 92H199V91L196 92L195 90L192 91ZM208 88H209V89H208ZM231 88H232V89H231ZM240 88H241V89H240ZM257 88H258V89H257ZM36 89H37V88H36ZM36 89H35V88H34V89H33V88L31 89L30 93L32 92L33 95H32V94H29V95L32 96V97H31V96H28L29 99H30V97H31V99L34 101V103L38 102V105L42 104V106H45V107H47L46 104H49L50 101H51V103H52V99L49 97V96H51V95H49V93H46V94L44 93V94L46 95V98H45V95H44V97H42L43 94H41V93H40L41 96L38 95V94H36V93L39 92V91H38V92L35 91ZM143 89H141V90L144 91ZM150 89H149V90H150ZM178 89L176 90V92L178 91ZM225 89H226V90H225ZM227 89H228V90H227ZM230 89H231V90H230ZM233 89H234V90H233ZM235 89H236V90H235ZM246 89H247V90H246ZM37 90H39V89H37ZM99 90L102 91L101 89H99ZM99 90H98V93L95 92V95H94V94H93V95H94V96H96V94L99 95V92H100ZM127 90H128V87H127ZM138 90H139V89H138ZM172 90H173V89H172ZM204 90H205V91H208V92L206 93ZM224 90H225V91H228V92L231 91V92H229V93H232V92H234V93L231 94V96H230V94H228V92H224ZM245 90H246L247 92H246ZM105 91H106V90H103L102 92L104 93ZM129 91H130V90H129ZM167 91H168V90H167ZM169 91H170V90H169ZM169 91H168V92H169ZM186 91H187L188 93H186ZM213 91H214V92H213ZM236 91L239 92V93H238L239 95L236 93ZM240 91H241V92H240ZM262 91H263V92H262ZM114 92H115V96H114L115 98H117V97L120 98L121 94H123V91H122V90L118 92L119 94H118L117 91H115V90H114ZM114 92H112V94H113ZM127 92H128V91H127ZM127 92H125V90H124L125 95L123 94V95L121 96L123 99H122V98H120V99L117 98V99H119V101L121 100L120 102H119L118 100H116V99L113 97L115 100L112 99V98H110V99H111V100H110V99L108 98V99H109V100H107L108 103L105 102V104H101V105H99V106H98L97 103H96V104H93L94 106L96 105V107H94L93 105H92L93 107L91 106V109H92L93 111L90 109V111H92V112L95 111L93 117L97 118L95 115H96V112H97L99 109H101L103 112H104L105 109H106L105 112H107V111H109V110L107 109L106 106H108V108L110 107V108L114 109L115 105H116V107H117V106H122V104L124 103V102L122 103V101H124L125 99H128V98H129L130 100H129V101H128V100H125V101H126V102L124 103L125 105L123 104V107H120L121 110L124 109V106L126 107L127 104H128V102H130V101H131L130 105H132L133 100H131V99L136 95V93L133 91V93H135V95H134L133 93L130 94L132 91H130V93H129V92L127 93ZM144 92H146V91H144ZM147 92H148V91H147ZM171 92H172V91H171ZM171 92H169L170 94L168 93L169 96L172 95ZM204 92H205V93H204ZM218 92H219V93H218ZM242 92H244V93H242ZM249 92H250V93L253 92V93L250 94ZM100 93H101V92H100ZM103 93H101L102 95L100 94V95H101L100 98L105 94V93H104V94H103ZM106 93H108V92H106ZM109 93H111V91H109ZM109 93H108V94H109ZM120 93H121V94H120ZM193 93H194V94H193ZM200 93H201V94H200ZM217 93H218V94H217ZM220 93H221L222 95H221ZM235 93H236V94H235ZM246 93H247V95L249 94V96L245 95ZM260 93H261V94H260ZM34 94H35V96H34ZM108 94H105V95H107V97H112V96H110V95H112V94H109V96H108ZM116 94L119 95V96H117ZM127 94H128V96L126 97ZM168 94H167V95H168ZM199 94H200V95H199ZM211 94H212V95H211ZM224 94H225V95H224ZM240 94H241V95L244 94V95H243L244 97H243V96L240 97ZM256 94H258L259 96L256 95ZM20 95H21V94H20ZM20 95H19V96H20ZM36 95H37V96H36ZM98 95H97V97H98ZM113 95H114V94H113ZM173 95H172V96H173ZM210 95H211V96H210ZM219 95H221V96H219ZM223 95H224V96H223ZM226 95H227V96H226ZM235 95H236V96H235ZM254 95H255V96H254ZM26 96H27V95H26ZM116 96H117V97H116ZM124 96H125V97H124ZM174 96H173V97H174ZM229 96H230V97H229ZM97 97H96V98L94 97V98H95V99H98L99 97H98V98H97ZM103 97H104V96H103ZM107 97H106V98H107ZM137 97H138V96H137ZM173 97H171V98H173ZM179 97H180V98H179ZM187 97H188V98H187ZM213 97H214V98H213ZM223 97H224V98H223ZM227 97H228V98H227ZM236 97H238L240 101H239L238 98H236ZM246 97H247V98H246ZM250 97H251V98H250ZM252 97L257 98V100H256L255 98L253 99ZM260 97H261V98H260ZM17 98H18V97H17ZM17 98H16V100H17ZM25 98H26V97H25ZM33 98L37 99V101H36L35 99H33ZM38 98H39V99H38ZM94 98H93V99H94ZM100 98H99V99H100ZM124 98H125V99H124ZM135 98H136V96H135ZM189 98H190V99H189ZM207 98L210 99V102H207V103H208V106H209V107L207 106V109H209V110L206 111V112H207V115H206V112L203 113V111L205 110L206 105H205V107L203 108V107H202V106H203L202 104L205 103V101L207 100ZM215 98H217V100H216ZM226 98H227V99H226ZM240 98H241V99H240ZM258 98H260V99H258ZM20 99L23 100L24 98H20ZM29 99H28V100H25V99H24V100H25V103H26V101H27V105L24 104V102L22 101V102H23V105H26V107L23 106V105H21V106H23L24 110H25V108H28V106H29V105H28V104H29V103H28V102H29ZM31 99H30V100H31ZM49 99H50V101H49ZM133 99H134V98H133ZM184 99H185V100H184ZM191 99H192V100H191ZM205 99H206V100H205ZM212 99H213V100H212ZM234 99H235V100H234ZM16 100H15V102H16ZM21 100H20V101L18 100V101L16 102L17 105H20ZM39 100H40V101L42 100L41 102H43V103H41ZM43 100H44L45 102L47 101L46 104H45V102H44ZM169 100H171V99H169ZM178 100H179L180 103L178 102ZM204 100H205V101H204ZM231 100H233V101H235V102H233V101H231ZM109 101H112V102H110V104H111L110 106H109ZM113 101H114V102H113ZM137 101H138V100H137ZM191 101H192V102H191ZM203 101H204V103H202ZM208 101H209V100H208ZM219 101H220V102H219ZM226 101H227V102H226ZM15 102H14L15 105L13 104V102H11V103L14 105V107L17 106ZM117 102H118V103H121V104H118ZM139 102H140V101H139ZM168 102H169V101H168ZM168 102H166V105H167ZM248 102H249V103H248ZM11 103H10V105H11ZM30 103H32V105L34 104V103L31 102V101H30ZM39 103H40V104H39ZM113 103H117L118 105H117V104H113ZM126 103H127V104H126ZM145 103H146V102H143V105H146V104H147V103H146V104H145ZM150 103H151V102H149L148 104H150ZM169 103H170V102H169ZM194 103H195V104H194ZM201 103H202V104H201ZM207 103H206V104H207ZM211 103H210V104H211ZM247 103H248V104H247ZM252 103H250V105H251ZM21 104H22V103H21ZM44 104H45V105H44ZM141 104H142V103H141ZM141 104L139 103V104H137V106H138V105L141 106ZM148 104H147V105H148ZM151 104H153V103H151ZM177 104H179V105H177ZM198 104H199V107H198ZM218 104H219V105H218ZM223 104H224V105H223ZM32 105H31V106H32ZM34 105H35V104H34ZM38 105H37V106H38ZM49 105H50V104H49ZM49 105H48V106H49ZM104 105H106V106H104ZM113 105H114V106H113ZM147 105H146V106H147ZM168 105H169V104H168ZM168 105H167V106H168ZM175 105H176V106H175ZM250 105H249V106H250ZM1 106H2V105H0V107H1ZM8 106H9V105H8ZM8 106H7V105H4V106H2V108H0V113H1V114H0V115H1L0 117H2V119H3V121H1V119H0V123H1V122L4 123V122H5V119H7V120H6V121H7V122H6L7 125H9V123H8L9 121H10V122H14V125H15V123H17V126L21 127V129H23V128H25L24 130L27 129L26 132L29 130V128H30V131L34 130V131H32V132L29 131V133L24 132L25 134H34V135H36L37 132H35V131H36L35 128H36V127L38 128V125H41V123L43 122V121H42V118L40 119V117H42V115H40V114H42V113H41V112L38 113V112L34 109V112H35V113L37 112V115L34 114V116H36V118L39 117L38 119H40L42 122H41L40 120H38V119H37V121H38V122H37V121H36V118L34 119V117L31 118V120H29V119H26V120H25V119H24L25 116H23V118H22V117H21V118L19 117V120H18V116H19L20 113L23 111V110H19V108H21V109H23V108H22L21 106H19V108H18V106H17L16 108H17L19 111H21V112L18 113L19 115L17 114L18 116L15 114L16 116L14 117V112H12L11 115L9 114V113H11L12 105L9 106V107H11V108H9ZM97 106H98V108H97ZM133 106H134V105H133ZM137 106L135 105L134 107H131V109H134V110H135V107H137ZM153 106H154V104L151 105L150 108H153ZM217 106H218V108H217ZM221 106H220V107H221ZM259 106H261L259 110L262 112V109H263V112H264V108H263L262 105H257V111H258V107H259ZM3 107H5V108H3ZM51 107L53 108V105H51ZM116 107H115V109H117ZM129 107H130V106H129ZM144 107H145V106H144ZM148 107H149V106H148ZM171 107H172V106H171ZM196 107H197V108H196ZM225 107H226V109H225ZM16 108H13V110H15ZM29 108H30V107H29ZM37 108H39V109H40L39 111H41V108H42V107H41V105H40V106H38ZM52 108H51V109H52ZM93 108H95V109H93ZM96 108H97V110H96ZM154 108H155V107H154ZM169 108H170V105H169ZM221 108H222V107H221ZM2 109H3L4 111H5V109H7V110L5 111L6 113L3 112ZM10 109H11V110H10ZM17 109H16V110H17ZM42 109H45V110L47 109V110H48L49 108H48V107H47V108H44V107H43ZM103 109H104V110H103ZM112 109H110L111 112L113 111ZM127 109H128V106L126 107V111L128 112ZM131 109L129 110V114H130V112H131ZM138 109H139V108H138ZM138 109L136 108V111H137ZM140 109H142V107H141ZM166 109H167V108H166ZM175 109L172 108V113H173V111H174ZM177 109H176V110H177ZM202 109H203V111H202ZM219 109H220V108H219ZM219 109H218V111H219ZM49 110H50V109H49ZM101 110H99V112H100ZM155 110H156V109H155ZM176 110H175V111H176ZM180 110H181V108H180ZM8 111H10V112H8ZM43 111H44V110H43ZM126 111H124V113H125ZM132 111H133V110H132ZM136 111H135L134 113L132 112L131 115H132V114L134 115L135 113H136V115H137L138 112H136ZM150 111H151V110H149L148 112H150ZM152 111H153V112H152ZM152 111H151L152 114L155 113L154 109H152ZM168 111H169V109L167 110V112H168ZM170 111H171V110H170ZM170 111H169V112H170ZM208 111H209L210 114H208ZM220 111H222V109H221ZM257 111H256V112H257ZM17 112H18V111H17ZM92 112H91V114H93ZM103 112H102V113H103ZM111 112H110V113H111ZM148 112H147V113H148ZM151 112H150V113H151ZM165 112H166V111H165ZM165 112H164V113H165ZM169 112H168V113H169ZM178 112H177V113L175 112V116H176V114L178 115ZM222 112H224V111H222ZM261 112H257L256 115L259 114V113H260L261 115H262V114L264 115V113H263V112L261 113ZM22 113H23V112H22ZM141 113H142V112H141V110H140V113L138 114V115H140V116L138 117V115H137V116L134 115L133 118H134V119H141V121H143V122H144V120H143V118H144L145 121H146V122H144V124L146 123V124H145L146 126H147V124L150 125V123L147 122V120L149 121V119H150L153 115H152V116H149V115H146V113L141 115ZM150 113H148V114H150ZM212 113H213V111H212ZM224 113H225V112H224ZM8 114H9L10 117L8 116ZM38 114H39L40 116H38ZM75 114H76V113H75ZM100 114H101V112H100ZM100 114L98 115V112H97V116H98V117H100ZM127 114H128V113H127ZM127 114H126V115H127ZM165 114H166L165 116H166L167 118L171 117V115H172L171 118H174L175 120L172 119V121H171V119L169 118L170 121H171V122H170L169 119H167V118L164 117V116H162V117H158V116H156V117L159 118V119L157 118V120H161V119L164 117V118H163V120L165 119V122H164V123H169V125L167 124V126H169V129H171V127H170V123L172 124V125H171L172 128H174L175 125H176L175 123H177V124L179 123V122H178L179 119H177V117L175 118V116H174L173 114H171V113H170L171 115H170L169 117L167 116V115H169V114H167V113H165ZM260 114H259V115H260ZM21 115H22V114H21ZM69 115L72 117V118H71V119H72L71 121H74V122H75V120L77 119V120H78V123H79V121H81V119H79V118L83 117V116H81V115H80L81 117H80V116H77V115H79V114L74 115V114L71 113V114H69ZM143 115H145V117H144ZM150 115H151V114H150ZM154 115H155V114H154ZM196 115H198V116H196ZM259 115H257V116H259ZM261 115H260V117H261V120H262V119H264V118L262 117L263 115H262V116H261ZM5 116H6V117H5ZM12 116H13V117H12ZM73 116H75L76 118H74ZM146 116H147L148 118H147ZM173 116H174V117H173ZM178 116H179V115H178ZM195 116H196V117H195ZM204 116H206V117H204ZM257 116H252V117H257ZM78 117H79V118H78ZM90 117L93 118L91 115H90ZM90 117H86V118H90ZM128 117L130 118V116L127 115V118H128ZM135 117H137V118H135ZM154 117H155V116H154ZM154 117H153L154 122H156V121H155L156 119H155ZM187 117H188V118H187ZM194 117H195V118H194ZM4 118H5V119H4ZM12 118H13V120H12ZM16 118H17V119H16ZM101 118H102V117H101ZM133 118H132V116H131V119H133ZM178 118H179V117H178ZM192 118H193V119H192ZM198 118H197V119H198ZM200 118H201V117H200ZM203 118H202V120H201L200 123H203V122L206 123V121H203ZM209 118H208V119H209ZM211 118L214 119L213 116H212ZM211 118H210V120H211ZM249 118H251V117H249ZM249 118L246 119L245 123H247V121H248V123L251 122V125H253V126H251L250 124H249V125L246 124V125L249 127V128H248V127L245 126V123H244L243 125L246 127V132L249 133V137H253V135L255 134L254 137H256V138H254V139L251 138V139L253 140V141H252L250 138H248V136H247L248 133H247V134L245 133L246 136H247V137H246V140H245V137H244L245 134H242V133L240 132L239 134L241 135V137L243 136L244 138L242 137L241 139H239V138H240V136H239V134H238L239 131H236L237 133L235 132V134H237L236 136H239V138H238V139L236 138V141H235L234 144H237L236 142L239 141V140H241V142L239 141L238 146H237V145H234L235 147H233V144H232V148H233V149H231V150H232L234 153H233L231 150H229L230 147H228L227 151L224 150V151H225V154L228 153V150H229V154H233V155H231V157L234 156V157L232 158L233 160H232V163H231V162H227V161H231V159H230V158H231L230 155H227V156H229V157H226L228 160L226 161L225 165H226V164L229 165V163H230V165H232V164L235 163V162H236V164H237V161H238V162L240 161L239 163H240L241 165L246 164L245 161H242V159L244 158V156H242L243 158H242V157L239 158L240 160L238 159L239 153H241V154H240V156H241V155L243 154L242 152H244V153L246 152L245 149H247V151L249 150L248 152H251V153H253V154L256 153V156H255V155H253V156L256 157L255 160H256V159L259 160V161L256 160V162L258 161L259 164H257L258 162H257V163L254 162V163H256V164L258 165V166L255 168V170H256L257 168H258V169L261 168L260 171L258 170V173H259V174L257 173V170H256V171L254 170L255 172H251V171H253V169H254L252 166H256V164H253V163H252V164H251L252 166H250V165H248V166H244V167H247V168L249 167V170L251 169V171H248V170H247L248 172H251V173H257L256 175H254V179H253V177H252L253 175H252L251 173H245V171H244V174H243V173H242L243 171H242V172H239L241 169H243L242 166L240 165V166H241V169L239 170V164H237L238 167L234 168V169H237V168H238L236 171H235V170L233 169V167H231L230 165H229V166L231 167V169H230L229 167H227V166H226V168H225V165H224V169H223V166H221V167H222V170H225L224 173H222L223 171L221 170L220 167H219L220 169H215V167L212 166V165H213L212 162H211L212 165H210V163L208 164V163H207V162H209L208 159H209V160L211 159V158H209V157H213L212 155L216 154V152H215V153H212V152H214V151H211V152H210L209 149H206L207 152H208V151L210 152L209 154L206 153V152H204L205 154H208V155H206V157H207L208 159H207L206 157H205V159H202V157H204V153H203V156H201V155H200L201 151H200L199 149L203 150V149H202V148H203L202 145L204 146V145H206V143L203 142V143H204V144H203L202 142H200V141H202V139H203V138L200 137L201 140L199 141V142H200L199 144L201 145L202 148L198 147V150H199L200 152H199L197 149H196V150L194 149L193 151H198V153L196 152V154H197V157H198V154H199L200 158L202 159V160H201L202 163H203L204 160L207 159V161H206V162L204 161V162H205V164L207 163L206 165H208V171H209V174H207V173H208L207 171H206V172H207L206 174H204V173L202 174V173H201L200 170H203V172H205V170L202 169L203 167H202V168H199L200 165H201L200 158L198 157V159H199V161H200V165L198 164V168H199V169L197 168V165L193 163V161L195 160L194 157H195V158H197V157L195 156V155H196L195 152L192 151V148L196 146V145L194 146L193 144H195V142H197V138H196V136H194L193 134L191 135L190 132H191V133H192L193 131H194V132H198V135H199V131H197V129H198L199 127H201L203 124L200 125V123H199V125H198L199 127H197L196 125L191 126V125H190V122H191V124H194V123H192V121H188V120H187V122H188V124H189V125H187L188 127L191 126L190 128L192 129V127L194 128V126H195V129H192V131H191V129H189V128H185V131H186V129L189 130V131L187 130V131L189 132V134H187V135L185 134V133H187V132L181 131V130L179 129L180 133H182V134H181L182 138L184 137L183 133L186 135L185 137L190 136V137H189L190 140H191V136H192V139H194L193 137H195L194 140H196V141H195V142H192V143H193V144H192L193 146L190 145V144H191V143H190L191 141H190L189 143H187V140L185 141L186 138L183 140V139H178L179 137H178V138L176 137V136H179V135H176V136H175V137L177 138L178 141L182 142V140H183V142L185 141V142L187 143V145L192 146L191 149H188V148H185V149H187V151L190 150V151L192 152V154L194 153L195 155L193 154V155H192V156H193V157H192L193 159H191V156L189 155V156H190V157H189V156H188V152H187L185 161L187 160L188 162H187V161H186V162L189 163V164L192 162L193 164H192V163H191V164L196 166V169H197V170H196L195 168H192V169H190V167H188V168L190 169V171L192 170L193 172H196V171L199 170V171H200V174H199V173H198V174H199V178H200V179H201L200 176H202V177H203L202 179L204 180L205 177H204L203 175H205V176L209 175V176L212 178V181H211V180H210V181H211V182L214 181L213 183L215 184V182H216L218 179H219L218 181L220 182V180H221L220 177H223V178H222V181H223V179H224V176L227 178V177H228L227 175H229V172H228V171H230V170H234V171H235V174L233 173L234 171H233V172L231 171L232 173H231V175H229L231 178H228V179H229L230 181H233L232 185H234V182L238 185V186H237L238 191H235V192H234V193H236V194H235L236 196L234 195L235 197H233V196H232L233 193L228 195V193H231V192H233V190H235V188H236V184H235L234 188L232 187L233 190H232L231 187H229L230 189H227V190H226L225 188H227V187H225V188L222 189V191L225 190V191H223V193H227V192H228L227 195H228L229 197H233V199H234V200H233L232 198H230V199H232V200H230V201H232L233 203L230 202L232 205L229 204V206H230V205H231V206L235 205V208H236V209H240V208L242 207V208H243V209L241 208L242 210H244L245 205H248V204H249V203H247L248 201L251 202L250 204H252V203L255 202V201H251L253 198H254V199H257V197L259 198L260 196H263V197H264L263 194L260 195V194H261V188L264 187V186H261V184L264 183V176H263V175H264V168H262V166L264 167V165H263V163H264V162H263V161H264V160H263V158H264V154H263V153H264V151H263V150H264V148H263V147H264V146H263V145H264V139H263V140L261 139V137L264 138V122H263L264 120H262V122H260L261 124L263 123V125H261L260 123L257 122V121L260 119L259 117H258V120H256V118H255L254 121L251 119V120L254 122V124H252V121L249 122ZM23 119H24V120H23ZM33 119H34L35 121H34ZM102 119H103V118H102ZM102 119H101V120H98V118H97V120H95L94 118H93L92 120H91V119H90V120H89V119H88V120L85 119V120L88 121V123L85 122L84 119H83L82 121L84 122L83 125H85V127H84L85 129L82 128V127H83V126H82V127H81V130L83 129L82 131L80 130V128H79V131H75V130H77L76 127H75L76 129L72 128V129L70 130V131L73 130V131H72L73 133L70 132L71 134H74V135H73V138L76 137V134L78 135L77 138H75L76 140L78 139L77 141H79V139H80V140L82 139L81 142H82L83 144H84V142L86 141L84 145L81 143V145H82L81 147H83V146H84V147H83V148H80V149H82L83 151H81L80 149H78V151H76L77 153L80 151L81 153H80V152H79V153H80L81 155H83L82 153H84V155H83L84 157L81 156L80 154L78 155V156H80V158H82V157H83V159L86 158L85 160L88 161V160H89L88 158L90 157V156H88V155L93 154V153H91V152H93L96 148H97L96 150L99 151L98 149H100V148L103 149V148H105V146L107 147V145L109 144V142H108L109 140H108V139H106L107 141H105V142H104V140H102L103 138L105 139V137H103L102 135H104V134L106 135V133H107V134H109V133H114L115 130L113 131L112 129H115V128L112 127V125H109V124L107 125V123H106V126H105V124L103 123L104 121H103ZM151 119H152V118H151ZM153 119H152V121H153ZM166 119H167V120H166ZM176 119H177V120H176ZM183 119H180V123H181V121H183ZM185 119H186V120H185ZM190 119H189V120H190ZM197 119H196V120H197ZM208 119H207V120H208ZM11 120H12V121H11ZM27 120H28V121H27ZM32 120H33V123L29 122V121H32ZM77 120H76V122H77ZM126 120H128V119L125 118V123H127ZM163 120H162V121H163ZM199 120H200V119H199ZM199 120H198V122H199ZM220 120L222 121V119H219V121H220ZM225 120H228V119L225 118ZM261 120H259V121H261ZM18 121H19V122H18ZM96 121H97V122H96ZM98 121H100V123H99ZM101 121H102V122H101ZM121 121H122V120H121ZM121 121H120L121 124H122V123L125 124V123H124V120H123L122 122H121ZM137 121L140 122V120H137ZM150 121H151V120H150ZM167 121H169V122H167ZM176 121H177V122H176ZM202 121H203V122H202ZM255 121H256V123L260 124V126H259L258 124H256ZM21 122H22V123H21ZM24 122H25V123H24ZM27 122H28V123H27ZM76 122H75V123H76ZM89 122H91V123L93 122V125H92L91 123H90V124H91V125H90ZM143 122H141V123H143ZM173 122H175V123H174V126H173ZM185 122H182L181 124H183V123H185ZM222 122H223V121H222ZM224 122H227V121H224ZM224 122H223V123H224ZM3 123H2V124H3ZM6 123H5V124H6ZM35 123H36V124H35ZM37 123H38V124H37ZM86 123H87V125H88L90 128L86 125ZM94 123H97V124H94ZM114 123H115V122H114ZM164 123H163V125H164ZM180 123H179V125H180ZM195 123H196V122H195ZM2 124H0V126H1ZM21 124H22V125H21ZM27 124H29V125H28L29 127L26 126ZM98 124H99V125H98ZM102 124H103V125H102ZM121 124H119V126H120ZM155 124H156V123H155ZM196 124H198V123H196ZM10 125H11V124H10ZM10 125H9V126H10ZM33 125H34V126H33ZM128 125H129V126H128ZM128 125H127V124L124 125V128H127V127H128L129 129H130V128H133V127H131V126H134L135 124L132 125V123H131V124H128ZM156 125H157V124H156ZM160 125H161V126H160ZM160 125H157L158 127L153 128V126H154L153 123L151 124L150 127H145L144 125L141 124V126H144V127L146 128V131H147V130L149 131V132H147L146 134L143 133V134H145V135L150 134L149 136H145V135H144V136L146 137V139H147L148 137H150V136H151V137L156 136L155 133H154V134H155V135H154V134H152L151 132H155V131H157V135H158V134H159V131L156 130V129H157V128L159 129L160 127L163 126L161 121H160ZM255 125H256V126H255ZM9 126H7V128H6V125H4V129H5V128L7 129V132H6V133H8V132L10 131V130H9L10 128H8ZM91 126H92V127H91ZM95 126H96V127H95ZM119 126H116V127H119ZM121 126H122V125H121ZM121 126H120V127H121ZM125 126H126V127H125ZM139 126H140V125H139ZM141 126H140L139 128H142V129H143L144 127H141ZM176 126H178V125H176ZM203 126H204V125H203ZM32 127H33V129H32ZM34 127H35V128H34ZM86 127H87V128H86ZM102 127H103V128H102ZM105 127H106V128H105ZM110 127H111V129H110ZM122 127H123V126H122ZM135 127H136V125H135ZM164 127H166V126L164 125ZM184 127H186V124H184ZM196 127H197V129H196ZM250 127H251V128H250ZM2 128H3V125H2ZM37 128H36V129H37ZM88 128H89V130L91 129L89 132H88ZM92 128H93L94 131H95V129H99V132L96 130V131H95L96 133H94V131L92 130ZM147 128H148V129H147ZM150 128L153 129V130L151 131ZM167 128H168V127H167ZM182 128H183V127H182ZM202 128H203V127H202ZM6 129H5V130H6ZM86 129H87V130H86ZM122 129H123V128H122ZM129 129H128V130H129ZM154 129H155V130H154ZM174 129L176 130V129H178V127H177V128L175 127ZM183 129H184V128H183ZM108 130H109V131H108ZM126 130H127V129H126ZM128 130H127V131H128ZM143 130H144V129H143ZM161 130H164V129L161 128ZM172 130H173V129H172ZM198 130H200V128H199ZM238 130H241V129H238ZM247 130H248V131H247ZM15 131H16V130H15ZM15 131L12 132V129H11V132H12V133H15V134H10V135H11L10 137H13V138H14V137H18V136H20V134H19L20 132H19L18 130H17V131H18L19 133H18V132H15ZM80 131H81V132H80ZM83 131H84V132L87 131V132L84 133ZM92 131H93V133H92ZM101 131H102V132L104 131L105 133H104V132L102 133ZM129 131H130V130H129ZM140 131H141V129H140ZM150 131H151V132H150ZM167 131H168V129H167ZM241 131H243V130H241ZM251 131H252L253 133H252ZM257 131H258V132H257ZM259 131H260V132H259ZM11 132H9V133H11ZM76 132H77V133H76ZM78 132L80 133L81 136L79 135ZM90 132H91L92 134H91ZM97 132H98V133H97ZM115 132H117V129H116ZM142 132H145V131H142ZM142 132H141V133H142ZM168 132H169V131H168ZM173 132H174V131H173ZM194 132H193V133H194ZM244 132H245V131H244ZM244 132H243V133H244ZM70 133H69V136H71ZM81 133H82V134H81ZM89 133H90V134H89ZM99 133H100V134H99ZM139 133H140V132H138L136 135H139ZM169 133H170V135H171L172 131L169 132ZM250 133H251V134H250ZM25 134H24V135H25ZM83 134H84V135H83ZM143 134H140L139 136L141 137ZM259 134H261L262 136H260ZM13 135H15V136H13ZM88 135H89V136H88ZM105 135H104V136H105ZM128 135H130V133H128ZM128 135H126V137H127ZM134 135H135V134H134ZM152 135H153V136H152ZM195 135H196V134H195ZM258 135H259V139H260V141L262 140V142H260V141L258 140ZM21 136H22V135H21ZM74 136H75V137H74ZM84 136H85V137H84ZM99 136H100L101 142H100ZM144 136H143V137H144ZM199 136H200V135H199ZM199 136H198V139H199ZM28 137H29V139L23 138V139H22V142H23V140H26V141L28 140V141L26 142L27 145H30V144H31L30 147H33V148H34V145H35L36 141H34V139L32 140V138H30V137H32V136L29 135ZM79 137H81V138H79ZM82 137H83V138H82ZM86 137H88V138H86ZM94 137H95V138H94ZM107 137H109V136H106V138H107ZM126 137H125V138H126ZM135 137H136V136H134V138H135ZM140 137L137 136L135 139L137 140V138H140ZM175 137L172 138V139L174 140V141H173V142H174V145L176 144L177 146H180L183 142H182L181 144H179L180 142L178 143V141L175 139ZM33 138H34V136H33ZM70 138H71V137H70ZM84 138H85V139H84ZM130 138H133V137H130V136H129V138H127V139H128L127 141H129ZM134 138H133V139H134ZM247 138H248L249 140H251V141L248 142V139H247ZM35 139H37V135L35 136ZM133 139H132V140H133ZM135 139H134V140H135ZM140 139H143V138H140ZM144 139H145V138H144ZM146 139H145V140H146ZM150 139H151V138H150ZM169 139H170V138H169ZM172 139H170V141H171ZM242 139H243V140H242ZM29 140H31V141L29 142ZM84 140H85V141H84ZM130 140H131V139H130ZM138 140H139V139H138ZM145 140H141V141L144 142V145L149 144L150 141L147 142V140H149V139L146 140L147 143H145ZM175 140L177 141V143H175V142H176ZM254 140H257V141H254ZM32 141L35 142V143H33L34 145L32 144ZM40 141H42V140L40 139ZM87 141H88V142H87ZM170 141H168L169 143L166 144V147L170 145V147H168L169 149H170L171 146H172V144H170ZM188 141H189V140H188ZM203 141H204V140H203ZM258 141H259V142H258ZM24 142H25V141H24ZM103 142H104V143H103ZM107 142H108V144L106 145ZM143 142H142V144H143ZM242 142H243V143L245 142V143H246V146H244L245 143L243 144ZM251 142H254V143H251ZM256 142H257V143H256ZM28 143H29V144H28ZM92 143H94V144H92ZM99 143H100V144H99ZM102 143H103V144H102ZM135 143H136V142H135ZM41 144H42V145H41ZM90 144H92V145H90ZM95 144H96V145H95ZM136 144H137V143H136ZM183 144H184V143H183ZM183 144H182V145H183ZM196 144H197V143H196ZM240 144H242V145H240ZM250 144H251V145H250ZM256 144H257V145H256ZM39 145H41L42 147H46V146H43L44 143H39ZM39 145H38V146H39ZM87 145H89V146L87 147ZM97 145H100V146H97ZM137 145H139V144H137ZM182 145H181V146H182ZM187 145H186V146H187ZM197 145H198V144H197ZM248 145H249V146H248ZM252 145H255V146H254L255 149L253 148ZM259 145H260V147H262V154H261V148H259ZM103 146H104V147H103ZM181 146L179 147V149H180V148L182 149L183 146H182V147H181ZM184 146H185V144H184ZM236 146H237L238 148H237ZM239 146H241V148H242V147H243V148L246 147V148H244V149L242 148V149H241V148H239ZM247 146H248V147H247ZM257 146H258V147H257ZM42 147H40V149H42ZM102 147H103V148H102ZM108 147H109V145H108ZM163 147H164V146H163ZM163 147H162V148H163ZM166 147H165V149H167ZM205 147H206V146H205ZM205 147H204V150H205ZM249 147H250V148L252 147L251 150L248 149ZM38 148H39V147H38ZM177 148H178V147H177ZM183 148H184V147H183ZM195 148H197V147H195ZM206 148H208V147H206ZM84 149H86V150H84ZM169 149H167V150L169 151ZM171 149H173V148H171ZM171 149H170V151H171ZM179 149H178V150H179ZM235 149L237 150V152L234 151ZM240 149H241V150H240ZM253 149H254V150H253ZM46 150H47V148H46ZM96 150H95V151H96ZM130 150H133V149H130ZM178 150H177V152L179 153L180 151H178ZM204 150H203V151H204ZM206 150H205V151H206ZM239 150H240V151H239ZM243 150H244V151H243ZM255 150H257V152H258V151H260V152L257 153V152H255ZM145 151H146V150H145ZM170 151H169V153H170ZM190 151H189V153H190ZM253 151H254V152H253ZM49 152H50V150H49ZM102 152H103V151H102ZM131 152H132V151H126L125 153L123 152L121 156H120L121 153L118 154L119 156L116 154L117 157H116L115 155H113V156H109V157L106 156L107 158H106L104 155L102 156V155L98 154V152H97L99 159H98V157H97V154L94 153V159H90V160L88 161V164H91V163H92V167H91L92 169L95 168V167H98V168L100 167L101 170H100V168H99L98 172H99V171H100V172L98 173V172H96L97 168H96L95 171H94V169H93L94 174H95V172L97 173V174H96L97 176L95 175L96 178H94V176H93L94 181H93V180L90 181V182L88 181V182H87L88 185H87V184H84L85 187L87 186V189L84 188L85 190L83 189V191H82V188H83V187H81V188H79V190H78L79 192L82 191L83 196H84V195L87 196L88 194H89L90 196L88 195V196H87L88 198H86L85 196H84V197L82 196V198H85L84 201H83V199H82L81 197H80V198H77V199H76V197H75L76 202H79V204L81 205V206H80V209L78 208V207H79V206L77 205L78 203H76L75 200H72V198H70V199H71V201H70L68 198H65L64 200H62V202H65V204L62 203V202H60V204L62 203L63 206L66 207V208L64 207V208L66 209V212L70 211V210H68V209H73V207L75 208V207L78 206V207H77V208H78V211L80 210V213H83V212L85 213V211H84L85 208H87V206L89 207V205H87V203H86L87 200H89V197L92 198V196H93V197L95 196L94 200H97V201H94V200L92 199L93 204H91V205L97 206V207H98V209H97L98 211H99V207L102 206V207H100V209L102 208V210L105 211V212L107 213L108 211H106V210H107V208H109L108 206L110 205V204H109L110 201H111L112 199L114 200V198H115V200H116V199H119V198H118V197H119V194H121V191H120L119 189H123V190H122V192H123L122 195H123V194H124V195H123V197H122V195H121L122 199H121L120 201H119V200H118V201H119V202L122 201L123 204H122V202H121V203H118L117 200H116V201L114 200L115 202L112 200L115 204H116V202H117L118 205H117V204H116L117 206L115 205L116 208H114L115 206L112 207V209L114 208V209H113V210H114V213H113V211H111V215L107 214L108 217H109V216L112 217V216H114L113 214H115L114 217L119 219V215H122V214H125V213H126V215H129V214H130L129 216H130L131 218L134 219V218L137 217V216L139 215V213H141L142 211L145 212L144 210H146L147 207L151 204V203H150L151 201L149 202V199L146 201V198H147L148 195H147V196H144V195H146V194L148 193V191L145 190L146 187H144L145 189L143 188V190H142V189H141L142 187L140 188V186H138V185H137L138 188L135 187V183H134V182H132V181L127 182V181H126L127 184L125 183V184L122 185V183H121L120 186L118 187V191H120V193H119V192L117 191V188L115 189L113 185H112V186L109 185V184H110L112 181H114L115 179L117 180V179H119L120 177H121V178H122V177H125L127 174L129 175V176L127 175V178L129 179V178L131 177L130 179L132 180V176H130V175L133 173V170L136 168L135 163H137L138 161H141L142 159L144 160L146 154L144 155L143 158H141V157H142V154H139V153H138L141 157H140V160H137V159H139V157H137V156H138L137 154H135L136 156L134 155V157L132 156L136 151H133V153H131ZM140 152H141V151H140ZM143 152H144V151H143ZM173 152L175 153V155H173L174 153H172V151H171V153H172L171 155H173V156H176V154H178V153L176 152V147H175V149H173ZM185 152H186V150L184 151V153H185ZM222 152H223V150H222L221 152H218V153H219L222 157H224V155H223L224 152H223V153H222ZM231 152H232V153H231ZM50 153H53V152L51 151ZM89 153H91V154H89ZM141 153H142V152H141ZM145 153H146V152H145ZM147 153H148V152H147ZM181 153H183V149L181 150ZM181 153H179L176 157H178V156L181 157V156L184 154V153H183V154H181ZM246 153H247V152H246ZM246 153H245V154H246ZM251 153H250V154H251ZM85 154H86V155H85ZM87 154H88V155H87ZM95 154H96V155H95ZM123 154H124V155L126 154L125 157H124ZM150 154H151V153H150ZM180 154H181V155H180ZM190 154H191V153H190ZM210 154H211V156H210ZM235 154H236V155H235ZM245 154H244V155H245ZM258 154H260V155H258ZM48 155H49V153L47 154V157H48ZM50 155H52V154H50ZM127 155H128V157H127ZM148 155H149V154H148ZM251 155H252V154H251ZM257 155H258L259 157H258ZM53 156H55V155H53ZM85 156H86V157H85ZM87 156H88V158H87ZM114 156H115L116 158H113ZM122 156H123V157H122ZM130 156H132L133 158L130 159V158H129ZM146 156H147V155H146ZM173 156H171V158H173L172 161L175 159ZM183 156H185V155H183ZM187 156H188V158H190V162H189V159H187ZM208 156H209V157H208ZM225 156H226V155H225ZM235 156H237V157H235ZM73 157H74V156H73ZM103 157H104V158H103ZM215 157H216V158H215ZM218 157H220V156H219V155H218V156H217V155H214V158H213L214 160H215V159L218 160V162H216L217 164H218L221 160H225V159H222V157H220L221 160L219 161ZM260 157H261V158H260ZM43 158H45V162L47 163V158H46V156H44ZM49 158H50V157H49ZM55 158H56V157H55ZM96 158H97L98 160H97ZM100 158H101L102 160H100ZM122 158H124V159H122ZM127 158H128V159H127ZM136 158H137V159H136ZM147 158H148V160H150V162L147 161V163H150V165H151V159H152V156H151V158H150L149 156H147ZM149 158H150V159H149ZM183 158H185V157H183ZM234 158H235V159H234ZM245 158H247V157L245 156ZM245 158H244V159H245ZM259 158H260V159H259ZM38 159H39V158H38ZM51 159H52V158H51ZM51 159H49L48 162H49V163H50V162H54V163H55V161H53V159H52V160H51ZM106 159H107V160H106ZM125 159H126V160H125ZM154 159H155V158H154ZM154 159H153V160H154ZM229 159H230V160H229ZM244 159H243V160H244ZM32 160H33V159H32ZM34 160H37V159H34ZM34 160H33L32 162H34ZM56 160H57V159H56ZM85 160H81V159H79L78 161H80V164H83V163H81V162H87V161H85ZM91 160H93V161H92L91 163H89ZM94 160H96V161H94ZM99 160H100V161H99ZM116 160H117V161H122V160H124V162H125V163L123 162L124 165H125V164H127V165H125V166H124V165H120V162L118 163V162H116ZM135 160H137V162H136ZM143 160H142V161H143ZM191 160H193V161H191ZM211 160H212V159H211ZM235 160H236V161H235ZM255 160H254V161H255ZM261 160H263V161H261ZM42 161H43V162H42ZM42 161H40V159H39V162H42L41 164H44V163H45V162H44V159H43ZM98 161H99L100 163H97ZM129 161L131 162L130 165L128 164ZM134 161H135V163H134ZM195 161H196V160H195ZM195 161H194V162H195ZM197 161H198V160H197ZM197 161H196V162H197ZM199 161H198V162H199ZM241 161H242L244 164L241 163ZM260 161H261V162H260ZM35 162H36V161H35ZM39 162H38L37 164H38V165H41V164H39ZM94 162L96 163L95 165H94ZM114 162H115L116 164L118 163V165H117L118 167L112 165V163H114ZM145 162H146V158H145ZM157 162H158V161H157ZM213 162H214V161H213ZM224 162H225V161H224ZM224 162L222 161L221 163L224 164ZM262 162H263V163H262ZM49 163H48V164H49ZM77 163H78V162H77ZM102 163H103V164H102ZM132 163H133V164H132ZM138 163H139V162H138ZM141 163L144 164V161H143V162H140L139 164H141ZM155 163H156V162H155ZM216 163H215V164H216ZM221 163H220V164H221ZM261 163H262V166H261ZM31 164H32V163H31ZM88 164H87V166H88ZM116 164H115V165H116ZM121 164H122V162H121ZM139 164H137L138 167H139ZM143 164H141V166H142ZM145 164H146V163H145ZM153 164H154V163H153ZM158 164H159V163H158ZM215 164H214V165H215ZM236 164H235V165H236ZM33 165H34V164H33ZM44 165H45V164H44ZM93 165H94V167H93ZM100 165H101V166H100ZM102 165H104L105 167L102 166ZM107 165H108V167H109V165H110V166H111V170L114 169L115 172L117 173V174H116V173L114 172V170H112V172H111L110 170H108V171H110L111 173H109V175L107 174V175H105V176H107V178H109V181H111V182H108V179H107L105 176H103V177H102V176H98V174H102L101 171L105 170V168H106V169L108 168ZM128 165H129V166H128ZM132 165H133V166H132ZM146 165H149V164H146ZM154 165H157V163L154 164ZM174 165H175V164H174ZM174 165L171 166V168H172V167H176V166H174ZM202 165H203V164H202ZM206 165H205V166H206ZM235 165H233V166H235ZM237 165H236V166H237ZM246 165H247V164H246ZM46 166H47V164L45 165V167H46ZM51 166H52V165H51ZM85 166H86V165H85ZM89 166H90V165H89ZM89 166H88V167H89ZM119 166H122V167H125V168H122V167H119ZM185 166L187 167L188 164L182 166L183 169H182V168H181V169H182V170H184V169H188V168H186ZM195 166H194V167H195ZM209 166H210V167H211V166L214 167V168H213L214 170L211 168V170H213L214 172H215V170H217L216 172H218V170H221V172H218L219 175H220V173H222V175H223V174H224V175H223V176L220 175V176L218 177V179H217V178H216L217 176L215 175L216 172H215V174H214V172L211 171V172L215 175V176H213V175L210 173ZM259 166H260V168H259ZM37 167L40 169L41 166H37ZM37 167L35 166V169H36ZM48 167H49V166H48ZM48 167H46V168L48 169ZM55 167H56V169L58 168L57 166H55ZM113 167H114V168H113ZM138 167H137V168H138ZM153 167H154V166H153ZM169 167H170V165H169ZM184 167H185V168H184ZM192 167H193V166H192ZM42 168H43V165H42ZM42 168H41V169H42ZM85 168H87V167H85ZM91 168H90V170H91ZM102 168H104V169H102ZM116 168H118V169H116ZM130 168H132V169H131V170H132V173H131V174H130L131 170L128 171ZM171 168H168V169L170 170ZM204 168H205V167H204ZM206 168H207V167H206ZM206 168H205V169H206ZM252 168H253V169H252ZM35 169H34V170H35ZM59 169H60V168H59ZM120 169H122V170L120 171ZM189 169H188V170H189ZM194 169H195V171H194ZM228 169H229V170H228ZM32 170H33V169L31 168L30 171L32 172ZM36 170H37V169H36ZM36 170H35V171H36ZM85 170H86V169H85ZM174 170H175V168H174ZM174 170L172 169V171H174ZM206 170H207V169H206ZM227 170H228V171H227ZM238 170H239V171H238ZM243 170H246V169H243ZM37 171L39 172V170H37ZM37 171H36V172H37ZM59 171H60V170H59ZM106 171H107V170H106ZM119 171H120V172H119ZM125 171H126V172H125ZM175 171L178 172V171H181V170H180V168H179V169H176ZM175 171H174V172H175ZM192 171L189 172V173H191V175H192ZM237 171H238V173H237ZM247 171H246V172H247ZM262 171H263V172H262ZM40 172H41V171H40ZM91 172H92V171H91ZM93 172H92V173H93ZM122 172H123V173H122ZM169 172H170V171H169ZM181 172L183 173V171H181ZM226 172H227L228 174H227ZM260 172H261V173H260ZM62 173L66 174L65 172H61V176L63 175ZM104 173H105V171H104ZM126 173H127V174H126ZM172 173H173V172H172ZM187 173H188V172H187ZM187 173H186V170H185V173H183V174L186 175ZM189 173H188V174H189ZM22 174H23V173H22ZM22 174H21L20 176L17 174V175L19 176V181H20L21 179H23L22 177H24V176L26 175V174H25V175L23 174V176H22ZM28 174H29V173H28ZM30 174H31V173H30ZM33 174L36 175V173H35L34 171H33ZM37 174H38V173H37ZM110 174H111V176H110ZM112 174H113V175H112ZM123 174H124V176H123ZM195 174L198 175L197 172H196ZM239 174H240V175H239ZM245 174H249V177H250V178L252 177L251 179H253V180H256L255 178H259V179H257V180L255 181V184H254V185L257 184L255 187H252V186H253V183H254V181H252V186H250V187H252V189H250V188L248 187L249 190H247L248 188H247L246 185H248L249 183H251V179H250V181H249V183H248L246 180H247L249 177H246V178H245V176H244V178H243V176H242V175H245ZM250 174H251V175H250ZM262 174H263V175H262ZM103 175H104V174H103ZM191 175H190V177H191ZM211 175H212V176H211ZM233 175H234V176H233ZM235 175H236V176H235ZM28 176H29V175H28ZM36 176H37V177H34V179H35L36 181H34L33 178L29 180V181H31V182H30V186H29V185H28V186L26 185L25 187H23L24 185H23V186H22V185L20 186L19 184H16V185H17V188H18V186H19L20 189H25V190L27 189V192L29 191L28 189H29L30 187H33V188H34V187H35V188L37 187V188L35 189V193L33 192V191H34V189H33V190L31 191V192H33V194H32L31 192H30L31 194H29V197L31 198V202H32L31 205H33V206H31L32 208H31V207L28 208L29 210L27 211V214H26V216L24 217V218L27 217V219H29V220L26 221L27 219H22V216H24V215L21 216V220H20V219H19V218H20L19 215H21V214H19L18 212H15V213L12 212V214L10 213V215H9V216H11V217H9L10 222H7V223H9V224H7V225L10 226L11 228H12V226H13V227H14V226H19L20 223H21V226H19L18 229H19V231H23V234H24V233H25V234L27 233L26 235L24 234V235L27 236V237L30 236V235H32V236L34 235V234H31V233H35V235H36L37 233L40 234V232H38V231H40L39 228H41V233H42V231L44 232V230H47V232L49 231L50 227L48 226V223L46 224L47 227L44 226V224H45V222H48V221H49V225H50L51 222H50V220L47 219L48 221H46V219L44 220L43 218H44V216H45V218H46L47 216H48L47 218H49L50 215H51V217H50V218H51V221H53L52 218H54V215H55V217L57 218V215H58V214H55L54 212H56L55 210H57V207H60V206H59V205L56 206V201H57V203H58L59 200L61 201V199L63 198V197H62L61 199L59 198V200H58V198H57V200L55 199L56 197L60 196V195H58V193H60V192H59V186H58V189L56 188V186H57L56 184L59 183L58 185H60V180H59L56 184L54 183V184H55L54 187H53L54 184L52 185V188H53V190H52V189H49V187L51 186L50 183L52 184V181H51V182L48 181L49 178H47V179H48V180H47L45 176H41V177H40L41 179H40V178H38V176H40L39 174L36 175ZM91 176H92V174H91ZM119 176H120V177H119ZM192 176H193V178H194V176H195L194 173H193ZM246 176H247V175H246ZM257 176H258V177H257ZM262 176H263V177H262ZM65 177H66V175H64L63 178H60V179H62V181H61V186H63V187L60 186V188H61V192H62V190H64V189L68 186V185H66V184H68L66 180H65L66 183H63V179H64ZM67 177H68V176H67ZM97 177H98L99 179L102 178V180L100 181L99 179H97ZM104 177H105V178H104ZM183 177H184V178L186 177L187 180L189 179V178L187 177V175H186V176H183ZM213 177L216 178V179H214ZM234 177L236 178V180H235ZM20 178H21V179H20ZM25 178H26V176L24 177V180H21L20 184H24V182H26V184H27V183L29 184V182L25 181ZM43 178H44V179H43ZM93 178H92V179H93ZM135 178H136V177H135ZM135 178H134V179H135ZM195 178H197V176H196ZM199 178H197V183H198V179H199ZM242 178H243V179H242ZM42 179H43V181H40V180H42ZM66 179H67V178H66ZM89 179H90V178H89ZM95 179H96V180H95ZM123 179H124V178H123ZM191 179H192V178L189 179V183L191 182ZM202 179H201L199 182H201ZM206 179H208V181H209V177H207ZM206 179H205L204 182H207ZM241 179H242V180H241ZM244 179H245V181H244ZM32 180H33L34 182H36L37 184H36V183H33ZM37 180H38V182H37ZM44 180H45L46 182H44ZM170 180H171V179H169V181H170ZM215 180H216V181H215ZM225 180H227V179H224V181H225ZM239 180H240V181H239ZM262 180H263V181H262ZM22 181H23V182H22ZM102 181H104V183H102ZM133 181H136V180H133ZM169 181H168V182H169ZM171 181H172V180H171ZM171 181H170V182H171ZM194 181H195V180H194ZM218 181H217V182H218ZM224 181H223V182H224ZM230 181H228V182H230ZM243 181L245 182V184H244ZM39 182H40V183H39ZM48 182H49V183H48ZM81 182H82V181H81ZM91 182H92V184H90ZM114 182H115V181H114ZM174 182H175V181H174ZM174 182H173V183H174ZM192 182H193V181H192ZM192 182H191V183H192ZM195 182H196V181H195ZM202 182H203V181H202ZM217 182H216V184H218L217 186H219L220 183L223 185V182H220V183H219V182L217 183ZM225 182H226V181H225ZM225 182H224V184H225L224 186H226V184H227V185H228V184H231V183H227V182L225 183ZM257 182H258V183H257ZM44 183H45V184H44ZM94 183H95V184H94ZM108 183H109V184H108ZM123 183H124V182H123ZM133 183H134V184H133ZM173 183H172V182L169 183L170 188H171V186L173 185ZM197 183L191 184L190 186H191V187H192V185L195 186V184H197ZM207 183H209V182H207ZM239 183H240V184H239ZM241 183H242V184H241ZM32 184H33V186H32ZM43 184H44V185H43ZM46 184H48V185H46ZM63 184H65L66 187H65V185H63ZM105 184H106V185H105ZM113 184H114V183H113ZM129 184H130V185H129ZM131 184L133 185V187H132ZM136 184H137V183H136ZM149 184H150V183H149ZM171 184H172V185H171ZM205 184H206V183H202V185H205ZM16 185H15V186H16ZM35 185H36V186H35ZM37 185H38V186H37ZM102 185H103V186H102ZM108 185H109L110 187H108ZM198 185H199V183H198ZM244 185H245L246 187H244ZM101 186H102V188H101ZM126 186H127L129 189H128ZM144 186H145V185H144ZM150 186H151V185H150ZM194 186L192 187V190H195V189H196V191H194V193L197 192V193H195V195H197V194H198V191H199V194H200L199 196H202V193L205 192V191H203L204 188L202 189V187L200 186V187H201V190H200V189H199L200 187L196 185L197 187H199V188H198V191H197V187L195 186L196 188L194 189ZM220 186H221V185H220ZM224 186H221V187H224ZM230 186H231V185H230ZM248 186H249V185H248ZM257 186H258L259 188H258ZM260 186H261V187H260ZM27 187H28V188H27ZM64 187H65V188H64ZM112 187H113L114 189H112ZM120 187H121V188H120ZM124 187H125V188H124ZM148 187H149V186H148ZM173 187H174V186H172L171 189H174ZM175 187H177V184L175 185ZM19 188H18V189H19ZM38 188H40V189H38ZM50 188H51V187H50ZM54 188H55V189H54ZM63 188H64V189H63ZM67 188H69V186H68ZM88 188H89V189H88ZM96 188H97V189H96ZM108 188H109V189H108ZM133 188H134V189H133ZM149 188H150V187H149ZM219 188H220V187H219ZM31 189H32V188H31ZM48 189H49L51 192H50ZM56 189H57L58 191H56ZM80 189H81V190H80ZM90 189H91V190H90ZM99 189H100V190H99ZM102 189H103V190H102ZM127 189H128V190H127ZM135 189H137V190H135ZM139 189H140L142 192H141ZM147 189H148V188H147ZM239 189H240V190H239ZM243 189H246V190L244 191ZM36 190H39V191H41V192L38 191L39 193H37ZM47 190H48V191H47ZM54 190H55L56 192H55ZM113 190H114V191H113ZM115 190H116L117 194L119 193L118 196H117ZM125 190H126V191H125ZM131 190H132V191H131ZM151 190H152V188H151ZM204 190H205V189H204ZM219 190H221V189H219ZM228 190H232V191L229 192ZM259 190H260V191H259ZM14 191H15V190H14ZM52 191H53V193H55V194H53ZM64 191H65V190H64ZM64 191H63V192H64ZM96 191H97V192H96ZM100 191H101V192H100ZM109 191H110V192H109ZM111 191H112V193H111ZM129 191H130V192H129ZM145 191H146L147 193H146ZM172 191H173V190H172ZM200 191H201V192H200ZM202 191H203V192H202ZM12 192H13V191H12ZM27 192L25 191V193H27ZM70 192H71V191H70ZM84 192H85V194H84ZM86 192H87L88 194H87ZM91 192H93V193H91ZM99 192H100L101 194H100ZM135 192H136V193H135ZM140 192H141V193H140ZM144 192H145V193H144ZM237 192H238L239 194H237ZM241 192H242V193H241ZM249 192H250V194H249ZM28 193H29V192H28ZM95 193H96V194H95ZM129 193H130V194H129ZM131 193H132V196H130ZM137 193H138L139 195L141 194V195L143 196V199H145V200H143V199L141 198L142 201H143L142 203L140 202L141 199H138V198H140V196L137 195ZM151 193H153V192L150 191L149 194H151ZM256 193H257V194H256ZM263 193H264V190H263ZM34 194H35V196H37L36 194H40V197L37 196V197H36L37 199H34L37 203H36L35 201L33 202V197H31V196H33ZM43 194H44V195H43ZM82 194H79V195H82ZM93 194H94V195H93ZM104 194H105V195H104ZM110 194H111L112 196H109ZM135 194H136V195H135ZM171 194H172V193H171ZM187 194L190 195L189 193H186L185 195L187 196ZM191 194H192V193H191ZM205 194H206V193H205ZM205 194H203V195H204V202H203V197L201 198V197H199V196L197 195V197L199 198L198 200H200V202H201L200 205H202L203 203L207 204V202L210 200V196H209V194H208V197L205 196ZM242 194H243V195H242ZM24 195H25V194H24ZM24 195H23V196H24ZM27 195H28V194H27ZM41 195H42V196H41ZM45 195H46V196H45ZM54 195H56V196H54ZM79 195H78V196H79ZM96 195H97V196H96ZM100 195H101V196H100ZM102 195H103V196H102ZM114 195H115V196H114ZM128 195H129V196H128ZM151 195H152V194H151ZM151 195H150V196H151ZM195 195H194V196H195ZM206 195H207V194H206ZM222 195H224V194H222ZM227 195H226V196H227ZM239 195H240V197H237V196H239ZM245 195H246V196H245ZM247 195H248L249 198L247 197ZM254 195H255V196H254ZM43 196H44V197H43ZM52 196H53V198H54L56 201H55L54 199H53V201H49L50 204L52 205V206L50 205V206H51V207H50L49 205L47 206V204L49 203V202H47V201H48L49 199L52 200V198H51ZM62 196H64V195H62ZM65 196H66V195H65ZM78 196H77V197H78ZM105 196H106V197H105ZM113 196H114V197H113ZM142 196H141V197H142ZM171 196H174V194L171 195ZM190 196L193 197V194L190 195ZM220 196H221V194H220ZM220 196H219V197H220ZM224 196H225V195H224ZM226 196H225V197H226ZM228 196H227V197H228ZM253 196H254V197H253ZM26 197H27V198H26ZM29 197L25 195V199H26V200H27ZM45 197H46L47 199H48V198H49V199L47 200ZM67 197H68V196H67ZM69 197H71V196H69ZM97 197H98V198H97ZM101 197H102V198L104 197V198H103L102 200L100 199V201H99L98 199L101 198ZM107 197H108V198H107ZM111 197H113V198L111 199ZM192 197H190V198H192ZM205 197H206V198H209L208 201H207V199H206ZM227 197L225 198V199H227L226 202L229 201V198H227ZM236 197H237V198H236ZM244 197H245V199H244ZM251 197H252V198H251ZM263 197H261V198H262V201H263ZM30 198H29V199H30ZM34 198H35V197H34ZM39 198H41V199H39ZM73 198H74V197H73ZM96 198H97V199H96ZM106 198H107V199H106ZM123 198H124V199H123ZM128 198H129L130 201L128 200ZM132 198H133V199H132ZM172 198H173V197H171V199H172ZM188 198H189V197H187V199H188ZM190 198H189V199H190ZM194 198L197 199L196 197H194ZM221 198L224 199V197H220V200H219V201L222 203V202L225 201V200L222 201ZM238 198H239V200H238ZM241 198H242V199H241ZM246 198H247V199H246ZM29 199L27 200L28 202H30ZM66 199H67V201H68L69 204L66 203V202H67ZM104 199H105V200H104ZM134 199H135V201H137V204H136V202L134 201ZM192 199H193V198H192ZM201 199H202V200H201ZM205 199H206V202H205ZM235 199H236V200H235ZM254 199H253V200H254ZM259 199H260V198H259ZM39 200H41L42 202L39 201ZM77 200H79V201H77ZM173 200H174V198H173ZM193 200H194V199H193ZM198 200H197V202L200 203ZM241 200H242L243 202H242ZM245 200H246V201H245ZM257 200H258V199H257ZM257 200H256V201H257ZM38 201L41 202V205H43V206L46 205V207H44V208H46L47 210L44 209V208L42 209L41 207H43V206H40V209H42L43 213H42V211L39 209V205H40V203H39ZM45 201H46V202H45ZM69 201H70V202H69ZM80 201H81V202H80ZM90 201H91V200H90ZM98 201H99V202H98ZM101 201H103V202H101ZM170 201H171V200H170ZM188 201H190V200H188ZM244 201H245L246 203H245ZM44 202H45V203H44ZM51 202H53L54 204H52ZM88 202H89V201H88ZM94 202H96L97 205H95ZM113 202H112V203H113ZM129 202H130V203H129ZM131 202H134L135 204L133 205ZM146 202H149L150 204L147 206ZM194 202H195V204L197 203L196 200H194L193 202H192V200H191L192 207H193ZM226 202H225V206H227V205H226ZM239 202H240L241 204H240ZM33 203H35V204H33ZM73 203H75V204H73ZM83 203H85V204H83ZM90 203H91V202H90ZM90 203H89V204H90ZM101 203L105 204V206H106V209H105V210H104L105 206H104L103 204H101ZM143 203H144V204H143ZM171 203H172V201H171ZM189 203H190V202H189ZM208 203H211V204H208V205L211 206V207H213V206H212V201H211V202H208ZM223 203H224V202H223ZM228 203H229V202H228ZM257 203H258V201L255 202L254 205H256ZM261 203L264 205V203L261 202V200H260V203H258V204H261ZM29 204H30V203H29ZM62 204H61V205H62ZM70 204H71V205H70ZM72 204H73V206H72ZM98 204H99V206H98ZM106 204H107V205L109 204V205L107 206ZM120 204H122V206H120ZM128 204H130V205H128ZM142 204H143L144 206H142ZM145 204H146V206H145ZM177 204H178V203H177ZM195 204H194V205H195ZM205 204H203L202 206H203V208H204V206H205V208H206V212H205V213H207V210H208L207 207H208V206H206ZM238 204H239V205H238ZM258 204H257V205H258ZM53 205H54V206H53ZM75 205H77V206H75ZM113 205H114V204H113ZM125 205H127L128 207L125 206ZM131 205H132V206H131ZM138 205H140L141 207L138 206ZM221 205H222V204H220V206L218 205V206H215V207H216V208L218 207V210H221V211H222V210H223L222 208L219 209L220 207L223 206V205H222V206H221ZM236 205H237V206H236ZM254 205H249V206H252L251 208H250L249 206H246V208H247V207L250 208V209L248 208L249 211H250L251 209L253 210V211H252L253 213L251 212L252 215L249 214V212H247V209H246V208H245L246 211H245V210L242 211L241 209H240L239 211H237V210L235 209L237 212H241V211H242L241 213H239V214H242V213H243V214L241 215L242 217H240V215L237 216L238 213L234 210V207H233L232 210L230 209V211H229V209H225V207L223 206V207H224V212H223V211H222V212L225 213V215H228V212H229V214H230V212H232L231 214H232V216H234V215H235V213L233 212V210H234V211L237 213V214L235 215V216L238 217L237 219L242 218V219L244 220L243 215H244L245 213H247V214H245V215H246V216H249L248 219H247L246 216L244 215L245 220H244V222H242L243 220H240V221H241L240 223L236 221V220H237L236 217H235L234 219H227V217H228L229 215H228L227 217H226L225 215H223L224 218L221 217L220 215H221L222 212H220V214L217 212L219 215H218L217 213H216V215H215V214H211L212 212L210 213V215H207V214H205V215H206V219H207L208 216L210 217L211 215H213V218H214V219H215L214 215H215L216 217H217V215L221 217V218L219 217L220 220H219V219L216 220L217 222L214 221V220H212L213 218L211 217L212 219H211V218H210V219H211L213 222L210 221L209 223H211L212 225H213L214 222L218 223V224H217V227H216V223H214V225H213V226L211 225V226H212V229H214V230L217 229L218 233L215 232L216 234H219V235H220L221 233L224 234V235L221 234V235L223 236L222 239H223V238H225V239H226V238H227V239L229 238V239H231L232 241H237V239H238L239 242H238V243L236 242L237 245H238L239 243H241L240 240H242L243 235H246V236H247V235H248L247 233H249L250 236H251V235H255V236H257L256 234H259V235L257 236V238H259V237L261 236L260 238L263 239V240H259L260 238H259V239H255L254 236H253V237L251 236L252 238H251V237H250V238L252 239V243H253V242H256V243L259 244L260 241H261V242L264 244V242H263V241H264V235H263V234H264V230H263V229H264V227H263V226H264V218H263V217H264V206L259 205V206H260V207H259V206L256 205V206H255L256 208H254ZM35 206H36V207L38 206V209H39V210H37V208H36ZM55 206H56V207H55ZM63 206H62V207H63ZM118 206H120V207H118ZM129 206H131V207L129 208ZM189 206H190V205H189ZM202 206H200V208H202ZM231 206H230V207H231ZM243 206H244V207H243ZM48 207H50V208H48ZM54 207H55L56 209H55V210H54V209L52 210V208H54ZM67 207H69V208H67ZM81 207H82V208H81ZM83 207H84V209H83ZM110 207H111V206H110ZM117 207H118V209H119L120 211H119V210H117V211L115 210V209H117ZM134 207H135V208H134ZM136 207H137V209L139 208L138 211L136 210ZM145 207H146V209H143V208H145ZM192 207H191V208H192ZM230 207H226V208H230ZM238 207H239V208H238ZM257 207H259V208H257ZM33 208H34L35 211L33 210ZM35 208H36V209H35ZM191 208H189V209H191ZM196 208H197V209H196ZM205 208H204L203 210H205ZM213 208H214V207H213ZM231 208H232V207H231ZM253 208H254V209H253ZM31 209H32V210H31ZM50 209H51L52 211H51V213L48 214V212H50V211H49ZM58 209H59V208H58ZM81 209H82V210H81ZM109 209H111V208H109ZM121 209H122V211H121ZM124 209L126 210V212H125ZM129 209H131V210H133V211L130 212ZM141 209H142V211H141ZM170 209H171V207H170ZM173 209H174V208L172 207V211H173ZM210 209H212V208H210ZM256 209H257V210H256ZM36 210H37L38 212H36ZM67 210H68V211H67ZM127 210L129 211V213H128ZM196 210H197V212H196ZM214 210H215V211H213V213H215V212L217 211L216 209H214ZM225 210H226L227 212H226ZM255 210H256V211H255ZM259 210H260V211H259ZM29 211H30V213H29ZM32 211L34 212V214H33ZM53 211H54V212H53ZM81 211H82V212H81ZM115 211H116L117 213H116ZM118 211H119V212H118ZM134 211H136V212H135V214L133 213V215H134V217H133L132 212H134ZM192 211H193V210H192ZM192 211H191V212H192ZM200 211H202V209H201ZM209 211H210V210H209ZM209 211H208V214H209ZM211 211H212V210H211ZM254 211H255V212H254ZM31 212H32V215H31ZM52 212H53V213H52ZM66 212H65V213H66ZM86 212H89V211L87 210ZM105 212H102V214L104 213V216H103L102 218L105 217ZM124 212H125V213H124ZM143 212H142V214H144ZM189 212H190V210H189ZM191 212H190V214H191ZM193 212H194V211H193ZM193 212H192V213H193ZM195 212H196V213L199 212V208L197 207V205H195ZM195 212H194V213H195ZM202 212H203V211H202ZM36 213H37V214L40 213V214H44V215H43V216H42V215H37ZM45 213H47V214H46L47 216L45 215ZM60 213H61V212H60ZM65 213L62 212L61 214L64 215ZM80 213H79V215H80ZM90 213H91V212H90ZM90 213H88V214H90ZM99 213H100V211H99ZM108 213H109V212H108ZM112 213H113V214H112ZM194 213L192 214V215H193L192 217H194V216L197 215L196 213H195L196 215H194ZM199 213H200V212H199ZM199 213H198V214H199ZM226 213H227V214H226ZM14 214H15V215H14ZM18 214H19V215H18ZM28 214H30V216L32 217V219L30 218V216L28 217ZM53 214H54V215H53ZM76 214H77V213H76ZM88 214H84L83 217H82V214L79 216L81 219H80L78 222H80V223H81L82 221H84V222H82V223L79 225L80 227L78 228V230H79V229H80V230L82 229V232H83V234L85 235L84 238H86V236H88V235L90 236L91 234H92V236H90V237L92 238L93 235H94V233H95V235H94V237L92 238V240H94V238L96 239L95 241H98V240H99L100 243L96 242V243H97V246H98V244H99V247H103V246L105 245L104 247H105L106 249L103 247V248L105 249V250H103V248L101 249V248L98 247V249L96 250L97 247H95V245H96L95 242H94V246H93V245H90L91 243L93 244V241L90 240V239H91L90 237H87V238H89V240L86 238V239H87V242H86V245H85L86 247L83 246V245H84V244H83V243H84V239L82 240V239L80 238V239H81V242H83V243H81V245H82V244H83V245L81 246L80 243H79V246L82 247V248L79 247L80 249L78 248V250L81 251L82 253H81V252H77V253H78V254L80 253L79 255L82 254L81 256H83L84 254L86 255V256L84 255L85 257H84V256L82 257V260H83V261H82V264H85V262H87L88 260H89V261L87 262V264H88L89 262H90L89 264H93V261H94L95 259L93 260L92 258H94L95 256H96L97 258H99V255L101 254L100 251H102V254H103L104 256L108 257V259L105 258V257H103V255L101 254L102 256L100 255V257H103V258H104V259H102L103 261H101V263H102V264H103V263H106V264L108 263V264H110V263H111L110 261H111L112 259L114 260V258H113L114 255H116V254H114L113 257H112L111 254H113V252H114V253H117V250H114V247H113V250H114V251L112 250V246H111L112 244H111L110 240H108V238H107V240H108L110 243H109L108 241H105V239H103L104 242L102 243V240H100V238L102 239V236H103V232L101 233L102 230H97V231L100 232V234H99L98 232H97V234H96V230H95V229H97V228H96L95 226L97 225L98 229H100L101 227L99 228V225L93 223V221H94V222H95L96 220L98 221V218H96V217H99V216H95V217H94L95 214H93V215H91V216L88 215ZM91 214H92V213H91ZM145 214H146L148 217L151 215V213H148L149 215H148L147 213H145ZM145 214H144V215H145ZM190 214H189V215H190ZM233 214H234V215H233ZM12 215H13V216H12ZM16 215H18V216H16ZM34 215H37V217L34 216ZM85 215H88V216L86 217ZM126 215H125V216H126ZM146 215H145V217H147ZM170 215H171V214H170ZM201 215L204 216V213H203V214L201 213ZM250 215H251V216H250ZM38 216L40 217V219H39ZM41 216H42V217H41ZM89 216H90V217H89ZM107 216H106V217H107ZM140 216H141V215H139L137 218H139ZM230 216H231V215H230ZM232 216H231V218H233ZM12 217H13V218H12ZM17 217H18V218H17ZM35 217H36V218H35ZM59 217H60V215H59ZM85 217H86L87 219H86ZM88 217H89V218H88ZM106 217H105L104 221H106V219H108V218H106ZM111 217H109V218H111ZM152 217L155 218V217H154V214L151 215V217L148 218V219L151 220L152 223H153V220H154V219H153ZM171 217H173V216H171ZM189 217H190V218H189ZM200 217H202V216H200V215L198 216V215H197V217H194V218L197 219V218H200ZM204 217H205V216H204ZM204 217H202V219H203ZM225 217H226V218H225ZM16 218H17V220H16ZM33 218H34V219H33ZM37 218H38V219H37ZM50 218H49V219H50ZM112 218H113V217H112ZM140 218H141V219L143 218V220H144L143 223H144L145 225H143L142 220H141V223H142V224H140V226H137V228L135 227V228H134L135 230H133V231L131 230L132 234H133L134 231H135V233H137V234L134 233V234H133L134 236H132L131 238H128V240H130V239L132 240V238H133V240H134V238H136V239L134 240L135 244L139 242V240H140V238H141V232L143 233L146 229H148L149 227L151 228V226H153V225L155 224V223L151 224L150 221H148V223H150L151 225H150V224H146V223H145V220H148V219H147V218L144 219L143 216H141ZM151 218H152L153 220H152ZM187 218L190 219V223H192V222L195 221L194 218L192 219V220H194V221H191V216H188ZM222 218H223V219H222ZM228 218H229V217H228ZM9 219H8V220H9ZM14 219L16 220V222L18 221V224H19V225H17V223H16V224L14 223V222H15ZM85 219H86V220H85ZM90 219H91V220H90ZM99 219H100V218H99ZM206 219H203L202 222H205ZM235 219H236V220H235ZM41 220H42V221H41ZM62 220H64V219H61L60 222H61ZM100 220H101V219H100ZM155 220H156V218H155ZM169 220H171V219H169ZM185 220H186V219H185ZM218 220H219V221H218ZM224 220H225V221H224ZM226 220H227L228 222L231 221V220H233V221L235 220L236 222H234V224H235V223H237V224L239 223V225H238V226H235V225H234V226H233V229H230V231H229V228H228L229 226H228V224H231L232 221H231L230 223H228V222H226ZM19 221H20V222H19ZM33 221H34V222H33ZM44 221H45V222H44ZM88 221H89V222H88ZM97 221H96V223L100 222V221H98V222H97ZM197 221H198V222H199V221L201 222V218H200V220H197ZM208 221H209V220H208ZM238 221H239V220H238ZM246 221H248V222H246ZM11 222H12V223H11ZM23 222H24V224H23ZM25 222H26V223H25ZM30 222L32 223L33 226L31 225ZM40 222H41V223H40ZM58 222H59V221H58ZM60 222L58 223L59 225H60ZM65 222H66V221H65ZM78 222H77V224H76V227H77V225H78ZM91 222H92V223H91ZM146 222H147V221H146ZM154 222H155V221H154ZM195 222H196V221H195ZM202 222H201V224L203 225L204 223H202ZM252 222H253V223H252ZM10 223H11V224H10ZM42 223H44L42 226L39 225V224H42ZM61 223H64V222H61ZM83 223H84V224H83ZM85 223H86V224H85ZM87 223H88V224H87ZM90 223H91V225L93 224V225H95V226H93V225L91 226ZM101 223H103V221H102ZM104 223H105V222H104ZM107 223H108V222H107ZM107 223H106V224H107ZM119 223H120V224H124V221H123V222H120V221H119ZM119 223L116 224V225H119V226H120ZM190 223H188V224H189V227L191 226ZM243 223H244V224H247V225L244 226ZM12 224H13V225H12ZM27 224H28V226H27ZM64 224H65V223H64ZM106 224H105V225H106ZM108 224H109V223H108ZM108 224H107L106 226H109ZM174 224H176V223H174ZM174 224H171V225L173 226ZM177 224H178V223H177ZM192 224H193V223H192ZM197 224H199V223H197ZM201 224H200V225H201ZM206 224H208L207 221H206ZM206 224H205V226H206ZM237 224H236V225H237ZM241 224H243V225H241ZM252 224H253V225H252ZM256 224H257V225H256ZM30 225H31V226H30ZM38 225H39V227H37ZM171 225H170L169 227H171ZM193 225L196 226L195 223H194ZM226 225H227L228 227H227ZM29 226H30V227H29ZM34 226H36V227H34ZM43 226L45 227L44 230H43V228H44ZM83 226H84L85 228H84ZM119 226H118V227H119ZM122 226H123V225H122ZM146 226H147V227H146ZM176 226H177V225H175V226H173V227H176ZM178 226H180V225H178ZM194 226H192L193 228L190 227V228H192L191 231H193ZM205 226H204V227H205ZM243 226H244V227H243ZM246 226H247V228H248V226H250V229L248 228V230H247ZM254 226H255V227H254ZM22 227H23L24 229H23ZM27 227H28V228H27ZM48 227H49V229H47ZM82 227H83V228H82ZM88 227H90V228L88 229ZM91 227L94 228V229H92ZM120 227H121V226H120ZM120 227H119V229H120ZM123 227H124V226H123ZM139 227H140V229H139V231H138V228H139ZM142 227H143V228H142ZM169 227H168V228H169ZM173 227H171L170 229H172ZM201 227L203 228V226H201ZM206 227H208L207 229L209 230V228H210V224L207 225ZM213 227H214V228H213ZM215 227H216V228H215ZM224 227H225V228H224ZM230 227H232V224L230 225ZM234 227H236V228H234ZM241 227H242V228H241ZM14 228H15V227H14ZM29 228H30V229H29ZM32 228H33V229H34V228H35V229L37 228V229H36V231H35V229L33 230ZM61 228H63V227H61ZM86 228H87V229H86ZM144 228H145V230H144ZM180 228H181V227H180ZM196 228H197V227H196ZM196 228H195V229H196ZM237 228H238V229H237ZM244 228H246V229L243 230ZM253 228H254V230H255L256 232L253 231ZM15 229H17V227H16ZM27 229H28L29 232L27 231ZM90 229H91V230H90ZM121 229H123V228H121ZM151 229H152V228H151ZM170 229H168V230H170ZM175 229H179V227H178V228H175ZM195 229H194V232L197 230V229H196V230H195ZM212 229H210L211 232H214V230H212ZM226 229H227L228 231H227ZM235 229H237V231H236ZM240 229H241V230H240ZM51 230H52V229H51ZM55 230H56V229H55ZM83 230H84V231H83ZM126 230H127V229H126ZM136 230H137V232H136ZM140 230H141V231H140ZM142 230H143V231H142ZM180 230L183 231L184 228L179 229V232L182 233V231H180ZM208 230H206L207 232H206V231H205V232H206V233H210V234L212 235V233H211V232H208ZM219 230H220V231H219ZM223 230H224V231H223ZM246 230H247V231H246ZM259 230H260V231H259ZM17 231H18V230H17ZM25 231H26V232H25ZM30 231H31V232H30ZM52 231H54V230H52ZM52 231H51V232H52ZM91 231H92V232H91ZM127 231H128V230H127ZM127 231H126V232H127ZM129 231H130V230H129ZM197 231H198V230H197ZM197 231H196V232H197ZM202 231H203V229H202ZM242 231L245 232V233H243V234L240 233V234H242V235H241L242 237L240 236L241 238L239 239V235H240V234H238V232H242ZM257 231L260 232V233H258ZM262 231H263V233H262ZM82 232H81V233H82ZM84 232H86V234H85ZM106 232H107V230H106ZM131 232H130V233H131ZM139 232H140V234H139ZM177 232H178V230H177ZM179 232H178L177 234H179ZM184 232H185V231H184ZM194 232H190V230H189V233H187V234L183 233V234H185V235H189V236H190V235H191L192 233H194ZM203 232H204V231H203ZM220 232H221V233H220ZM251 232H252L253 234H252ZM57 233H58V231H57ZM57 233H56V231H55V234H57ZM90 233H91V234H90ZM130 233H129V234H130ZM181 233H180V234H181ZM231 233H232V234H231ZM101 234H102V235H101ZM107 234H108V232H107ZM110 234H111V233L109 232V235H110ZM183 234H181V236H182ZM196 234H197V233H196ZM210 234H209V235L206 234L208 237H207V239L203 242L204 244H206V243H205L206 241L208 242V238H209ZM226 234H228L229 236L226 235ZM236 234H238V236H236ZM98 235H101V236H98ZM192 235H193V234H192ZM194 235H195V233H194ZM214 235H215V234H214ZM225 235H226V236H225ZM232 235H233L234 237H232ZM38 236H39V235H38ZM41 236H42V235H41ZM41 236H40V237H37V236H36V237H37V239H38V238H40V239H41V238H46L45 236H43V237H41ZM53 236H55V235H53ZM136 236H137V237H136ZM142 236H143V235H142ZM212 236H213V235H212ZM216 236H217V235H216ZM216 236H215V237H216ZM96 237H98V238H96ZM116 237H117V236H116ZM177 237H178V236H177ZM179 237H180V235H179ZM183 237H184V236H183ZM183 237H182V238H183ZM185 237H186V236H185ZM231 237H232V238H231ZM247 237H249V236H247ZM247 237H246V238H247ZM262 237H263V238H262ZM117 238H118V237H117ZM180 238H181V237H180ZM180 238H178L177 240H178V242L181 241V242H179V243H182L183 240H182V239L179 240ZM212 238H213V237H212ZM212 238H211V240L209 239L211 242H212V240H214L212 243H214L215 240H216L217 244L220 243V245H222V243H221V242H218V239H216L217 237H216L215 239H212ZM218 238H221V236L218 237ZM244 238H245V236H244ZM244 238H243V239H244ZM246 238H245V239H246ZM250 238H248V240L246 239V242H245L244 240H242V247L245 248V247L248 246V244H250V242H251V241H250V240H251ZM253 238H254V239H253ZM40 239H39V240H40ZM86 239H85V241H86ZM97 239H98V240H97ZM118 239H121V238L119 237ZM118 239H117V240H118ZM123 239H124V238H123ZM125 239H126V238H125ZM125 239H124V240H125ZM183 239H185V238H183ZM229 239H228V240H229ZM235 239H236V240H235ZM121 240H122V239H121ZM231 240H230V241H231ZM255 240H256V241H255ZM42 241H43V240H42ZM88 241H91L90 244L88 243ZM118 241H119V240H118ZM137 241H138V242H137ZM141 241H142V240H141ZM184 241H185V240H184ZM219 241H220V240H219ZM222 241H223V243H225L226 240L224 241V239H223ZM243 241H244V242H243ZM247 241H248V243H247ZM249 241H250V242H249ZM257 241H259V242H257ZM121 242H122V241H121ZM127 242H128V241H127ZM216 242H215V243H216ZM228 242H229V241H228ZM107 243H109V244H111V245H109V244H107ZM122 243H123V245H124V248L127 247V246H126L127 244L129 245L127 249L125 248L127 251L133 247V244L131 245L130 243H127V244L125 245V244H124L125 241L122 242ZM209 243H210V242H208V244H209ZM232 243H233V242H232ZM232 243H231L230 246H234V245H236L235 242H234V244H232ZM244 243H245V244H244ZM252 243H251V244H252ZM262 243H261V244H262ZM15 244H17L16 241H15ZM15 244H14V245H15ZM88 244H89V245H88ZM101 244H102L103 246H100ZM135 244H134V245H135ZM138 244H140V242H139ZM138 244H136V245L138 246ZM204 244H203V245H204ZM208 244H206L205 246H207ZM217 244H216V245H217ZM225 244H228L227 241H226ZM225 244H224V245H225ZM229 244H230V242H229ZM258 244H257V245H258ZM261 244H259V246H261ZM87 245H88V246H87ZM130 245H131V246H130ZM136 245H135V246H136ZM142 245L144 246V243H142ZM145 245H146V244H145ZM197 245H198V244H196L195 247H196ZM224 245H222V246H224ZM237 245H236V246H237ZM245 245H246V246H245ZM254 245H256V244H255V243L253 244V247H254L253 250H254V251H255V247H256V249H259V248H260L261 251H262V249H263V252H260V251H259L262 255L259 254V253L257 254V255H259L258 258H260V255H261V259H263V258H264V257H263V255H264V254H263V253H264V248H262V247L257 248V245H256V246H254ZM15 246H16V245H15ZM65 246H66V245H65ZM91 246H92V247H91ZM109 246L111 247V249H110ZM139 246H140V245H139ZM139 246L137 247V248H138V250H136L137 252H136V251H133L132 249H131V250H132L133 252H136V254L134 253V255H132V256L137 257L136 259H134V262H136V260H137V262H138V259L140 258L141 261L139 260L140 262H138L137 264H139V263L142 264L143 262L146 261V259H148L147 256H145V254H146V252H147V249H144L143 246H141L140 249H139ZM183 246H184V243H183ZM183 246H182V247H183ZM211 246H215V245L212 244ZM217 246H218V245H217ZM222 246H219L220 249H221ZM228 246H229V245H228ZM230 246H229V247H230ZM236 246H234V247H235V249H234V253L230 252V251H233V250H231V247H230V248L227 247V248L230 249V251H229V249L227 250L226 246L224 247V249L227 250V251H229V252L222 251L223 248L221 249V251H222L223 253H226V254L228 253V254H227V257H228V256H229V257L232 256V258H234L233 256H235V257L237 256V257H238L239 254H240V253L242 254V251L244 252L246 248H245L244 250L238 252L239 254H237V250H236V249H238V247L240 246V244H239V246H237V247H236ZM249 246H250V245H249ZM251 246H252V245H251ZM251 246L248 247V248H249L248 251H247V249H246V252H249V250H250V255H249V253H247V255H245L246 252H244L245 254H242V256L240 255V257H242V258H243V256H245V260H246V262L244 261V259H243V260L240 259V257H239V259L243 261V264H244V262H245V263H248V264H249V263H250V264H251V263H252V264H254V263H258V264L263 263V262H264V261H263L264 259H263L262 261H261L260 259H257L258 262H254V263H253V262H249V259H250V261H251V257H252L251 254H253L252 252H254V251H252V249H250V248H253V247H251ZM262 246H263V245H262ZM67 247L70 248V247L67 245V246H66V249H67ZM87 247H89V248H87ZM90 247H91V248H90ZM108 247H109V248H108ZM129 247H131V248H129ZM144 247H145V246H144ZM195 247H194V248H195ZM199 247H200V246H199ZM208 247H210V244L208 245ZM208 247H207V248H208ZM219 247H218V248H219ZM240 247H241V246H240ZM29 248H30L31 250H30ZM33 248H35V246H33ZM33 248H32L31 245H28L27 247H25V249H22V251H23L22 254H25L26 252H29L30 254L28 253L27 255H29L30 257H32V256L34 255L33 258H35V259L37 258V261H38L39 258L41 259V256H40V255H42L43 252L40 250V253H39V252H38L39 249H38V251H37V249H34V250H33ZM36 248H37V247H36ZM84 248H85V250H84ZM142 248H143V249H142ZM145 248H146V247H145ZM204 248L207 249L206 247H204ZM210 248H211V247H210ZM212 248H213V249L216 248L217 250H219L216 246H215V247H212ZM212 248H211V250L213 251L212 253H214L215 255H216V253H219V254L221 253V254H222L221 257H223V258H221L220 255L218 256V257H220V258H218L217 255L214 256V257H212V256L214 255V254H212V256L210 255V258L212 257L213 259H209V260H211V263L214 264L213 261H214V259H215L216 257L220 260V261H219V260H217V258H216L217 262L219 261V263H220V262L224 261V260H222V259H224V257L226 258V255H223V253L220 252V250H219V252H216V251L213 250ZM261 248H262V249H261ZM66 249H65V250H66ZM82 249H83L84 251H82ZM86 249H88L89 253H88V251H87ZM89 249H90V250H89ZM108 249H110L109 252H110L111 254L108 253ZM125 249H123V250L126 251ZM197 249H198V247H197L196 249H193L192 252H193L194 250L197 251ZM208 249H209V248H208ZM232 249H233V247H232ZM65 250H64V251H65ZM91 250L94 251V252H92ZM95 250H96V251H95ZM98 250H99V251H98ZM123 250H121V252H122ZM131 250H130V252H131ZM134 250H135V249H134ZM139 250H143V252L141 251V254H140V251H139ZM199 250H200V249H198V251H199ZM211 250H208V251L211 252ZM235 250H236V251H235ZM34 251H35V252H34ZM62 251H63V249H62ZM115 251H116V252H115ZM124 251H123V253L125 254V255H124V257H125V256H126V253H125ZM144 251H145V252H144ZM198 251L195 252V253H197L198 259H199V254H203V256L200 255V257H202V258L205 257V256H206V258H207L208 255H209V252H208V254H205V256H204L203 251H200L199 254H198ZM238 251H239V249H238ZM251 251H252V252H251ZM256 251H257V250H256ZM18 252H19V251H18ZM20 252H21V250H20ZM84 252H86V253H84ZM96 252H97V253H96ZM99 252H100V253H99ZM104 252H105L106 254H104ZM192 252H191V254H192L193 258H197V256H196L194 253H192ZM235 252H236V253H235ZM33 253H35V254H33ZM41 253H42V254H41ZM60 253H61V252H60ZM63 253H64V252H63ZM107 253H108L109 255H111V256H110V257H111L110 259H109V256H108ZM123 253H122V254H123ZM128 253H129V252H128ZM128 253H127V255H128ZM131 253H132V252H131ZM137 253H138V254H137ZM205 253H207V250H206ZM230 253H231V254H230ZM58 254H59V253H58ZM78 254H77V255H78ZM87 254H88V255H87ZM119 254H121L120 251H119V253H118V255H117L118 258L115 256V260H116L117 262H116V261H113V260H112V262H114V263H116V264H117V263H119V264H120V263L123 264V262H124V264L129 263L126 259H125V260L127 261L126 263H125V260H123V262H118V261H120L119 256H120V257H123L122 254H121V255H119ZM129 254H130V253H129ZM142 254H143V255H142ZM193 254H194L196 257H195ZM210 254H211V253H210ZM229 254H230V255H229ZM235 254H236V255H235ZM31 255H32V256H31ZM35 255H36V256H35ZM37 255H38V256H37ZM60 255H62V254H60ZM79 255H78V257H72V260H74L73 258H75V260L78 261V262H74V263L81 264V263H79V262H81V260L79 261V259H77V258L80 257ZM92 255H93V256H92ZM253 255H255V253H254ZM65 256H66V255H65ZM87 256H88V257H87ZM138 256H139V257H138ZM140 256H141V257H140ZM144 256H145V257H144ZM190 256H191V255H190ZM192 256H191L190 258H192ZM247 256L249 257V258H248V262H247V259H246ZM250 256H251V257H250ZM10 257H12V256H10ZM124 257L121 258V261H122V259H124ZM127 257H128V256H127ZM127 257H126V258H127ZM143 257H144V258H143ZM229 257H228V258H229ZM262 257H263V258H262ZM56 258H57V257H56ZM85 258H86V259H85ZM116 258H117V259H116ZM193 258H192L191 260H194ZM58 259H59V258H58ZM80 259H81V258H80ZM100 259H101V258H99V260H100ZM105 259H107L108 262L104 261ZM127 259H128V258H127ZM130 259H131V258H130ZM198 259L196 260V261H197L196 264H198ZM200 259H201V258H200ZM200 259H199V260H200ZM226 259H227V258H226ZM226 259H225V261H228V260H229V259H228V260H226ZM239 259H236V260L233 259V260H234V261H233V260L230 258V262H231V260H232V263H233V262L236 263L237 260H239ZM9 260L16 261V259H14V258H13V259H12V258L10 259V258L8 257V262H9ZM43 260H44V259H41L40 261L43 262ZM63 260H65V259H63ZM86 260H87V261H86ZM99 260H95L96 263H97V261H98V263L100 264ZM109 260H110V261H109ZM189 260H190V259H189ZM209 260H208V258H207L206 261H204V260H203V261L201 260V261L204 262V264H208V263H209ZM212 260H213V261H212ZM216 260H215V264H216ZM240 260H239V261H240ZM13 261H10L11 263L9 262V264H12V263H13V264H19V262L16 261L17 263H15V262H13ZM61 261H62V258H61ZM91 261H92V262H91ZM95 261H94V262H95ZM196 261H195V262H196ZM207 261H208V263H207ZM225 261L223 262V264L227 263V262H225ZM239 261H238V262H239ZM242 261H240V264H242V263H241ZM38 262H39V261H38ZM42 262H40V263H42ZM146 262H147V261H146ZM146 262H145V264H146ZM191 262H192V261H191ZM195 262H192V263L195 264ZM202 262H200V263H202ZM205 262H206V263H205ZM228 262H229V261H228ZM44 263H45V262H44ZM114 263H111V264H114ZM192 263H190V264H192ZM232 263H230V264H232ZM235 263H234V264H235ZM45 264H46V263H45ZM47 264H48V263H47ZM71 264H72V263H71ZM94 264H95V263H94ZM129 264H130V263H129ZM187 264H188V263H187ZM209 264H210V263H209ZM217 264H218V263H217ZM221 264H222V263H221ZM228 264H229V263H228ZM236 264H239V263H236Z\"/></svg>",
	"mask_w": 264,
	"mask_h": 264
}]
</instances>
